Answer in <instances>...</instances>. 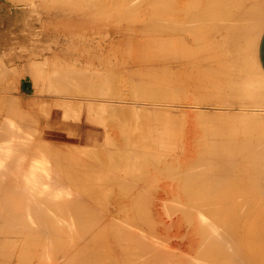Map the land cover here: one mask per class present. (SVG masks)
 <instances>
[{
	"label": "rangeland",
	"instance_id": "374dc122",
	"mask_svg": "<svg viewBox=\"0 0 264 264\" xmlns=\"http://www.w3.org/2000/svg\"><path fill=\"white\" fill-rule=\"evenodd\" d=\"M22 1V2H21ZM0 0V68H1V70H0V72L2 73L3 71H4V74L2 73L1 75V77H2V79H0V82H2V80H3V82L2 83H0V85H2V87H4V84H6V83H8L10 80V83H8V84H6L5 85V87H9L10 88V91H9V89L8 88H4V90H0V93L1 94H3V96L5 97V95H6V93L7 94H9V95H6V97L4 98V101L2 100V98L1 97H3L2 95H0L1 97V100H0V104H1V101H2V104L1 105H5V107L4 106H2V107H4V108H2L1 106H0V113L2 114V112H5L4 114H3V116L1 115V119H0V123H2V126H4V128H7V129H12L13 128V130H15L16 132H17V135H18V140H19V142H23V141H28V142H32L33 143V145H34V147H35V150H38V148L40 147L39 145L41 144L40 142H43V141H46L47 143H46V145L48 146H46L45 144V147L48 149V150H50L49 152L51 153V155H53V156H55V154H57L58 153V155H56V156H59L60 155V151H65V149L67 150V148H66V146L67 145H69V147L71 146V145H74L75 144V147L74 146H71L70 147V149L72 150V149H74V152H76V151H78L79 153L81 152V150L80 149H78L79 147H77L76 146V144L77 145H82L81 147H83V145H86V146H88V148H87V150H86V148H83L84 150H85V152H83V150H82V152L83 153H78V155H79V157H78V155H74V153H72L73 152V150H72V152L71 151H69L70 149H68L67 150V152H70V153H65V152H62L61 153V157L64 155L65 157H66V159L64 158V160H61V159H63V158H58V157H52L50 154H48V152H47V150H46V152H47V154L49 155L48 156V159H49V157H50V159H51V161L48 163V165H50V167L48 166V168H50L49 170H50V178H49V183H48V187H47V192L45 193V195H46V197H45V195H44V197L39 201V202H35L34 204L32 203V204H30V205H26V203H25V205L23 204H21V203H19V202H17L18 203V205H16V203H13V205H12V207H10L9 205H4L5 206V208H4V206L2 205V206H0V210H3V208L6 210V209H8V208H6V207H9L13 212H14V215L16 216H19L18 218H19V220H20V222H19V220L17 221H15L16 223H14V220L15 219H18L17 218V216L15 217L14 215H9L8 217L7 216H5V217H7L8 218V220L9 221H7L6 219H0V220H2L3 222L1 223V221H0V226L3 228L4 226H6V228L7 227H9V225H11V223H13L12 225L13 226H10L11 228L10 229H12V228H14V227H16L17 228V230H15V231H17V232H15V233H18V234H14V230H10L9 228V230H7L5 227L3 228L4 230H2V235H0V238H2V236L4 235V237H7V239H9L10 237V235L13 233L14 235H12V237H11V240L10 241H12V242H10L9 241V243L7 242L8 240L6 239V238H4L3 237V239L5 240H1L0 241V244L2 245V244H4L5 243V245H3L2 247H0V264H71V262L73 261L74 262V260L75 259H73V258H78L79 260H75V262L73 263L72 262V264H85L83 261H82V258H81V255L80 254H82L85 250H89V253H90V255H88V256H90V257H92L93 256V258L92 259H96L95 261L97 262V263H94V264H99V259H101V261H100V263L102 262H104V264H106V262L108 261V263L110 264H112L113 262V264H121L122 263V261L123 262H125V263H128V262H130V263H128V264H136L137 263V260H138V263L137 264H176V262L178 261H180L179 263L180 264H192V263H194V264H232L233 262H236L237 264H264V217H263V219L261 218V219H259V221H256V220H250V221H248L249 220V218L245 221V222H243V224H241V226H240V228L238 227V237L235 235V237H233L232 238V241H233V243H236V241L238 242V240H239V246L237 245V244H233L232 242H231V245H232V247L231 246H228L229 247V249L230 250H228V247H221V246H219V244L217 243V245H216V243L213 241V244H211V240H212V231H211V227H209V226H207L206 225V222H205V225H203V223H202V219L199 217L200 215L198 214L199 212H198V209L199 208H196L198 205H200V203H202L203 201L201 200L202 198H203V200L205 199V195L204 194H195L194 193V191L192 190V189H189L188 187V182H189V179H188V182H187V177L189 178L190 177V174L188 175V173L187 172H189V171H191V169L189 170V171H186L187 169H188V166H186L185 167V171H186V173H183V171H184V169L181 167V169H183L182 171H181V169H180V166H178V169H180V170H178L179 172L181 171L182 172V175H183V177L184 178H182V181H180L181 179H180V177L182 176L181 175V173H179L178 175V177H176L177 175V173H176V169H177V165L176 166H174V165H172L171 167L169 166V168H168V170H166L165 168V165L163 166L162 165V161H163V159H165L166 158V162H172L173 163V160H176V162L174 163V164H176L177 163V159L176 158H178L177 156L179 155V161H180V159H184V162H185V159H187V157H188V153H189V151L191 150V143H192V145L194 146V144L197 146V144H198V146L196 147H194V149H196L195 151H198V149H201V151L199 150V153L198 154H200V155H198L199 156V158L200 157H202L201 155L202 154H204V153H206V149H207V152H209L212 148H210V147H212V146H214V143H218L220 146H221V142H222V136H215L214 137V131L215 130H218V131H220V126H222L223 124H222V119H224V118H222V117H219V116H222L221 114H223V113H220V111L222 112V110H219V109H215V110H213V109H211V110H209L208 111V113H209V115H210V117H206V115H208V114H206L205 115V117H204V115H199L198 114V112H199V109L198 108H193L192 107V105H197V104H195V103H193V102H201V99L198 97V95H199V93H198V95L196 94L197 93V91L195 90V89H193V84L191 85L190 83L192 82H190V80L191 79H189L190 77L189 76H191L192 75V72H190V71H187V69H186V64H187V68H190V66L188 65V60L185 58V60H183V59H181L182 57H181V53L184 51L183 49H184V47H182V45L180 46V42H178V43H176V45H175V48H178L177 49V55L176 56H178V58L179 59H181L182 60V62L184 61V64L185 65H183L184 67H185V69H180L181 71H179L182 75L180 76L179 74L180 73H178V72H175V71H172V72H170L171 73V76H173V77H171V79H174V81L172 80V81H170V78H168V80L167 79H164V78H167V77H165V73H166V71H160L161 69H159V68H157V65H159L160 66V68H162L161 67V62H158L159 64H157L156 63V61H155V63L157 64L155 67L153 66V65H155L154 64V60L155 59H153L154 58V56H156V59H158V57L159 56H157V54H160L161 56V58L164 56L165 58H167V59H169L171 56H173L174 55V53H172L171 52V50H170V48L169 47H167L166 46V50L165 51H163L162 52V54L163 53H165V54H161V48H162V46H159V47H157L158 48V52H157V54H156V51H157V49H156V47H155V45H154V47H155V49L153 48V47H151V48H153L155 51H153V53L154 54H156V55H153L152 53V55H153V58H152V62H153V65L151 64L152 62L151 61H149V64L147 63L148 62V58L146 59L147 60V62H145L144 60V62L146 63V67H147V64H148V66H149V69H146L145 68V66H144V62L143 63H141V64H143L142 66H141V64H138V63H140L141 61H140V57L138 58V56H133L132 57V55H137L138 53H135V51H134V53L132 54L131 52H130V54L128 53V51L126 50V49H128L129 51L130 50H132V49H134V47H135V49L134 50H136V48H138V50H136V52H139L140 54V56H141V54L143 53L142 52V50L146 47L145 46V44L146 43H143L144 41L145 42H151L152 40H154V42L153 43H155V42H160L161 40V36H159V35H157V36H159V37H156V33L155 34H152V36L154 37H152V39L149 37V36H151V35H148L149 34V32H148V34L147 33H145L146 31H144V32H142L143 31V28L144 27H148L149 26V24L151 25V21L153 22V20H156L157 21V19H158V17H159V14H160V12L159 11H157V10H160V6H158L159 5V2L157 3L155 0V2L154 3H156L155 5H154V3L152 2V0H150V2H152V3H150V2H148V0H147V2H146V4L144 5V4H141V5H143L144 7L143 8H145V9H141L142 7H141V5L139 4V3H135V5H136V7L138 8V7H141V8H139V9H137L136 7H135V5L134 4H132V5H129V6H133L132 8L134 9V12H135V10H136V12L134 13L132 10L133 9H131V7H129L128 9H129V11H130V9H131V14H133V16L131 15V14H129V12H128V10L127 9H125V8H127V6H128V4H130L131 2H132V0L130 1V3L128 2V0H126V1H122V0H116L117 2H119L120 4H118L117 3V5L119 6V8H118V6L116 5V1L114 2V0H108V1H110V2H108L107 0H101V1H103L104 3H106V6H105V4L103 3V2H100L99 3V1L100 0H94V2L95 1H98V2H96V4L97 3H99V6H98V8L100 7L101 9H100V11H99V9L97 10L96 8H97V5H96V7H94V9H93V7L91 8V12H88L89 10H87V8H86V13L88 14V15H85V12H84V10H85V8L84 7H86L85 6V4L87 5V4H89L88 2H89V0H85L87 3H85V1L84 0H80V1H82V3L80 2V1H78V0H74V1H71V0H67V2L69 1V5H68V3L67 2H65L64 0H63V2L64 3H67V4H64V3H62V1L60 0L59 1V3H62L63 4V7H65V8H70V7H68V6H70V4H71V2H72V5L74 6V8L72 9H69L70 11H68V9H67V11L63 8H59V9H57L59 6H60V4L58 3V7H56V5L53 7V6H51L49 3H45V5L47 6V7H45V5L43 4V2H46V1H44V0ZM25 1V2H24ZM43 1V2H42ZM84 1V2H83ZM93 1V0H92ZM112 1L115 3H113L112 4ZM134 1V0H133ZM136 1V0H135ZM134 1V2H135ZM158 1V0H157ZM240 1V0H239ZM250 1V4H252V3H254L253 5H257V4H255L256 2H255V0H245L243 3H241V4H237L238 5V8H237V10H240V8L242 7L243 8V6H247V7H250L251 5L248 3ZM253 1V2H252ZM42 2V3H41ZM50 2H54L53 0L52 1H50ZM55 2H56V0H55ZM74 2V3H73ZM78 2V4L79 5H83V6H79L78 4H76ZM90 2H91V0H90ZM93 2V3H94ZM122 2V3H121ZM126 2L127 4H124V3ZM252 2V3H251ZM26 3V4H25ZM30 3H31V5H30ZM36 4V5H34V4ZM38 3V4H37ZM84 3V4H83ZM102 3V4H101ZM133 3V2H132ZM42 4V5H41ZM48 4V5H47ZM55 4V3H54ZM76 6H78V7H75V5ZM91 4H92V2H91ZM90 4V5H91ZM104 4V5H103ZM112 5V6H114L113 8L112 7H110L109 8V10H110V14H115L116 15V17H115V15L113 16V18H111L112 17V15H109L108 14V9H107V11H106V9L104 10L103 8H108L107 6H110V5ZM121 4H124V5H122L121 6ZM149 4V5H148ZM152 4V5H151ZM44 5V6H43ZM66 5H68L67 7H66ZM90 5H88V6H90ZM93 5V4H92ZM94 5V6H95ZM103 7H101V6ZM147 5V6H146ZM239 5H241V6H239ZM30 6V7H29ZM72 6V7H73ZM105 6V7H104ZM126 6V7H125ZM151 6V7H150ZM155 6V7H154ZM91 7V6H90ZM120 7L122 8V10L120 11L119 9H120ZM135 7V8H134ZM152 7L156 10L157 8H159V9H157L155 12L152 10ZM50 8V9H49ZM53 8V9H52ZM78 8V9H77ZM79 8H83V10L82 9H79ZM116 8H118V9H116ZM124 8V9H123ZM263 8V7H262ZM46 9V10H45ZM56 9L57 10H59L58 12L56 11ZM78 10V14H76L77 12L75 11V12H73V10ZM90 9V8H89ZM103 9V10H102ZM114 9H116V10H114ZM141 9V10H140ZM150 9V10H149ZM234 9H236V8H234ZM33 10H34V12H33ZM53 10H55V11H53ZM60 10H62L63 12H65L63 15H64V17H65V19H63L64 17L62 16V15H59V14H62L63 12L62 11H60ZM80 10H82L83 11V13H82V11H80ZM94 10H97V11H94ZM120 11V12H122V14H124V15H121V13H119V12H117V13H113V12H116V11ZM123 10H125L124 12L128 15H131L135 20H137V21H139L140 22V24L139 23H137V21H133V18L131 17V16H126L125 15V13L123 12ZM141 11L142 12V14H141V12H138V11ZM148 10H149V12H148ZM11 11V12H10ZM48 11V12H47ZM93 11V12H92ZM104 11V12H103ZM127 11V12H126ZM30 12H32V13H30ZM47 12V13H46ZM60 12V13H59ZM67 12H69V13H67ZM71 12H73L74 14H76V15H74L73 13H71ZM102 12V14L104 15H100V13ZM143 12H146V13H143ZM156 14H154V13ZM70 14V15H68V17H67V14ZM82 15H81V14ZM92 13V14H91ZM94 13H97L95 16L93 15ZM107 13V14H106ZM138 13H140L141 15H143V17L146 19V17L144 16L145 14H146V16H147V18L148 19H144V18H142L141 16H140V14L139 15H137ZM149 13V14H148ZM90 14V15H89ZM106 14V15H105ZM118 14H120L121 16H120V18H117V16H118ZM148 14V15H147ZM154 14V15H153ZM262 14H263V17H264V11H262ZM38 15V16H37ZM71 15H74L75 16V19H74V17L73 16H71ZM81 15V16H80ZM84 15H85V17H86V19H87V23H86V20H85V17H84ZM92 15V16H91ZM135 15H137L138 16V18H140V20L139 19H136L137 18V16H135ZM151 15H152V17H151ZM158 15V16H157ZM29 16H31V17H29ZM61 16L63 17V18H61ZM83 16V17H82ZM89 16H91V22H93L94 23V21L96 22V23H91L90 21H88V19H89ZM97 16V18H99V19H97L96 18V20L98 21H102L103 22V19H102V17H104V23L103 24H105V23H107V21H109L108 20V18H111V20H115V22L117 21H120L121 22V24H117V25H120V26H118V27H120L119 29H118V27L115 25V26H113V22L112 21H110V23L108 22L107 24H105V27H104V25L102 26L101 24H102V22L100 23H98L96 20H94L95 18L94 17H96ZM98 16H100V17H98ZM107 16H109V17H107ZM123 16H125V18L124 19H122V17ZM140 16V17H139ZM76 17H77V19H76ZM78 17H81V19L80 18H78ZM93 17V18H92ZM107 18V20H106V18ZM119 17V16H118ZM153 18V20L151 19V18ZM47 18H50V19H47ZM60 18V19H59ZM67 18H68V23H66L67 22ZM69 18H71V19H69ZM73 18V19H72ZM84 18V20H85V23H83V19ZM132 18V19H131ZM157 18V19H156ZM40 19V20H39ZM63 19V20H62ZM92 19H93V21H92ZM117 19H119V20H117ZM128 20L129 21V24H126V23H128V21H126L125 23H124V21L125 20ZM144 19V20H143ZM64 20H65V24H63L64 23ZM76 21V22H79L78 24H76V22H74L73 23V21ZM79 20V21H78ZM147 20H151L150 22H148L147 23V25H143L142 24V22L144 21H146L147 22ZM50 23H49V22ZM82 23H81V22ZM131 21H133L132 23H131ZM142 21V22H141ZM156 21H154L153 22V24L156 22ZM40 22V23H39ZM54 22V23H53ZM62 23V25H64L63 27H67L68 25H69V27H71V29L73 28L72 26H71V24L72 25H74L75 27H76V25L77 26H79L78 27V31H76V29H77V27H76V29H73V31H76V32H72V30H71V32H69L70 30V28L67 30V32H69L68 34H67V32L65 31L66 30V28H62V25H61V23ZM71 22V24H69ZM116 22V23H117ZM119 22V23H120ZM122 22H123V24H122ZM134 22H136L138 25H136V26H138L137 27V29L138 30H140V28L142 27V31H138L137 29H136V26L134 27V25H135V23ZM51 23H53V26H52V24ZM59 24V26H58V24ZM89 23H90V25H89ZM130 23H131V25H130ZM46 24V25H45ZM48 24H50V25H48ZM83 24H86V26H84V27H82L83 26ZM88 24V25H87ZM96 24V25H95ZM98 24H100V25H98ZM115 24V23H114ZM142 24V25H141ZM152 24V25H153ZM65 25H67V26H65ZM82 25V26H81ZM95 25V26H94ZM140 25V26H139ZM156 24H154L153 26L154 27H152V28H154V30L157 32V30H158V28H157V26H155ZM46 26V27H45ZM90 27V26H93V27H90L91 29L93 28V32H95V33H97L98 31H97V29H99L100 28V26H102V28H101V30H99V31H101V32H98L97 33V36H96V34H94L92 31H90L89 29L87 30V28L86 27ZM99 26V27H98ZM106 26H110L111 28H107L106 29ZM59 27V28H58ZM81 27V28H80ZM95 27V28H94ZM98 27V28H97ZM103 27H104V29H106L105 31L103 30ZM116 27V28H115ZM127 27V28H126ZM129 27H130V31H129ZM134 27V29H136L135 31H133L132 30V28ZM151 27H148V28H151ZM30 28V29H29ZM39 28V29H38ZM55 28V29H54ZM85 29V31L83 32L81 29ZM126 29V32H125V29ZM151 28V30L150 29H148V30H150V31H152L153 29ZM48 29V30H47ZM52 29V30H51ZM96 29V30H95ZM113 29V30H112ZM115 29H117V30H115ZM122 29V30H121ZM49 30H51L50 32H49ZM53 30H55V31H53ZM62 30H64L65 32H61ZM86 30H87V32H89V34H87L86 33ZM103 30V31H102ZM108 30H111V31H114V32H111V31H108ZM119 30V31H118ZM121 30V31H120ZM145 30H147V28L145 29ZM206 30H208V28H206ZM25 31V32H24ZM81 31V32H80ZM97 31V32H96ZM107 31V32H106ZM124 31V32H123ZM127 31H129V32H127ZM154 31V32H155ZM160 30H158V32H159ZM12 32V33H11ZM39 32V33H38ZM84 33L85 35H88L89 37H92V39H93V35H94V37H95V39H99L100 37H102L103 38V40H101V38L99 39V40H95V41H91L92 39L91 38H88V36L87 37H84L85 35H83L82 36V34H81V38H83L84 37V39L85 38H88V40L87 39H85V41H84V39L82 40L80 37H78V36H80V35H77L78 33ZM104 32V33H103ZM134 32L136 33L135 34V36H133L134 35ZM158 32H157V34H158ZM48 33V34H47ZM75 33H77V34H75ZM93 33V34H92ZM99 33H100V35H99ZM104 35V37H103V35ZM109 33H110V35H109ZM114 33H115V35H114ZM118 33V34H117ZM124 33V34H123ZM132 34L133 33V35L132 36H129V35H127V34ZM142 33V34H141ZM55 34V35H54ZM61 34V35H60ZM65 34H67V35H65ZM69 34H70V36H69ZM73 34H75L74 36H73ZM92 34V35H91ZM120 34V35H119ZM144 34V35H143ZM35 35V36H34ZM71 35H72V38H71ZM98 35L100 36V37H98ZM102 35V36H101ZM111 36L110 37V40H109V38H107V37H109V36ZM114 35V36H113ZM116 35L117 36H120V37H117V40L115 39L116 38ZM140 35V36H139ZM142 35V36H141ZM148 35V36H147ZM155 35V36H154ZM161 35V34H160ZM210 35H212V34H210ZM50 36V37H49ZM57 36V37H56ZM77 36V37H76ZM25 37V38H24ZM60 37V38H59ZM69 37H70V39H69ZM74 37V38H73ZM98 37V38H97ZM105 37H106V39H105ZM125 38V39H123V38ZM128 37H132L133 39H135V40H133L132 38L130 39L131 41H130V44H131V42L133 43V44H137V46H132V47H130V45H129V40H126V39H128ZM138 37V38H137ZM148 37V38H147ZM156 37V38H155ZM40 38V39H39ZM55 38H56V40H55ZM66 38V39H65ZM76 38V39H75ZM113 38V39H112ZM119 38V39H118ZM136 38H137V40H136ZM140 38V39H139ZM145 38V39H144ZM211 38H213L212 36H210V37H207V39H205L206 41H205V44H204V42H203V44L204 45H201L202 47L204 46V48H202V50L204 49V51H203V54H200V52L202 53V50L200 51L199 50V54H198V52H197V54H198V60H200V62L198 61V60H196L195 59V63H194V60H193V63L194 64H196L197 63V61L199 62V64L202 62V63H204V64H200V66H198L199 64H197V70H196V68L195 69H193V70H195V71H198V69H199V72H200V70L201 69H204L205 70V68L204 67H207V69H209V72H211L210 74L208 73V74H204V72L201 70V72H203V75H204V78H203V75H201V76H199V73H198V76L199 77H202L203 78V80L204 81H206V79L207 78H205L207 75V77H209V75L210 76H212L211 74H213L212 72H214L215 71V69H213V68H215L214 66H216V62H214L213 63V61H215L216 59H214L213 61H211L212 59H211V57H213L212 56V54H213V52H212V48L211 47H213L214 48V46L212 45H210V44H212V42H213V39H212V41L210 40ZM9 39V40H8ZM58 39V40H57ZM79 41H78V40ZM112 39V40H111ZM122 39V41H120ZM34 41V42H31V41ZM65 40V41H64ZM101 40V41H100ZM106 40H108V41H106ZM118 40H119V42H118ZM10 41H11V43H10ZM19 41L20 42H22L23 44V46L19 43ZM61 41V42H60ZM82 41L84 42V43H82ZM88 41H90V43H88ZM126 41L128 42V43H126ZM139 41V42H138ZM208 41L210 42L211 41V43H208ZM27 42V43H26ZM50 42H51V45H50ZM53 42V43H52ZM113 42H114V44H113ZM136 42H138V43H136ZM142 42V43H141ZM147 42V43H148ZM150 42L148 43V44H150ZM66 43V44H65ZM75 43H76V45H75ZM77 43H79V44H77ZM93 43H95V44H98V46L96 47V45H94ZM110 43V45L108 46V44ZM126 45H125V44ZM34 46H33V45ZM39 44V45H38ZM59 44V45H58ZM61 44V45H60ZM85 44H87V46L85 45ZM89 44V45H88ZM99 44L101 45V46H104V47H102V49L101 48H99L98 49V47H99ZM105 44V45H104ZM107 44V45H106ZM112 44L113 45H115V44H117L116 46H112ZM142 44V45H141ZM144 44V45H143ZM192 44H194V45H192V48H193V46H195V43H192ZM207 44L209 45L208 47H209V49L211 48V50L209 51V49L207 48ZM70 45V46H69ZM82 45H85L86 46V48H82ZM118 45H119V50H118ZM122 45H124V46H127L128 45V47H123ZM152 45V44H151ZM200 45H197V46H200ZM30 46L32 47V48H30ZM60 46V47H59ZM70 48H69V47ZM91 46H95V49L96 50H98V51H94L92 48L93 47H91ZM100 46V47H101ZM109 47V48H106V47ZM110 46H112V47H110ZM141 46H145V47H142L141 48ZM149 47H147L148 49L150 48V45H148ZM157 46V45H156ZM196 46V47H197ZM20 47V48H19ZM29 47V48H28ZM43 47V48H42ZM50 47V48H49ZM66 47V48H65ZM72 47V48H71ZM90 47V48H89ZM115 47V48H114ZM140 47V48H139ZM188 47H190V45L188 46ZM26 48V49H25ZM59 48H61V49H59ZM69 48V49H68ZM88 48L90 49V52H87L88 54H90L89 56H91L93 53H96V54H98V56L96 55V54H93L94 56H91L92 57V59H90L91 57H89L88 55H87V53H85L86 52V50H88ZM112 48V49H111ZM120 48L122 49V50H120ZM150 48V49H151ZM183 48V49H182ZM191 47L189 48V50L191 51V49H192ZM200 48V47H199ZM207 48V49H206ZM77 49V50H76ZM105 49V50H104ZM110 49H111V51L112 52H110ZM116 49V50H115ZM139 49H141V52H140V50ZM167 49H169V50H167ZM188 49V48H187ZM186 49V52L188 51ZM195 49V48H194ZM201 49V48H200ZM5 50V54H7V56L2 52V51H4ZM10 50V52H7V51H9ZM25 52H24V51ZM33 52H32V51ZM35 50V51H34ZM58 50V51H57ZM59 50H60V52H59ZM72 51V54H71V51ZM74 50H76V51H74ZM81 50V51H80ZM82 50H83V52H82ZM101 50H102V52H101ZM109 50V51H108ZM125 52H124V51ZM144 50H147V49H144ZM143 50V51H144ZM164 50V49H163ZM55 51H57V53L55 52ZM74 51V52H73ZM122 51V52H121ZM148 51V50H147ZM151 51V50H150ZM170 51V53H168ZM181 51V52H180ZM195 51H197L196 49L194 50V52H193V50L191 51V52H193V53H196ZM208 53H206V52ZM213 51H214V49H213ZM92 52V53H91ZM107 52H108V54H107ZM120 52V53H119ZM185 51H184V53L183 54H185L186 53ZM191 52H189V55H190V53ZM215 52V51H214ZM3 53V54H2ZM38 53H40V54H38ZM43 53V54H42ZM54 53H56V54H58L59 56H57L56 58L54 57ZM76 53V54H75ZM84 53V54H83ZM115 53V54H114ZM124 54V55H122V54ZM127 53H128V56L126 57V55H127ZM144 53H146V52H144ZM143 53V54H144ZM167 53V54H166ZM181 55H180V54ZM193 53H191L192 55H194ZM38 56H37V55ZM46 54V55H45ZM55 54V55H56ZM61 54V55H60ZM103 54V55H102ZM111 54H112V56H111ZM113 54H114V56L115 57H113ZM118 54V55H117ZM121 54V55H120ZM132 54V55H131ZM150 56L151 54H149V53H146V56H148V55ZM186 54H188V52L186 53ZM185 54V55H186ZM206 54V55H205ZM53 55V56H52ZM63 55H65V57L63 56ZM82 55V56H81ZM107 57H106V56ZM109 55L111 56V57H113L112 59L113 60H111V61H113V63L115 62L114 61V59H116V57H117V59L119 60V61H117V59H116V61L118 62L117 64L116 63H114L115 65L113 66V65H111L112 64V62L110 63L109 61H110V57H109ZM131 55V56H130ZM145 55V54H144ZM144 55L142 56V57H144ZM171 55V56H170ZM200 55V56H199ZM202 55H204L205 56V58L204 59H206V60H203V57L204 56H202ZM215 55V54H214ZM45 56V57H44ZM123 56V57H122ZM131 57V59H129L130 57ZM196 56L197 55H195L194 56V58H196ZM210 56V57H209ZM44 57V58H43ZM50 57V58H49ZM53 57V58H52ZM67 57V58H66ZM85 59H84V58ZM94 57V58H93ZM103 57H104V59H103ZM118 57H120V58H118ZM127 58L126 59V61L128 62H126L125 60H123V58ZM134 57H137V60L138 61H140V62H138L137 63V60L136 59H134ZM151 57V56H150ZM159 57V58H160ZM169 57V58H168ZM191 57V56H190ZM208 57V58H207ZM34 58V59H33ZM37 58V59H36ZM47 58V59H46ZM55 58V59H54ZM59 60H58V59ZM63 58V59H62ZM106 58H108V59H106ZM122 58V59H121ZM133 58V59H132ZM146 57H144V59H145ZM192 58V57H191ZM202 58V59H201ZM214 58H215V56H214ZM3 59V60H2ZM54 60L53 62H52V60ZM57 59V61L55 62V60ZM66 59H68V60H73V62H71V63H69V65L70 64H73V63H79V61L81 62V63H79V64H76V67L75 68H80V70H84L83 72H81V71H79V72H77L79 75L81 74V75H84L85 74V71L86 72H92L91 74H95V76H99L98 74H100L101 75V77H103L102 75H106V74H108L109 72V77L111 76V75H113L112 77H110V79L108 78V76H107V78L111 81H109V80H107V85H109V83L111 84V85H109L110 86V88H111V90H112V85L114 84V86H116V88L118 87L117 85H115V84H119V89L117 88L116 90H115V88H114V86H113V90L115 91V93H114V96H115V94L116 95H120V96H122L123 97V95H124V97L125 98H122V97H118L119 98V100H124V101H126V102H128V103H125V105H128L129 106V104H130V106L129 107H131V104L133 105V103H131V102H134V104H136V106H138L139 107V109L141 110H139V109H135V111H134V109H130L129 108V111H128V107H127V111L128 112H125L126 110V108L124 109L123 107H121L122 105L124 106V104H122L121 103V105H120V103H117L118 104V106H119V108H118V106H117V110L119 109V111H120V107H121V111H122V108L124 109V112H125V117H124V112L123 113H121V111L118 113V111L116 112L115 110H113V108H112V110H111V108H110V110H111V113H110V110H108L109 111V113L110 114H112V116L108 113V114H106L108 111H107V109H105L104 108V110H105V112L103 113L102 112V109H100L101 110V112H102V114L100 113V111L97 109V108H95V109H97L96 111L98 112L99 111V118L98 119H100L99 121H101V123H97V125L95 124V125H93L94 123H95V121H97V118H96V116H97V114H95V116H94V113H96V112H94L93 110H95V109H93V108H91L90 110H92L93 112H91V113H89L88 111H87V109H88V105H87V103H86V101H83V103H82V106H80V107H78V109H79V113H81V114H79V115H77L78 117H77V121H76V119L74 120V116H73V113L72 114H70V115H72L71 117L70 116H68L69 114L68 113H66L67 111H69V109H70V107H71V109L70 110H72V108H76V107H73V105L75 104V103H77V101L75 102V101H72L73 102V105H71V103H70V105L68 104V106H66L67 105V103H66V105L64 106V101H63V106H64V108H66V107H69V109H67L66 111H65V109H63L62 110V108H63V106H62V103H60L59 101H60V97L62 96V94L63 93H65V91L63 90L64 88V86L63 85H65V84H63V83H59V82H56V83H54V82H52V81H54V80H56V81H58L60 78H61V76L63 77V74H66L67 72H69V70H67V72L65 73V71H63L62 72V70L60 71V69H58L57 67H58V65L59 64H61V62H62V64L63 65H61L62 67H63V69H68L67 67H65L66 65L65 64H68V63H65V62H67V61H65ZM76 59H79L78 61L76 60ZM96 59V60H95ZM98 59V60H97ZM100 59H102L103 61L104 60H108V62H109V64L106 62V61H104V62H106L107 64H108V67H109V65L112 67L111 69L109 68L108 69V67H105L104 68V66H106L107 64L105 63L104 64V62L102 61V60H100ZM128 59L130 60V61H128ZM143 58H141V60H142ZM193 59V58H192ZM192 59H190V62H192ZM33 60V61H32ZM44 60H46V61H44ZM51 61V63L53 64L52 66H55L56 68H57V70L58 71H56L55 72V70H56V68L55 67H53V68H55V70H53V68H51L52 66H50L51 65V63H50V61ZM62 60V61H61ZM64 60V61H63ZM74 60H75V62H74ZM83 60V61H82ZM92 60L95 62V65H94V62H92ZM132 60H133V62H132ZM136 60V62H134ZM202 60V61H201ZM255 60L256 59H254V61H252V64H251V67H252V71L254 72L253 73V75L254 74H256V76H255V80H257L258 82H256L257 84H261L260 85V87L262 86V93H264V80L263 79H261V76L256 72L257 71V65L255 64ZM2 61V62H1ZM28 61V63H26ZM30 61V62H29ZM34 61H40L39 63H35ZM44 61V62H43ZM60 61V62H59ZM87 61V62H86ZM89 61V62H88ZM101 62V63H103V64H101V66L99 65L100 63H97V62ZM120 61L122 62V61H124V62H126L127 63V65H126V63H124L126 66H123V67H121L120 66V68H122V71H123V69L125 68V67H128V68H130V69H128V70H126V72H128L127 74H129V78L130 79H135V77L133 78V76H135L134 74V72L136 71V76H137V78H139L138 77V72H139V74H141V72H145L144 74H146V71L144 70V68L148 71V70H150V69H155V68H157V69H159V71H157V69L156 70H154L153 72H149L150 74H152V73H155V74H152L153 76L154 75H156V72H159L160 74H157V75H159V78H162L163 80H167V81H165L166 82V84L164 83V81L163 80H161V79H157L158 80V82H159V80H161L159 83L157 82V80L156 79H154V78H157V77H155L154 76V78L152 77V76H150L149 78L150 79H152L153 78V80L154 81H148L147 80V82L148 83H146L145 82V84H148V85H144V81L146 80V79H148L147 78V75L144 77V74H142L143 75V78H146V79H143L142 78V76L140 77V79H138V81L141 83L140 85H141V87L142 86H145L146 88H147V90H150V93H148L149 95H145L146 93L144 92V91H147L146 90V88L145 87H142V89L144 88V90H143V93L141 94L143 97L141 98L142 100H139V99H137V96L139 97L140 95H137V94H139V93H141L142 92V89H140L141 90V92L139 91V83L137 82V81H134L135 83V86H134V84H133V86L135 87V89H133L134 87L132 86V82L133 81H131V83H130V81H129V78L128 77H126V78H128L127 80L129 81V82H127L126 81V78L124 77L125 75H123V72H125V71H121V69H119V67H117L118 66V64L120 65V64H123V62L122 63H120ZM158 61V60H157ZM159 61H160V59H159ZM187 61V62H186ZM204 61V62H203ZM11 62V63H10ZM33 62H34V64H36V66H37V64H41V65H39L40 67L41 66H43L44 68H46V69H48V71H49V76L47 75V73H48V71L45 69V71L46 72H41V73H43V76H42V74H41V76H40V74H39V72H37V74H39L38 76H40V77H38L39 78V80L37 81V78H36V75H34V78H33V73H35L36 72V70L38 71L39 69H38V67H36L34 64H33ZM92 62V63H91ZM129 62H130V64H129ZM11 65H10V64ZM15 63V64H14ZM30 63V64H29ZM32 63V64H31ZM88 63V64H87ZM132 63H135V65L136 66H138V67H140L141 66V68L143 69V71H138L137 72V70H139V69H135V71L132 73L133 74V76H131L130 74L131 73H129V70L131 71V69L133 68V70H134V68H135V66L133 67V65L134 64H132ZM137 63V64H136ZM207 63V64H206ZM213 63V64H212ZM26 64V65H25ZM47 64V65H46ZM83 64V65H82ZM86 64H87V66H86ZM128 64H129V66L130 65H132V67L130 66H128ZM210 65V68H209V65ZM212 64V65H211ZM5 65V66H4ZM7 65V66H6ZM25 65V66H24ZM31 65H33L34 66V68L36 69H34L33 68V66H31ZM77 65H79L80 67H78ZM93 65V66H92ZM99 65V66H98ZM103 65V66H102ZM117 65V66H116ZM153 66V67H150V66ZM3 66V67H2ZM23 66V68H21ZM31 66V67H30ZM68 66V65H67ZM71 66V65H70ZM74 66V65H73ZM158 66V67H159ZM6 67V68H5ZM8 67H10V68H8ZM25 67V68H24ZM28 67H30V68H32V69H30V68H28ZM39 67V68H40ZM43 67H41L42 69V71H44V68ZM47 67H49L51 70H53V72L55 73H53L52 71H50V69L49 68H47ZM60 67V66H59ZM72 67V66H71ZM71 67H69V68H71ZM83 67V68H82ZM90 67H92L94 70H95V72H94V70L93 71H91V69L92 68H90ZM99 67H101L102 68V70H103V72H102V70H101V68L99 69ZM117 67V68H116ZM137 67V68H138ZM200 67H202L201 69H200ZM217 67H220L218 64H217V66H216V71L217 72H221V71H219L221 68H217ZM2 68H5V69H7L6 71H5V69H2ZM12 68V69H11ZM75 68H71V69H74V71H75ZM88 68H90L89 70H88ZM107 68V69H106ZM140 68V69H141ZM23 69V70H22ZM24 69H26V70H24ZM62 69V68H61ZM70 69V70H71ZM121 71H119V70ZM126 69V68H125ZM141 69V70H142ZM206 69V70H207ZM218 69V70H217ZM16 70V71H15ZM21 70V71H20ZM33 70L35 71V72H33ZM111 70V71H110ZM118 70V71H117ZM164 70V69H163ZM166 70H168V69H166ZM170 70H172V69H169V71ZM175 70V69H174ZM185 71V72H187L188 74H190V75H188L187 76V73H185V72H182V71ZM189 70V69H188ZM210 70H212V71H210ZM214 70V71H213ZM222 70V69H221ZM8 71V72H7ZM30 71L31 72H33V73H30ZM60 71V72H59ZM73 71V72H74ZM99 71V72H98ZM151 71V70H150ZM177 71V70H176ZM11 72V73H10ZM12 72L14 73V74H12ZM57 72H58V75L62 72V75L60 74V76H58L57 75ZM75 72V73H76ZM102 72V73H101ZM111 72H112V74H111ZM126 72L124 73V74H126ZM148 72H147V74H148ZM163 72H164V74H163ZM175 72V73H174ZM190 72V73H189ZM207 72H208V70H207ZM217 72H216V74H217ZM223 72V71H222ZM221 72V73H222ZM29 73L31 74V75H29ZM76 73V74H77ZM82 73H84V74H82ZM104 73V74H103ZM121 73V74H120ZM162 73V74H161ZM169 72H167V74H168ZM169 73V74H170ZM178 73V74H177ZM183 73H185L186 74V76H184L185 74H183ZM193 73L194 74H196L197 75V73H195L194 71H193ZM206 73V72H205ZM23 75V77H21V76H19L18 77V75ZM36 74V73H35ZM52 74H54V77H53V75ZM114 74H116V75H114ZM126 74V76H128ZM150 74H148V75H150ZM167 74H166V76H167ZM169 74H168V76H169ZM172 74H175V75H172ZM177 74V75H176ZM216 74H214L215 75V78H213V80L211 79V81H210V77L207 79L208 81H206V83L209 85V88H211L212 87V90H214V91H212V92H216L217 94H218V92H220L221 93V89H222V86H226V85H228L229 84V82L228 81H226L225 80V78L223 79V77H220V79L222 78L223 80H220L221 82H218L216 79H218L219 78V76H218V78L216 77L217 75ZM4 75H6V77L4 76ZM10 75V76H9ZM17 75V76H16ZM87 75V74H86ZM120 75H123L122 77H121V79L124 77V79H120ZM164 75V76H163ZM206 75V76H205ZM213 75V76H214ZM4 76V77H3ZM7 76L9 77V78H7ZM44 76H45V78H47V79H45L44 78ZM47 76V77H46ZM90 76V75H89ZM105 76V77H106ZM119 76V77H118ZM162 76V77H161ZM212 76V77H213ZM10 77H11V79H10ZM14 77L16 78V80L18 79V78H20V79H18V81L19 82H16V80L14 79ZM44 78V79H42V78ZM52 77H53V79H52ZM58 77V78H57ZM88 77V76H87ZM85 78V79H87V80H89L90 79V81H93V79H94V81L96 80V78L97 77H94V75H91V77H94V78H92V80H91V77H89V78ZM100 77V78H101ZM105 77L103 78L104 80H105ZM114 77V79H120L118 82H117V80H116V82L114 81V83L112 82L113 81V78ZM170 77V76H169ZM177 77H181V78H177ZM4 78H6V79H4ZM14 80H13V79ZM32 78V79H31ZM36 78V79H35ZM99 77H98V80L100 79ZM137 78L135 79V80H137ZM175 78H177V81L175 80ZM42 79V80H41ZM48 79H50V81L48 80ZM102 79V78H101ZM101 79L98 81L97 80V82L95 81H93L94 83H100V81H101ZM179 79V80H178ZM187 79V80H186ZM189 79V80H188ZM7 80H9L8 82H6L5 83V81H7ZM35 80V81H34ZM50 82V84H49V87H48V81ZM123 80H125V81H123ZM156 80V81H155ZM225 80V81H224ZM13 81H15L16 83H14V85H13V83H11V82H13ZM37 81V82H36ZM44 81L46 82V84L44 83ZM120 81L123 83V82H125L124 84H128V83H130V85H128V87H127V85H125L124 86V84H122L121 85V83H120ZM179 81V83L177 84V82ZM209 81H210V83L212 84H210L209 83ZM218 82V84L216 83V82ZM226 82L225 84L223 83V85H222V82ZM44 84H43V83ZM48 82V83H47ZM101 82H105V81H101ZM136 82H137V84H136ZM153 82V83H152ZM154 82H155V84L156 83H158L159 85H155L154 84ZM161 82H163L164 84L162 85V83ZM170 82H173L174 84L172 85V86H168L167 84H170ZM213 82V83H212ZM216 84H215V83ZM38 83V84H37ZM52 83V84H51ZM142 83H143V85H142ZM176 83V84H175ZM228 83V84H227ZM20 84H22V86L20 85ZM56 84V85H55ZM63 84V85H62ZM151 84H154V85H152V87L151 86H149V85H151ZM172 84V83H171ZM10 85V86H9ZM12 85V86H11ZM46 85H47V89H46ZM52 86V88H50L51 86ZM54 85L56 86V87H54ZM57 85L59 86L58 88H57ZM63 86L62 88H61V86ZM161 85V86H160ZM184 85V86H183ZM214 85V86H213ZM215 85H218L217 87L218 88H216L215 89ZM258 85V86H259ZM17 86V87H16ZM19 86V87H18ZM97 86V85H96ZM121 86H122V90L124 91V93L122 92V90H121ZM129 86H132L133 88V90H130V92L128 91H126V89H131V87H129ZM163 86H165V89L164 90H162L163 88ZM167 86V87H166ZM211 86V87H210ZM219 86H220V88L221 89H219ZM11 87H12V90L13 89H18V90H11ZM27 87V88H26ZM42 87H44L43 89H42ZM95 87V86H94ZM123 87H126V88H123ZM149 87H150V89H149ZM154 87H156V88H154ZM1 88V87H0ZM50 88V89H49ZM56 88V89H55ZM60 88L63 90V93H62V91L60 90ZM155 89L156 91V93H155V95H154V93H152V95H151V92H153L152 91V89ZM168 88H169V90H168ZM173 88V89H172ZM178 88V89H177ZM180 88V89H179ZM192 88V89H191ZM8 89V90H7ZM49 89V90H48ZM52 89V90H51ZM55 89V90H54ZM97 89V88H96ZM95 89V90H96ZM100 89V88H99ZM107 89V88H106ZM153 89V90H154ZM167 89V90H166ZM171 89V90H170ZM219 89V90H218ZM5 90H7V91H5ZM45 90H47L48 92H46ZM52 91V93H51V91ZM59 90V92H57V93H55V91H58ZM117 90H119L118 92H117ZM121 90V91H120ZM166 90V91H165ZM180 90H182L181 92H178V91ZM189 90V91H188ZM39 91H45V93L43 94V92H39ZM50 91V92H49ZM109 91H110V89H109ZM108 90H102L101 89V92H103V93H106V94H108V95H110V93H111V91L109 92ZM113 91V92H114ZM161 91V92H160ZM165 91V92H164ZM18 92V93H17ZM100 92V93H101ZM121 92V93H120ZM125 92H127V93H125ZM131 92H134V93H131ZM149 92V91H148ZM164 92V93H163ZM54 93V94H53ZM58 93H60V94H58ZM123 93V94H122ZM145 93V94H144ZM159 93V94H158ZM179 93V94H178ZM40 94H42L44 97H47V95H48V97H47V99H49V98H51L50 100H54L55 98L57 99V103H59V107H56V106H58V104L56 105V103H55V105L53 106V103L55 102V101H50V103L51 104H47L48 105V107H46L45 108V106L44 105H41V108H43L44 110H46V109H49L50 108V110H46V111H44V112H47V111H49V112H47L49 115H48V117L46 116V117H43L44 115H40L42 112H39V110H38V107L40 106L39 104H41V102H40V100H42V103L44 104V102H47V103H49L48 102V100L46 101V98L44 99V97L42 96V95H40ZM46 94V95H45ZM50 94V95H49ZM58 94V95H57ZM129 94V95H128ZM172 94V95H171ZM180 94H181V96H180ZM52 95V96H51ZM59 95H61V96H59ZM168 95H169V97H168ZM187 95V96H186ZM11 96H14V97H16V99H18V101H20L19 103H18V101H16V100H14L13 99V97L12 98H10L11 100H9V99H6V98H9V97H11ZM19 96V97H18ZM23 96V97H22ZM50 96V97H49ZM133 97V99H132V101L131 100H129V99H131V98H128V97ZM135 96V97H134ZM148 96H149V98H148ZM167 96V97H166ZM186 96V97H185ZM192 96V97H191ZM222 96V95H221ZM264 96V95H263ZM116 97V96H115ZM180 97H183L182 99L180 98ZM189 97V98H188ZM20 98V99H19ZM28 98V99H27ZM39 98V99H38ZM120 98H122V99H120ZM127 98V99H126ZM143 98H145V99H147V100H145V99H143ZM171 98V99H170ZM187 98V99H186ZM198 98V99H197ZM12 99H13V101H12ZM59 99V100H58ZM117 99V98H116ZM135 99V100H134ZM154 99V100H153ZM189 99V100H188ZM263 99V98H262ZM8 100V101H7ZM24 100V101H23ZM44 100V101H43ZM118 100V99H117ZM128 100V101H127ZM137 100V101H136ZM141 102H139V101ZM162 100V101H161ZM180 100V101H179ZM14 101H16V104H17V106H15L16 104H15V102ZM21 101H23L24 102V104H23V102H21ZM170 101V102H169ZM182 101V102H181ZM235 101H237L236 103L238 104V99L237 100H235ZM6 102H8V104L6 103ZM10 102V103H9ZM13 102V103H12ZM39 102V103H38ZM61 102H62V100H61ZM138 102V103H137ZM144 102H145V104H144ZM154 102V103H153ZM160 102V103H159ZM172 102V103H171ZM12 103V104H11ZM140 103V104H139ZM192 103V104H191ZM20 104V105H19ZM21 104H23V106L21 105ZM39 106H38V105ZM61 104V105H60ZM116 103H115V106L117 105ZM139 104V105H138ZM219 104H223L222 103V101H220L219 102ZM76 105V104H75ZM78 106L80 105V103L78 102V104H77ZM152 105V106H151ZM173 105V106H172ZM10 106H13L12 108L14 109L15 107L17 108H15L16 109V111H15V109L13 110ZM43 106V107H42ZM50 106V107H49ZM51 106H53V107H51ZM62 106V107H61ZM98 106V105H97ZM151 106V107H150ZM154 106H155V111H154ZM61 107V108H60ZM96 107V106H95ZM99 107V106H98ZM143 107V108H142ZM171 108V110H170V108ZM259 107V106H258ZM20 108V109H19ZM37 108V109H36ZM56 108V109H55ZM90 108V107H89ZM100 108H101V106H100ZM103 108V107H102ZM145 108H147L148 110H150L149 112H148V110L147 109H145ZM248 108V107H247ZM260 108H261V105H260ZM262 110L263 111H261V112H258V111H256V112H254V113H257V114H259V116L261 117L260 118V120H262V122H263V119H262V117H264V106H262ZM2 109H4V110H2ZM7 109H8V111H7ZM21 109H24V110H27V112L28 111H30L29 113H35V115H36V113H37V117L36 118H40V122H39V127L37 128L38 129V131L36 130V128L34 129L33 128V125H29L28 127H25L24 125H28V124H31V122H32V119L28 122V120L27 119H24V120H27V122H25V121H23L22 120V118L21 117H19L20 119H18V114L16 113V112H19V115L20 116H22V117H24L23 115H25L24 113V110L23 111H21L20 112V110ZM42 109V110H43ZM77 109V108H76ZM76 109H74V110H76ZM142 109H144V110H142ZM193 109V110H192ZM204 109V108H203ZM248 109H250V110H254V108L252 109V108H248ZM1 110H2V112H1ZM17 110H19V111H17ZM38 110V111H37ZM41 110V109H40ZM59 110V111H58ZM137 110V111H136ZM147 110V111H146ZM152 110V111H151ZM162 110V111H161ZM77 112H78V110H76ZM107 111V112H106ZM131 111H134V114L133 113H129V112H131ZM144 111V112H143ZM154 111V112H153ZM159 111V112H158ZM166 111V112H165ZM194 111H196V112H194ZM10 112V113H9ZM15 112V113H14ZM23 112V113H22ZM63 112H64V114L66 113V116L68 117V118H71L69 121H67V117L66 116H64V118H63ZM136 112V113H135ZM143 112V113H142ZM148 112V113H147ZM155 112H156V114H155ZM164 112V113H163ZM174 112V113H173ZM187 112V113H186ZM189 112V113H188ZM219 114H218V113ZM263 112V113H262ZM7 113V114H6ZM23 115H22V114ZM47 113H45V114H47ZM70 113H71V111H70ZM89 113V114H88ZM150 113V114H149ZM154 114V116L156 117V115L157 114H159L158 116L159 117H156V118H153V114ZM167 113V114H166ZM178 113V114H177ZM215 113L217 114V116L215 115ZM253 113V112H252ZM10 114V115H9ZM39 114V115H38ZM44 114V113H43ZM87 114V115H86ZM91 114V115H90ZM105 114V115H104ZM118 114V115H117ZM119 114H123L122 116V118L121 117H119V116H121V115H119ZM132 114L135 116V119H140V120H138L139 122H140V124H142V125H139V123H138V121H136V123H134V122H132L133 120H131V119H134V117L132 116ZM136 114V115H135ZM140 114L143 116V117H145L146 118V120H143V119H145V118H143L142 119V116H140ZM145 114H149L148 116L152 119L151 120V124H149L150 125V127L149 126H147L148 125V120H149V117L147 116V115H145ZM163 114V115H162ZM27 115V114H26ZM29 115V114H28ZM34 115V114H33ZM74 115H76L75 113H74ZM109 115V116H108ZM117 115V116H116ZM130 115V116H129ZM137 115H139V116H137ZM162 115V116H161ZM179 117H178V116ZM184 115V116H183ZM186 115V116H185ZM195 115H197V116H195ZM208 115V116H209ZM15 117V118H13V117ZM32 116V115H31ZM30 116V117H31ZM58 116V117H57ZM87 116H89L88 117V119L90 118V116H92V117H95L94 118V122L92 121V124H91V121H90V119L88 120L87 119ZM102 116V118H100ZM127 116L128 117H130L131 118V116H132V118L130 119V118H128V119H126L127 118ZM171 116V117H170ZM177 116V117H176ZM181 116V117H180ZM200 118H199V117ZM213 116H215V117H213ZM258 115H256V117L258 118L259 117ZM6 117V118H5ZM30 117L28 118V116H27V118L28 119H30ZM34 117V116H33ZM33 118V120H37L36 118ZM65 117H66V119H65ZM91 117V119L93 120V118ZM98 117V116H97ZM108 118V117H110V118H108V119H106V118ZM113 119H115V120H113ZM115 117H119L118 119H119V121L121 122V121H124V123L123 122H121L122 123V125H121V123H119V121H118V119L117 118H115ZM141 117V118H140ZM169 117L171 118V122L170 121H168V120H170L169 119ZM173 117H176V118H173ZM188 117V118H187ZM3 118V119H2ZM11 120H14V121H12V123H14V125L13 124H11V121L9 122V120L10 119ZM24 118H26V116L24 117ZM45 118H47V119H45ZM58 118V119H57ZM148 118V119H147ZM215 118H218V120L216 119L215 120ZM7 119H9V120H7ZM74 120V122H72L71 120ZM104 119V120H103ZM106 119V120H105ZM124 119V120H123ZM155 120V123H154V120ZM157 119H158V121H157ZM175 119V120H174ZM186 119V120H185ZM191 119H192V121H191ZM201 122H199L198 120ZM205 121H204V120ZM3 120V121H2ZM5 120H6V122L8 121V126L9 127H7V125H6V122H5ZM23 121V122H25V123H22L21 121ZM64 120V122H62ZM110 120V121H109ZM131 120V121H130ZM225 120V119H224ZM259 120V121H260ZM2 121V122H1ZM42 121H45V122H42ZM107 121V122H106ZM111 121H114V122H111ZM128 121H129V123H128ZM135 121V120H134ZM148 121V122H147ZM174 121V122H173ZM184 121V122H183ZM4 122H5V124H4ZM16 122H19V123H16ZM35 122V123H34ZM42 122V123H41ZM81 122V123H80ZM98 122V121H97ZM107 123V129H106V127H105V124ZM110 122V123H109ZM116 122V124H114ZM117 122H118V126H117ZM127 122V123H126ZM161 122V123H160ZM170 122V123H169ZM193 122H195L194 124H193ZM211 122V123H210ZM214 122V123H213ZM21 123V124H20ZM27 123V124H26ZM33 123H34V125L37 123L36 121H33ZM32 123V124H33ZM88 123V124H87ZM109 123V124H108ZM112 123V125H114V126H112V125H110ZM133 123V125L135 126V129H134V126L133 125H131V124ZM138 123V124H137ZM150 123V122H149ZM187 123V124H186ZM264 123V122H263ZM15 124H17L16 126H19V128L22 130V131H24V132H21V130H19L18 128L16 129V126H15ZM22 124H24V125H22ZM42 124H43V126H42ZM56 124H58V126H56ZM125 124H127V125H125ZM128 124H129V126H128ZM144 124V125H143ZM155 126H154V125ZM173 124V125H172ZM189 124V125H188ZM220 124H222V125H220ZM22 127H21V126ZM38 125H35L34 127H36V126H38ZM116 125V126H115ZM123 125H125V126H123ZM152 125V126H151ZM158 127H157V126ZM170 125H172V126H170ZM185 125H187V126H185ZM190 125H191V127H190ZM192 125H194V126H192ZM200 125H201V127H200ZM211 125V126H210ZM12 126V127H11ZM53 126H55L54 128H53ZM111 126L113 127L112 129H110V131H109V128H111ZM129 128H128V127ZM133 128H131V127ZM139 126V127H138ZM140 126H142L143 128H140ZM145 126H146V128H145ZM162 126H163V128H162ZM166 126H167V128H166ZM168 126H170V127H168ZM210 126V127H209ZM23 127H25V129L23 128ZM47 127L49 128V129H47ZM58 127V128H57ZM115 127V128H114ZM124 127V128H123ZM137 127V128H136ZM149 127V128H148ZM154 127H156V128H154ZM160 127V128H159ZM166 129H165V128ZM194 127V128H193ZM223 127V126H222ZM26 128H28V130L26 131ZM31 128H33L32 130H35L36 131V133H37V135H36V133L35 132H31V133H28L29 135H31V136H29L28 134H27V132H30L29 130ZM126 128V129H125ZM138 128H140V129H138ZM190 128V129H189ZM200 128V129H199ZM202 128V129H201ZM207 128V129H206ZM215 128H217V129H215ZM57 129V130H56ZM62 129H67V130H62ZM115 129V130H114ZM117 129V130H116ZM121 129V130H120ZM123 129L125 130V131H127V133L125 132V134H124V131H123ZM127 129H131L130 130V132L131 131H134V130H137L136 132H132V134H130L131 136H127L128 135V130ZM184 129V130H183ZM213 131H211V130ZM31 130V131H32ZM69 130V131H68ZM72 130H74V131H72ZM76 130H78V131H76ZM81 130V131H80ZM85 130H86V132H85ZM109 131L110 133H109V135L106 133V131ZM122 131V132H120V131ZM142 130V131H141ZM149 130H150V133H149ZM152 130H154L153 132H151ZM202 130H204V131H202ZM69 133H68V132ZM70 131H72L71 133H70ZM77 132V134H76V132ZM107 131V132H108ZM119 131V132H118ZM140 131V132H139ZM156 131V132H155ZM158 131V132H157ZM198 131H200V133L198 132ZM202 131V132H201ZM208 131V132H207ZM18 132H19V134H18ZM129 132V133H130ZM139 133V134H135V133ZM156 133V134H153V133ZM197 132H198V134H197ZM20 133H21V135H20ZM24 133V134H23ZM33 133H34V135H33ZM75 133V134H74ZM152 133V134H151ZM194 133H196L197 135V138H198V140H197V138H195L194 137V135L192 136L194 139H192V137H190L189 135H192V134H194ZM24 135V137H23V135ZM45 134V135H44ZM70 134H72V135H70ZM116 134V135H115ZM124 134V135H123ZM135 134V135H134ZM158 134V135H157ZM182 134V135H181ZM185 134V135H184ZM28 137H27V136ZM77 135V136H76ZM106 135V136H105ZM112 135V136H111ZM142 135H144V136H142ZM151 135V136H150ZM153 135V136H152ZM202 135V136H201ZM34 136V137H33ZM53 136H55L54 138H53ZM79 136V137H78ZM127 136V137H126ZM133 136H135L136 137V139H135V137L133 138ZM139 136V137H138ZM142 136V137H141ZM156 137V139H155V137ZM184 136V137H183ZM207 136V137H206ZM29 137H31V141H30V138ZM56 137H59L58 139L56 138ZM107 137V138H106ZM112 137V138H111ZM129 137V138H128ZM131 137V138H130ZM137 137L138 138H140L139 140L141 141L142 139H144L143 140V145H142V143H141V145H140V142L138 141V142H136L138 139H137ZM152 137H154V139L156 140H154L153 141V138ZM201 137V138H200ZM38 138V139H37ZM83 138V140H81ZM128 140H130V139H132V141H130L131 143H127V142H129V140L127 141L126 139ZM207 138V139H206ZM23 139V140H22ZM25 139V140H24ZM39 139H41L42 141H40ZM112 139H113V141H112ZM119 139V140H118ZM124 139H125V141L126 142H124ZM134 139H135V142H133L134 141ZM176 139V140H175ZM196 139V140H195ZM202 139H203V141H202ZM216 139V140H215ZM21 140V141H20ZM37 140H39V141H37ZM81 140V141H80ZM111 140V141H110ZM182 140H183V142H182ZM191 140H194L193 142H191ZM201 140V141H200ZM37 141V142H36ZM50 141V142H49ZM80 141V142H79ZM105 141V142H104ZM109 141H110V143H109ZM117 141H120V142H117ZM190 141V142H189ZM196 141H199L198 143L196 142ZM40 144H39V143ZM49 142V143H48ZM95 142V143H94ZM99 144H98V143ZM102 142V143H101ZM115 142H116V145H115ZM142 142V141H141ZM150 142V143H149ZM156 142V143H155ZM205 142V143H204ZM36 145H35V144ZM38 143V144H37ZM43 143H45V142H43ZM42 143V144H43ZM54 145H53V144ZM60 144V145H58V144ZM65 143H67V144H65ZM79 143V144H78ZM111 143H113L112 145H111ZM124 143H126V144H124ZM134 143H139L138 144V146H137V144L136 145H134ZM158 143V144H157ZM184 143V144H183ZM194 143V144H193ZM206 143H208L206 146H205V144ZM56 144V145H55ZM62 144H63V146H62ZM64 144L66 145V146H64ZM118 144H119V146H118ZM126 146V150L129 148V149H132V150H130V152H133V149H134V147L136 148V146H137V153L136 152H133V153H131L130 154V152H129V150H127L128 151V153L129 154H127V152L126 151H124L125 149H124V145ZM131 145V146H128V145ZM144 144H145V146H144ZM147 144V145H146ZM157 144V145H156ZM50 145V146H49ZM51 145H53V146H55V147H52ZM93 145H95V146H93ZM99 145V147H97ZM108 145V146H107ZM111 145V146H110ZM121 145H123V146H121ZM134 145V146H133ZM201 145V146H200ZM39 146V147H38ZM61 146V147H60ZM106 146V147H105ZM110 146V147H109ZM146 149H144L143 147ZM154 146V147H153ZM156 146L158 147V148H156ZM38 147V148H37ZM59 147V151L57 152V148ZM64 147V148H63ZM68 147V146H67ZM73 147V148H72ZM80 147V148H81ZM85 147V146H84ZM90 147V148H89ZM102 148V151H101V149H99V148ZM104 147H105V151H107V152H105L103 149H104ZM112 147V148H111ZM119 148L120 150H118L117 148ZM123 147V148H122ZM128 147V148H127ZM132 147V148H131ZM154 149H153V148ZM181 147V148H180ZM188 147V149L186 150V148ZM199 147V148H198ZM205 147H208V148H205ZM53 148H55V151H53L54 149ZM91 148H93V149H91ZM116 148V149H115ZM124 149L123 151H121L122 149ZM189 148H190V150H189ZM78 149V150H77ZM99 149V150H98ZM111 149V150H110ZM140 149H142L143 151H145V153H143V151L142 152H140ZM157 149H160V150H157ZM93 151V153L91 152V151ZM95 150L97 151L96 152V155H98L99 156V158L101 157V156H103L104 157V159H103V157H101L100 158V161L102 162V164H104V165H106V166H104V165H102V164H100L101 162L99 161V158L97 159V158H95V156H93V155H95L94 153H95ZM114 150H116L117 152H115ZM151 151V152H149V151ZM154 150H156V152L158 153V154H162L161 156H163V158H161L160 157V155L159 156H156L155 154H157L156 152H154ZM164 150V151H163ZM193 150V149H192ZM191 150V151H192ZM98 151H99V153H98ZM109 151H110V153H109ZM113 151H114V153H113ZM119 151H121V153L122 152H126V153H124V154H119L118 152ZM147 151V152H146ZM190 151V153H191V155L189 154V157L191 156H193L192 155V153H193V151L191 152ZM54 152H56V153H54ZM111 152L113 153V154H115L114 156L116 157V159L115 158H113L114 156H112L113 154H111ZM187 152V153H186ZM19 152H14V154H15V159H16V157H17V155H19L18 154ZM54 153V154H53ZM101 153V155H99ZM117 153L119 154V155H121L122 157H123V155H125L124 157H126V155H127V157L126 158H124V160L126 161L124 164H123V168H124V166H125V168L126 169H129V170H125V173L126 172H128L127 174H124L123 172H124V169L121 167L120 168V166H118V163H117V160H118V158H120L121 156H119V155H117ZM135 153V154H134ZM139 153V154H138ZM153 153H155L154 155H153V157H157L156 159L154 158L153 159V157H152V154ZM170 153H171V156H170ZM180 153H181V155H180ZM187 154V157L185 158V157H183L182 155H184V154ZM65 154H70V155H74V156H76V157H74L73 155L72 156H70L69 155V157L71 158V157H73V159L71 158H69L72 162H73V165H72V162H69V161H67V158H68V156L67 155H65ZM76 154V153H75ZM86 154H89V155H87L86 156ZM91 154H93V155H91ZM106 154H108V155H106ZM134 154V155H133ZM144 154V155H143ZM150 154V155H149ZM169 154V155H168ZM177 155V156H175V155ZM130 155V156H129ZM131 155L134 157V159H133V157H131ZM137 155V156H136ZM143 155V156H142ZM63 156V157H64ZM92 156V157H91ZM107 156H108V158H107ZM118 156V157H117ZM139 156V157H138ZM145 156H149L147 159L145 158ZM170 156V157H169ZM185 156V155H184ZM91 157V158H90ZM95 159H94V158ZM130 157V158H129ZM144 157V158H143ZM165 157V158H164ZM173 157H174V159H173ZM182 157V158H181ZM189 157H188V159H189ZM190 157V158H191ZM9 157H7L6 159H8ZM12 158V157H11ZM11 158H9V160H8V163H12L11 165H13L12 167L11 166H9V167H7V170H6V172H5V178H4V185H7V186H9V187H16V188H20V189H23V191L25 190L24 189V187H25V184L24 183H22V182H24V180L22 179L21 180V178L23 177V173H22V168H21V166L18 164L17 165V162H18V160H17V162L15 161V160H13V161H11ZM75 158H77L78 160H75ZM90 158V159H89ZM127 158H129L128 160H126ZM140 158V159H139ZM169 158V159H168ZM54 159V161H52ZM58 159H59V161H58ZM80 159V160H79ZM92 159H94V160H92ZM98 161H97V160ZM108 159H109V161H108ZM113 159H114V161H115V163H117V166H115L116 164L114 163H112V162H114L113 161ZM132 159V160H131ZM138 159L140 160V161H145L144 163L143 162H140V161H138ZM142 159V160H141ZM150 159V161L151 162H153V163H151L150 161H148ZM160 159V160H159ZM191 159H193V158H191ZM135 160V161H134ZM147 160V161H146ZM154 160V161H153ZM155 160H157V161H155ZM190 160V159H189ZM189 160H187V161H189ZM16 163H15V162ZM58 161V162H57ZM60 161H64V165L62 164L63 162H61V163H59ZM119 161V160H118ZM128 161V162H127ZM138 161V162H137ZM161 163H160V162ZM164 161V162H165ZM182 161V160H181ZM186 161V162H187ZM51 162H52V164H51ZM54 162V163H53ZM65 162H67V163H65ZM75 162H79V163H81L82 164V162H83V164H85L86 163V165H82L83 166V168H80V165H79V163H75ZM98 162V163H97ZM134 162H136V163H134V164H136V165H134L133 163ZM139 162H140V164H139ZM147 162V163H146ZM190 162V161H189ZM59 164V165H57V164ZM71 163V164H70ZM108 163V164H107ZM127 163V164H126ZM130 163V164H129ZM146 163V164H145ZM157 163V164H156ZM158 163H160V164H158ZM188 163V162H187ZM53 164H55V165H53ZM65 164H68V165H65ZM78 164V165H77ZM100 164V165H99ZM113 164V167L111 166ZM132 164V165H131ZM145 164V165H144ZM154 164V165H153ZM190 164H191V162H190ZM189 163H188V165H190ZM14 165L16 166V168H17V171H19V172H17L16 171V169H14ZM52 165H53V167L54 168H52ZM128 165H130L131 166V168H130V166L128 167ZM139 165V166H138ZM140 165H141V167H140ZM147 165H149L150 166V168H149V166H147ZM151 165H152V167H151ZM158 165L160 166V167H158ZM162 165V166H161ZM60 166L62 167V169L60 168ZM66 166V167H65ZM77 166V167H76ZM87 166V167H86ZM115 166V167H114ZM137 166V167H136ZM147 166V168H145V171L143 170L144 168L143 167H146ZM59 167V168H58ZM72 167H74V169L72 168V171L70 170ZM86 167V168H85ZM90 167V168H89ZM111 167V168H110ZM116 167H118V169H121V170H119V171H117V168ZM162 167H165V168H163L162 169ZM174 167V168H173ZM190 167V166H189ZM68 168H70V169H68ZM93 168V169H92ZM99 168V169H98ZM114 168V169H113ZM134 168V171L132 170ZM135 168H137L136 169V171H137V175L138 174H140L139 175V180H138V182H137V179H134V181H132V180H129V179H131V178H127V177H129L130 176V173H131V177H134V178H136V176H133V174L134 173H136V171H135ZM155 168V169H154ZM158 168V169H157ZM191 168H192V170H193V167H192V164H191ZM21 169V170H20ZM64 169V170H63ZM68 169V170H67ZM76 169H78V170H76ZM80 169V170H79ZM82 169V170H81ZM91 169V170H90ZM113 169V170H112ZM123 169V170H122ZM146 169H149V171L148 170H146ZM152 169L154 170V172L152 171ZM157 169V170H156ZM63 172H65V173H61V171ZM70 170V172L69 173H67V175H66V172H68ZM74 170H75V172H74ZM84 170H88V174H86V176H87V181H85L84 183V187H85V194H87L89 197H91L92 195H94V196H92L90 199L87 197V195H86V207L88 208H86L87 209V211L89 212V214L87 215L88 217H91L90 215H92V217L90 218L91 220L89 221L88 220V226L86 225V228H88L89 230V232H87V234H88V236L86 237V239H88V240H91V241H88V240H86L85 239V241L84 240H82V239H84L85 238V236L84 237H82L83 236V234H82V232L81 231H79V230H81V227H80V225L78 224V223H80L79 222V213H78V211L80 210V200H81V188H82V186L80 185L81 184V177L83 178V177H85V176H81V174L82 173H86V171H84ZM115 170V171H114ZM140 170H142L141 172H140ZM156 170V171H155ZM161 170V171H160ZM165 170V171H164ZM170 170V171H169ZM98 171V172H97ZM121 171H123V172H121ZM15 172H17V173H15ZM21 172V173H20ZM106 172V173H105ZM109 172H111V173H109V175H108V173ZM113 172V173H112ZM132 172H134V173H132ZM143 172V174H141ZM149 172V173H148ZM155 172H156V176L155 175H153V174H155ZM160 172H161V175H159L160 174ZM192 172V171H191ZM191 172H189V173H191ZM63 175H61V174ZM71 173H73V174H71ZM81 173V174H80ZM95 173V174H94ZM97 173H99V174H97ZM21 175V176H19V175ZM53 174V175H52ZM75 174H76V176H75ZM104 174V175H103ZM111 174H114L112 177H110L111 176ZM119 174V175H118ZM124 174V175H123ZM129 174V175H128ZM148 174V175H147ZM149 174L151 175V176H149ZM184 174H187V177H185V175ZM66 175V176H65ZM99 175V176H98ZM108 175V176H107ZM117 175H118V177H117ZM126 175H128V176H126ZM136 175V174H135ZM143 175V176H142ZM146 175H147V178L146 179H144V180H142V179H140L141 178V176L142 177H146ZM158 175V176H157ZM174 175H176V176H174ZM73 176V177H72ZM91 176V177H90ZM107 176V178H105ZM121 176H123L122 178L123 179H121V180H124V181H128V182H130L129 184H131L132 183V185H133V187H137L138 186V188H136V189H134V190H132L131 188H132V185H129L128 184V186L129 187H127V185H126V183H124L125 185H122V186H120L121 184H119V183H122L123 184V182L124 181H121L120 179L119 180H117L119 177H121ZM165 176H167L166 178H164ZM64 177H68L67 179H65ZM70 177V178H69ZM93 177L95 178V179H97L98 177H100V178H98L97 179V181H95L94 179H93ZM103 177V178H102ZM113 177H115V179L113 178ZM151 177V178H150ZM159 177V178H158ZM175 177V178H174ZM61 178H64L63 180L61 179ZM77 178V179H76ZM86 178V177H85ZM105 178V179H104ZM109 178V179H108ZM127 178V179H126ZM172 178V179H171ZM180 180H179V179ZM185 178H186V180H185ZM69 179H71L70 181H69ZM100 179L101 180H103V182L101 181V182H98V181H100ZM150 179V180H149ZM176 181H175V180ZM74 182H73V181ZM77 180V183L79 182V184H77L76 185V183H75V181ZM106 180H108V181H106ZM112 180V181H111ZM115 180V181H114ZM135 180H136V183H135ZM150 181V183H149V181ZM54 181V182H53ZM88 181H90V183H88ZM116 181H118V182H116ZM119 181H121V182H119ZM145 181V182H144ZM147 181V182H146ZM174 183H172V182ZM178 181H180L179 183H178ZM184 181H186V182H184ZM9 182V183H8ZM60 182V183H59ZM63 182V183H62ZM66 182H68V184L66 183ZM92 182V183H91ZM98 182V183H97ZM127 182V183H128ZM175 182H176V184H175ZM66 183V184H65ZM71 183V184H70ZM75 183V184H74ZM117 183L119 184V185H117ZM148 183V184H147ZM178 183V184H177ZM185 183H186V186H185ZM10 184V185H9ZM11 184H13V185H11ZM57 184V185H56ZM74 186H73V185ZM95 184V185H94ZM97 184V185H96ZM103 184V185H102ZM182 184V186H180ZM24 185V186H23ZM56 185V186H55ZM80 185V186H79ZM91 185V186H90ZM94 185V186H93ZM115 185V186H114ZM137 185V186H136ZM143 185H145V186H143ZM148 185V186H147ZM184 185V186H183ZM57 186H59V187H57ZM72 186V187H71ZM76 186V187H75ZM97 186V187H96ZM99 186V187H98ZM110 186V187H109ZM118 188H120V187H124L125 186V190H127V191H124V188H122L123 189V198H124V196H127L129 193L128 192H131V194H129V195H131V196H129V197H126V198H124L125 200H126V202L127 203H131L130 205H132L130 208H132V209H130V210H132V212H130V210H126L127 211V213H126V216H125V214L124 213H122V216H121V212H123V210H121V212H120V214H119V216L121 217V219L119 218V216H118V214L116 215V219H113V221L111 220H108V219H110V215H109V213H107V215H106V211H110V210H114V208L116 207V203H115V205L113 206V200L115 199V197H116V199L117 198H122L121 196H119V197H117L119 194H121L122 195V191H121V188L120 189H117V187ZM130 186H131V188H130ZM151 186H153L154 188H155V190L153 189H151ZM158 186V187H157ZM169 186H171V187H173V188H175V186H176V188L175 189H177V190H175V189H173L172 188V190L169 188ZM178 186V187H177ZM63 187V188H62ZM66 187V188H65ZM71 187V188H70ZM77 187H79V189L77 188ZM87 187H91V189L89 190ZM93 187V188H92ZM96 187V188H95ZM101 187H102V189H101ZM127 187V188H126ZM141 187V188H140ZM188 188V190H187V188ZM50 190H49V189ZM53 190H52V189ZM56 188V189H55ZM95 188V189H94ZM107 190H106V189ZM110 188V189H109ZM130 188V189H129ZM144 188V189H143ZM149 188V189H148ZM158 190H157V189ZM180 188H185L183 191H185V192H182L181 191V189ZM55 189V190H54ZM84 189V188H83ZM94 189V190H93ZM101 189V190H100ZM129 189V190H128ZM138 189V190H137ZM146 189V190H145ZM161 189V190H160ZM167 189V192L169 191V190H171V191H174V192H172L171 193V191H169L167 194H165V192L163 191V190H166ZM169 189V190H168ZM50 192H52V193H50ZM52 190V191H51ZM58 190H63L64 192H65V190H67V192L68 193H64L63 191H61L60 192V194L58 193ZM76 190H78V191H76ZM90 192H94V194H92L91 192L89 193L88 191ZM119 190H120V193H119ZM150 190V191H149ZM152 190V191H151ZM187 190V191H186ZM191 190V191H190ZM26 191V190H25ZM54 191V192H53ZM56 191V192H55ZM97 191V192H96ZM100 191H101V193H103V196H105V198L102 196V194L100 193ZM104 191H107V192H104ZM108 191H109V193H110V191H111V193L109 194L108 193ZM137 191H138V193L139 194H137ZM143 191V192H142ZM146 191V192H145ZM164 192V193H161V192ZM191 193H193V194H190V192ZM48 192H49V195H48ZM125 192H127V194L125 195ZM140 192H142V193H140ZM149 192V193H148ZM152 192H153V195H152ZM154 192H156V193H154ZM177 192H181V194L178 196V194L179 193H177ZM55 193H57V194H59L60 196H56L55 198L56 199H58V200H56L55 198L53 199V197L55 196ZM76 193V194H75ZM100 193V194H99ZM104 193H105V195H104ZM107 193V194H106ZM143 193H145V194H143ZM169 193H171V194H169ZM176 193V194H175ZM188 193V194H187ZM53 194V195H52ZM64 194V195H63ZM66 194H67V196H69L68 197V200H67V196H66ZM69 194V195H68ZM98 194V195H97ZM160 194H162L161 195V197L159 196ZM165 194V195H164ZM174 194V195H173ZM183 194V195H182ZM50 195L52 196V198L50 197ZM99 195H100V197H99ZM134 195V196H133ZM139 196V197H136V196ZM141 195V196H140ZM144 195H146L145 196V198L147 197V199L145 200V198H144ZM166 195H169V196H167L166 197ZM171 195H173L174 197H175V200H174V198H173V196H171ZM177 195V196H176ZM195 195V196H194ZM197 195V196H196ZM48 196H49V198H48ZM96 196V197H95ZM102 196V197H101ZM115 196V197H114ZM132 196L134 197V199L132 198ZM165 196V197H164ZM60 197V198H59ZM65 198V199H62L61 200V198ZM95 199H97V200H95ZM114 197V198H113ZM160 197V198H159ZM162 197H163V199L165 200L166 198H168V199H166L167 200V202L165 203L164 202V200H161V203H160V200H158V198L159 199H162ZM178 197H179V199H178ZM182 197V198H181ZM183 197H185V198H183ZM194 197V198H193ZM102 198H104V199H102ZM112 198V199H111ZM129 198V199H128ZM137 198H138V200H137ZM191 198H193L192 200H190ZM197 198V199H196ZM46 199V200H45ZM49 199V200H48ZM60 199V200H59ZM73 199H75V200H73ZM91 199H92V201H91ZM102 201H100V200ZM110 199V200H109ZM142 199H144V200H142ZM156 199V200H155ZM170 199H172V200H170ZM176 199L177 200H179V201H176ZM188 199V200H187ZM53 201V204L54 205H52L51 203H52V201ZM71 200V201H70ZM77 200V201H76ZM118 200V199H117ZM123 199H121L120 201H122ZM124 200V201H125ZM130 202H129V201ZM137 200V201H136ZM148 200V201H147ZM152 200V201H151ZM185 200V201H184ZM197 201V204H196V201ZM46 201H47V203H46ZM49 201L51 202L50 204V206H51V208H50V206L49 207H47V205H49ZM59 201H61V202H59ZM64 201V202H63ZM66 201V202H65ZM94 201V202H93ZM116 201V200H115ZM119 201V202H120ZM132 201V202H131ZM136 201V202H135ZM141 202V205L144 207L146 204V206H147V209H148V216L149 217H147V214H145V216L146 217H144V212H141L143 209H142V206H140V204L138 203V202ZM146 201V202H145ZM163 201V202H162ZM169 201V202H168ZM175 201V202H174ZM181 201H184L183 203L184 204H182L181 203ZM188 201V202H187ZM195 203H194V202ZM43 202H44V204H43ZM57 202V203H56ZM59 202V203H58ZM67 202H69V203H67ZM70 202H72V203H70ZM75 202V203H74ZM97 202V203H96ZM108 202H110V203H108ZM118 202V203H119ZM151 202V203H150ZM153 202H156L155 204L153 203ZM158 202V203H157ZM180 203L179 205H178V203ZM187 202V203H186ZM200 202V203H199ZM41 203V204H40ZM67 203V204H66ZM98 203H99V205H98ZM134 203V204H133ZM139 205H138V204ZM143 203L145 204V205H143ZM148 203H149V205L151 204H153L152 205V208H151V205H150V207L148 206ZM167 203H168V205H167ZM171 203V204H170ZM173 203V204H172ZM176 203V204H175ZM189 203V204H188ZM47 204V205H46ZM62 205L63 204V206H60V205ZM70 204H71V206H70ZM120 204V203H119ZM119 204H117V206H119ZM157 204L159 205V206H157ZM182 204V205H181ZM187 204V205H186ZM20 205V206H19ZM31 205H33V206H31ZM44 207H43V206ZM58 205H59V208H58ZM66 205V207H64ZM74 205H75V207H74ZM107 206V208L105 209V207ZM130 205H127V207H128V209H129V206ZM134 205V206H133ZM137 205H138V207H137ZM171 205V206H170ZM176 205V206H175ZM186 207H185V206ZM260 205L262 206L263 204H259L258 206L256 205L255 207H254V211L258 208V207H260ZM16 206V207H15ZM23 208H22V207ZM26 206H28V207H26ZM35 206H37V208H38V211L36 210L37 208L35 207ZM40 206V207H39ZM52 206H53V208H52ZM57 207V209H56V207ZM69 206V207H68ZM89 206H91V207H89ZM145 206V207H146ZM162 206H163V209L164 210H162ZM168 206H169V208H168ZM179 206H183V207H185V208H183L182 207V209L184 210H187V211H189V212H191L190 214H191V217H190V214H189V212H187V211H185L186 213L184 214V212H183V210H181L180 208L181 207H179ZM187 206L191 209H186L187 208ZM14 207V208H13ZM35 207V208H34ZM43 207V208H42ZM47 207V208H46ZM55 207V208H54ZM79 207V208H78ZM95 207V208H94ZM102 207V208H101ZM104 207V208H103ZM119 207H123V206H119ZM134 207V208H133ZM141 207V208H140ZM145 207H144V209H145ZM154 207V208H153ZM167 208V210L168 209H170L169 211H167L166 210V208ZM173 207V208H172ZM178 207V208H177ZM193 207H195L197 210H195V208H193ZM22 208V209H21ZM29 208V209H28ZM42 208V209H41ZM67 208V209H66ZM74 208V209H73ZM141 210H140V209ZM158 208V209H157ZM176 208V209H175ZM10 209H8V210H10ZM18 210V212H15V210ZM19 209H21V210H19ZM26 209H28V211L29 212H27V210ZM33 209H35V210H33ZM45 209L47 210H49L48 212H50V214L47 212V211H45ZM54 209H56V210H53ZM68 209L70 210V211H68ZM92 209V211H90ZM94 209V210H93ZM99 209V210H98ZM110 209V210H109ZM126 209V207L124 208V210ZM146 209V210H147ZM149 209H151L150 210V215H149ZM171 209H173V210H171ZM175 209V210H174ZM10 210V211H11ZM16 210V211H17ZM58 210H60L59 211V213H61V211H62V213L60 214V216H62L63 215V213H64V215L62 216V217H64V218H66V219H63L62 217H60V216H58ZM67 210V211H66ZM73 210V211H72ZM78 210V211H77ZM106 210V211H105ZM112 210V211H113ZM136 210V211H135ZM145 210V211H146ZM157 210V211H156ZM22 211H26V212H24V213H22ZM53 211V212H52ZM55 211L57 212V214L55 213ZM66 211V212H65ZM96 211V212H95ZM104 211V212H103ZM120 211V210H119ZM144 211V210H143ZM193 211H194V214H193ZM195 211H197V212H195ZM21 212V213H20ZM30 212H32V214H30ZM37 212L38 213H40V214H37ZM71 212V213H70ZM76 212H77V214H76ZM90 212H92V213H90ZM99 212V213H98ZM100 212H101V214H100ZM131 214H130V213ZM137 214H136V213ZM154 212V213H153ZM157 212H158V217H160V218H157ZM166 212H168L167 213V215H166ZM175 212V213H174ZM180 212V213H179ZM15 213H17V214H15ZM27 213V214H26ZM29 213V214H28ZM47 213V214H46ZM52 213V214H51ZM66 213V214H65ZM74 213H75V215H74ZM95 213V214H94ZM96 213H97V215H96ZM111 213V212H110ZM130 215H129V214ZM142 213V214H141ZM146 213V212H145ZM153 213V214H152ZM172 213V214H171ZM196 213H197V215H196ZM252 213H253V211H252ZM252 213H251V215H252ZM26 214V215H25ZM37 214V216H35ZM45 214V215H44ZM68 214H69V216H68ZM72 215V218L71 219H68L71 215ZM94 214V215H93ZM135 214H136V216L137 217H135ZM141 216V217H143L142 219H141V217H139V215ZM152 214V215H151ZM168 214L171 216H173V214H175L173 217H172V219H170V221H169V217L170 216H168ZM46 215H48V218L50 219L49 220V222H48V220H47V218L45 219V217H46ZM51 215H57L58 216V218L57 217H55V218H53ZM65 215L67 216V217H65ZM77 215V216H76ZM128 215H129V217H128ZM143 215V216H142ZM156 216V218H154L155 216ZM161 215V216H160ZM185 215V216H184ZM192 215L193 216H196V217H194L193 219H192ZM24 216H32L31 218L29 217H25V219H24ZM35 216V217H34ZM41 216V217H40ZM74 216H76L75 218H74ZM104 216V217H103ZM132 216H134L133 218H132ZM155 219V220H161V222L159 221L158 223H155V222H157V221H154V220H152V217ZM187 216H189V217H187ZM9 217H11V219L9 218ZM36 217L38 218V219H36ZM41 219H40V218ZM52 217V218H51ZM123 217H124V220H123ZM126 217H127V219H126ZM132 218V221H131V219H129V218ZM150 217H151V220H152V224L154 225V224H156V225H154V226H152V224L151 225H149L148 227H149V230L152 228V229H154L153 231H152V233H150L151 231H149L148 230V227L146 226V224L147 223H150V221H149V219H150ZM197 217L199 218V219H197ZM23 220H22V219ZM62 218V220H65L66 222L68 221V223H66V222H64V221H62V222H60L61 219ZM95 219V222H96V225H97V223H98V225L96 226H94V228L95 229H92V223H93V221H94V219ZM102 220V218H105V220L103 221H101L100 219ZM137 218H140L139 220L137 219ZM146 218V219H145ZM149 218V219H148ZM184 218V219H183ZM187 218V219H186ZM190 218V219H189ZM53 219H55V221L53 220ZM77 219V220H76ZM89 219V218H88ZM119 219L121 220V221H119ZM133 219H137L136 221H134ZM192 219V220H191ZM195 219H196V221H195ZM200 219L202 220V221H200ZM27 220H28V223H27ZM30 220H31V222H30ZM36 220V221H35ZM60 220V221H59ZM73 220V221H72ZM97 220V221H96ZM128 220V221H127ZM179 220H181V222L179 221ZM7 221V222H6ZM21 221L23 222H26V224L24 223V227L25 228H23L22 227V225H23V223H21ZM35 221V222H34ZM38 221V222H37ZM43 221V222H42ZM51 221V222H50ZM57 221V222H56ZM78 221V222H77ZM119 222V224H121V225H119V224H117V226H119V229H120V227L121 228H123V226H124V228H123V230H124V232H123V230L122 231H116L117 230V226L116 227H114L113 228V226H114V224H111V222L112 223H115V222ZM123 221V222H122ZM125 221V222H124ZM130 221V222H129ZM135 222L136 224H135V226H131V224H133V223H131V222ZM139 221H141V222H139ZM182 221H184V223L182 222ZM188 221V222H187ZM194 221V222H193ZM202 223V224H200V222ZM211 221V220H210ZM5 222L6 223H8V225L7 224H5ZM33 222L36 224H33ZM42 222V223H41ZM56 222V224L55 225H53L54 223ZM60 222V223H59ZM69 222H70V224H69ZM138 222H139V224H138ZM144 222V223H143ZM146 222V223H145ZM170 222V223H169ZM191 222V223H190ZM193 222V223H192ZM199 222V223H198ZM204 222V221H203ZM212 222H214V223H216L217 225L218 224H220V223H218V221L215 219V220H213L212 219ZM18 223L20 224V228L18 227L19 225H18ZM40 223V224H39ZM46 223V224H45ZM49 223H51V225L49 224ZM65 225H64V224ZM73 223V224H72ZM75 223V224H74ZM77 223V224H76ZM101 223V225L103 226H101L100 225V227H101V231L103 232H101L100 231V227H99V224ZM123 223H126V224H124L123 225ZM127 223H131L130 225L129 224H127ZM161 223V224H160ZM172 223V224H171ZM174 223V224H173ZM180 223H182V224H180ZM196 223V224H195ZM14 224H16V225H18V226H14ZM31 224H33V225H31ZM45 227H43L42 225ZM59 224H63L64 226V228H63V232L61 231V232H58L59 234H55V229L57 230V231H59L60 229H61V227H60V225L58 226ZM67 224H69L68 226H70V227H68V228H71L72 227V229L74 228V230L72 231V229H71V231H70V229H67ZM71 224L73 225V226H71ZM95 224V223H94ZM140 226V229H138L139 227H138V225ZM142 224L144 225V226H142ZM158 224V225H157ZM30 226L31 225V227L32 228H34V230H32V228H31V230L29 229V227H26V226ZM35 225V226H34ZM38 225H40V226H38ZM49 225V226H48ZM54 227H53V226ZM76 225V226H75ZM126 225V226H125ZM131 226L130 228H129V226ZM148 225V224H147ZM182 225V226H181ZM190 225V226H189ZM199 225V226H198ZM201 225H203V226H201ZM41 229V231H39V228ZM51 226V227H50ZM109 226V227H108ZM128 226V227H127ZM152 226V227H151ZM171 226V227H170ZM176 226V227H175ZM179 226V227H178ZM181 226V227H180ZM195 226V227H194ZM208 227V229L206 228V227ZM0 227V228H1ZM53 227V228H52ZM56 227H58L59 229H57ZM75 227H79V229L78 228H76L75 229ZM99 227V228H98ZM125 227H127L128 228V230L125 228ZM147 229H146V228ZM151 227V228H150ZM170 227V228H169ZM191 227V228H190ZM201 227H203V229H201ZM205 227V228H204ZM242 227V228H241ZM15 228V229H16ZM27 228V229H26ZM35 228H37L38 229V231H37V229L35 230ZM136 228H137V230H136ZM141 228H144L145 230H143L144 231V233L145 232H147V233H145V235H146V237H145V235L143 234V231L141 230ZM158 228V229H157ZM178 228H181V230H179L178 231ZM21 229H23V231L25 230V231H32V234L31 233H29V232H26L27 234H28V236H27V234H25V232L23 233V231L21 232L22 234L20 235L19 234V231ZM43 229V230H42ZM48 229V230H47ZM54 229V230H53ZM67 229V230H66ZM113 229V230H112ZM135 229V230H134ZM151 229V230H152ZM196 229H197V231H196ZM204 229H207V231L206 230H204ZM7 230V231H6ZM47 230V231H46ZM62 230V229H61ZM69 230V233H70V235H68L67 233V231ZM87 230V229H86ZM93 230H95L94 232H93ZM99 230V231H98ZM105 230V231H104ZM110 230V231H109ZM134 230V231H133ZM140 230L142 231V232H140ZM147 230V231H146ZM177 230V231H176ZM186 230V231H185ZM203 231V233L205 232V233H207L208 231V233L205 235V233L203 234L202 233V231ZM3 231H6V232H12V233H10V234H7V233H5V232H3ZM37 231V232H36ZM45 232L44 234H42L43 232ZM49 231V232H48ZM52 231V232H51ZM57 231H56V233H57ZM64 231H66V232H64ZM132 231V232H131ZM138 231V232H137ZM148 231H149V233H148ZM194 231V232H193ZM36 232V233H35ZM38 232H42L41 234L40 233H38ZM46 232H48V233H46ZM77 232V233H76ZM106 232V233H105ZM115 232H117V233H115ZM125 232H127V233H125ZM136 232V233H135ZM154 232H155V235L153 236V234H154ZM198 234H197V233ZM37 233H38V237H35V235H37ZM52 233V234H51ZM61 233V234H60ZM64 233V234H63ZM71 233H73L74 235L76 234V236H74V235H72ZM83 233H85V232H83ZM98 233H100V236H99V234ZM102 233V234H101ZM115 233V234H114ZM129 233V234H128ZM178 233V234H177ZM185 233V234H184ZM196 233V234H195ZM200 233V234H199ZM24 234V236H22ZM49 235L48 237H47V235ZM53 234H55V235H59L58 236V241H55L56 240V237L57 236H55V235H53ZM63 234V235H62ZM65 234H67V236L65 235ZM86 234V235H87ZM94 234V235H93ZM96 234H98V235H96ZM105 234V235H104ZM116 234H118V235H116ZM122 234V235H121ZM129 236H127V235ZM131 234V235H130ZM136 234V235H135ZM148 234V235H147ZM174 234V235H173ZM193 234H195V235H193ZM208 234H209V236H208ZM211 234V235H210ZM8 235V236H7ZM17 235H19L18 237H17ZM28 237H26V236ZM42 235V237L40 238V236ZM61 235H62V237H64V238H61ZM65 235V236H64ZM82 235V236H81ZM85 235V234H84ZM89 235H91V236H89ZM107 235V236H106ZM112 235V236H111ZM127 236L126 238H125V236ZM133 235V236H132ZM159 235V236H158ZM175 235H177L178 237H175ZM185 236V238H183L184 236ZM192 235V237H190ZM204 235L206 236V237H204ZM14 236V237H13ZM21 236V237H20ZM50 236H51V238H50ZM94 236V238H92ZM96 236V237H95ZM98 236H99V238H98ZM118 236V237H117ZM122 236V237H121ZM134 236H135V238H134ZM151 236V237H150ZM165 236V237H164ZM179 236L181 237V239L179 238ZM183 236V237H182ZM15 237H17V238H15ZM26 238V240H24V242H25V244L23 243V239L24 238ZM44 237L45 238H47V240L45 241L44 240ZM60 237V238H59ZM66 237V238H65ZM71 239H70V238ZM77 237H80V239L79 238H77ZM103 237V240L101 239ZM106 237H108V238H106ZM120 237V238H119ZM126 239H124V238ZM139 239H137V238ZM148 237H150L149 239L150 240H152V241H150L149 239H147ZM153 237V238H152ZM156 237V239H154ZM166 237H167V239H166ZM173 237H175L174 239H173ZM208 237H210V239L208 238ZM12 238H14L13 240H12ZM18 238H20V239H22L21 240V242H17V241H20V239L19 240H17ZM33 238H34V240H35V238L37 239L36 240V242L33 240ZM52 238H54V239H52ZM74 238H76V239H79V241L77 240L76 241V239L75 240H73ZM118 238V239H117ZM131 238L133 239V241L131 240ZM147 240H146V239ZM169 238H171L170 240H169ZM178 238V239H177ZM188 238V239H187ZM206 238V239H205ZM237 238V239H236ZM29 239V241L28 242H26L27 240ZM40 239V240H39ZM42 239V240H41ZM51 239V240H50ZM62 239V240H61ZM67 239V241H69L70 242V240H73V242L71 241L70 243L69 242H65L64 243V241ZM69 239V240H68ZM97 239V240H96ZM108 239V240H107ZM110 239H111V241H110ZM113 239V240H112ZM122 239H124L125 241V244H124V242H123V240ZM196 239V240H195ZM203 239V240H202ZM234 239H236V241L234 240ZM16 240V241H15ZM49 240L51 241V242H49ZM54 240V241H53ZM63 242V243H61V245L62 246H60V248H62V250L63 249H65V250H63V252L61 251V249H59L58 247H59V245H60V243H58V242H61V241ZM64 240V241H63ZM81 240L82 241H84V242H81ZM94 240V241H93ZM100 240V241H99ZM101 240H102V242H101ZM105 240V241H104ZM122 241V242H120V243H123L122 244V246L123 245H125V247L123 246V248L121 247V245H120V243H119V241ZM141 240V242H139ZM144 240V241H143ZM155 240V241H154ZM181 240V241H180ZM186 240V241H185ZM193 240V242H192V246H193V248H191V249H188L189 247L187 246L188 244H187V242L189 241H192ZM195 240V241H194ZM198 240V241H197ZM206 240L208 241V242H206ZM2 241H4V242H2ZM46 243H44V242ZM47 241L50 243V246H49V248L47 247L48 246V244H47ZM53 241V242H52ZM100 243H98V242ZM116 241H118V242H116ZM129 241H132V242H129ZM148 241H150V242H148ZM168 242V243H164V242ZM200 241H202V242H200ZM205 243H204V242ZM2 242V243H1ZM6 242H7V245H6ZM18 243V245H17V243ZM35 242V243H34ZM54 242L56 243V244H58V246H55V244H54ZM91 244H90V243ZM97 244V246L96 245H94L95 243ZM111 242V243H110ZM127 242V243H126ZM128 242H129V244L130 245H127L128 244ZM135 242V244H132V243H134ZM148 242V243H147ZM188 242V243H189ZM196 242V243H195ZM199 242V243H198ZM16 243V244H15ZM21 243V244H20ZM44 243V247L42 248L41 247V245ZM81 243V244H80ZM89 243V244H88ZM93 243V244H92ZM101 243L103 244V245H106V246H104V247H102L103 245H101ZM140 243V244H139ZM142 243H144V247H145V245L147 246V248L145 247H143V244ZM149 243H150V246H152V247H154L155 249H153V248H151L150 246H148L149 245ZM194 243H195V245H194ZM198 243V244H197ZM209 243V244H208ZM64 244H66L65 246H63ZM68 244H70L69 246H68ZM85 244V245H84ZM107 244H109V245H107ZM169 244V245H168ZM177 244H178V246H177ZM181 244V245H180ZM187 244V245H186ZM32 245H34L35 246V248H34V246H32ZM45 245H47L46 247H45ZM91 245H92V248H94V247H98V245H101L100 247V249H93L94 251H98V256L96 255V254H94V252L91 250V249H89V248H91ZM128 247H127V246ZM131 245H134V246H132V248H131ZM136 245V246H135ZM138 245V246H137ZM142 245V246H141ZM157 247H156V246ZM164 245V246H163ZM204 245V247H202ZM208 245V246H207ZM38 248H37V247ZM54 246V247H53ZM80 247V249H78L77 247ZM83 246V247H82ZM85 246V247H84ZM111 246V247H110ZM129 246H130V249H129ZM162 246V247H161ZM166 246V247H165ZM200 246V248L201 249H198V247ZM213 246V247H212ZM233 246H234V248H233ZM51 247V248H50ZM57 247V248H56ZM63 247H65V248H63ZM84 249H82V248ZM127 247V248H126ZM148 247H149V250H148ZM164 247H165V249H164ZM178 247V248H177ZM217 247V248H216ZM238 247V248H237ZM49 250H48V249ZM78 250H76V249ZM115 250H114V249ZM121 248L124 250V248H126V249H128V250H126L125 249V251H123V250H121ZM160 248V249H159ZM166 248H168V249H166ZM187 248V249H186ZM241 248V249H240ZM45 249H46V251H45ZM77 251H75V250ZM137 249H139L140 251L143 249V253L144 254H141L140 253V251L139 250H136ZM146 249V250H145ZM151 249V250H150ZM153 249V250H152ZM177 249H181V250H177ZM193 249H194V251H193ZM240 250V251H238V252H236V250ZM55 250H59V251H56V252H53V251H55ZM108 250L110 251V253L108 252ZM132 250H134V251H132ZM149 252H148V251ZM159 250V251H158ZM160 250H163V252H161ZM169 250V251H168ZM190 250V252L188 253V251ZM192 250V251H191ZM200 252H199V251ZM217 250H219V251H217ZM49 251V252H48ZM65 251V252H64ZM87 251H85L86 253H88ZM103 251V252H102ZM117 251V252H116ZM139 251V253H137ZM156 251V252H155ZM164 251L166 252V253H164ZM180 251H183V252H181L180 253ZM203 251V252H202ZM224 251V252H223ZM76 252V255L75 254H73V253H75ZM80 252V253H79ZM84 252V253H85ZM93 252V254H91ZM108 253V256H103V254L105 253V255H107V253ZM121 252H123V253H121ZM134 252V253H133ZM142 252V251H141ZM151 252H154V253H151ZM160 253V254H158V253ZM169 252H172V253H169ZM173 252H175V254L173 255ZM227 252H228V254H227ZM239 252H241V254L239 253ZM97 253V252H96ZM112 253H113V257H114V259H116L117 257L119 258V256L121 257H123L126 253H128V255H129V253H130V255L128 256L127 254V258H128V260L130 259H132L133 261H127L126 260V257H123V258H121V262H119V263H117L116 262V260H114V259H112V258H110L111 256H112ZM121 255H120V254ZM138 255H137V254ZM148 253H149V257H147L148 256ZM150 253L152 254V256L150 255ZM183 253V255L182 256H184V257H180L181 255L180 254H182ZM196 253V254H195ZM199 253V254H198ZM210 253V254H209ZM114 254H116V255H114ZM119 254V255H118ZM147 254V255H146ZM187 254H188V257H189V255H190V257L188 258L187 257ZM227 254V255H226ZM229 254H231V255H229ZM70 255V256H69ZM74 255V256H73ZM78 255V256H77ZM99 255H100V257H99ZM111 255V256H110ZM140 255V256H139ZM143 255V256H142ZM158 255V256H157ZM162 255V256H161ZM235 257H234V256ZM240 255H242V256H240ZM77 256V257H76ZM79 256H80V258H79ZM103 256V257H102ZM110 256V257H109ZM133 256H135V257H133ZM136 256H138L137 258H136ZM146 256V257H145ZM159 256H160V261H157V259L159 260ZM163 256L165 257V258H163ZM174 256H176V257H174ZM205 256V257H204ZM219 256V257H218ZM229 256L230 257H232V258H229ZM98 257V258H97ZM131 257V258H130ZM143 257V258H142ZM147 258V259H145V258ZM180 259H179V258ZM187 258V260H186V258ZM244 259V261H243V259ZM107 258V259H106ZM110 258V259H109ZM141 258V259H140ZM148 258H150V259H148ZM168 258V259H167ZM173 259V261H172V259ZM190 258H192L193 260L191 261V259ZM258 258H262V260H263V262L262 261H258L259 259ZM66 259V260H65ZM107 260V261H103V260ZM110 260V262H109V260ZM111 259H112V261H111ZM137 259V260H136ZM144 259L145 260H147V261H144ZM155 261H154V260ZM163 259V261H161ZM183 259H184V261H183ZM201 259V260H200ZM223 259V260H222ZM236 261H235V260ZM258 259V260H257ZM66 262H65V261ZM72 260V261H71ZM114 260V261H113ZM120 260V259H119ZM153 260V261H152ZM165 260H166V262H165ZM230 260H231V262H230ZM118 261V260H117ZM144 261V262H143ZM152 261V262H151ZM181 261H182V263H181ZM190 263H189V262ZM228 261V262H227ZM233 261V262H232ZM65 262V263H64ZM70 262V263H69ZM93 262V260H91V263ZM160 262V263H159ZM165 262V263H164ZM171 262V263H170ZM178 262H177V264H178ZM200 262H202V263H200ZM242 262V263H241ZM90 263V264H91ZM101 263V264H102ZM124 263V264H125ZM236 263H234V264H236ZM87 264H89V263H87ZM93 264V263H92Z\"/></svg>",
	"mask_w": 264,
	"mask_h": 264
},
{
	"label": "bare ground",
	"instance_id": "6f19581e",
	"mask_svg": "<svg viewBox=\"0 0 264 264\" xmlns=\"http://www.w3.org/2000/svg\"><path fill=\"white\" fill-rule=\"evenodd\" d=\"M14 1V0H13ZM16 1V0H15ZM21 1V0H20ZM27 1V0H26ZM29 1V0H28ZM44 1H46V2H43V4L45 5V3H51L50 5L51 6H55L56 4L58 5V3H59V1L60 0H56V2H55V0H53L54 2H50V1H52V0H44ZM62 1V3H64L63 2V0H61ZM65 1V0H64ZM71 1H74V0H71ZM78 1H80V0H78ZM85 1V0H84ZM83 1V2H84ZM104 1V0H103ZM103 1H99V3L100 2H103ZM108 1V0H107ZM116 0H114V2H115ZM119 1V0H118ZM122 1H126V0H122ZM131 1V0H130ZM130 1L128 0V2L130 3ZM135 1V0H134ZM133 0H132V2L130 3V4H128V6H127V8H125V9H127L128 10V12H129V14H131V9H133L132 7L133 6H129V5H132V4H134L135 5V3L137 4V3H139L140 5L141 4H146V2H147V0H136L135 2H134ZM154 0H152V2H153ZM157 3L159 2V5L158 6H160V10H157V9H159V8H157L156 10L157 11H159L160 12V14H159V17H158V19H157V21L156 20H153V18H151L152 17V15H151V19L153 20V22L154 21H156L154 24H156L155 26H157V28H158V30H160L159 32H158V30H157V32H158V34H157V32L154 30V28H152V27H154L153 25V22L151 21V20H147V22L145 21H141L142 22V24L143 25H147V23L148 22H150L151 21V25L149 24V26L148 27H151L153 30L152 31H150L151 30V28H148V27H144L143 28V31L141 30L142 29V27L140 28V30H138L137 29V27L138 26H136V25H138L137 23H139L140 24V22L139 21H137V20H135L132 16H133V14H131V15H129V16H131L132 18H133V21H137V23L136 22H134L135 23V25H134V27L136 26V29L138 30V31H142V32H144V31H146L145 33H147L148 34V32H149V34L148 35H151V36H149L151 39H152V34H155L156 33V37H159V36H161V41L160 42H155V43H153L154 42V40H152L151 42H150V44H148L147 42H143V43H146L145 44V46H141V48L142 47H145L144 49H147V50H142V52L144 53V52H146V53H149V54H153V55H156L157 54V52L159 51L158 50V48L157 47H159V46H162V48L160 49L161 50V54H162V52L163 51H165L166 50V46L167 47H169L170 48V50H171V52L172 53H174V55L173 56H171L169 59H167V58H165L164 56L161 58L160 56V54H157V56H159L158 57V59H156V56H154V58H153V55L151 54L150 56L148 55V56H146V53H142L141 52V49H139L140 50V52L142 53L141 54V56L139 55L140 53L139 52H136V50H138V48H136V50H134L135 49V47L134 46H137V44L135 45V44H133L132 42H131V44H130V39L132 38V37H128V39H126V40H129L128 42H129V45H130V47H134V49H132V50H128V49H126L127 51H128V53L130 54V52L133 54L134 53V51H135V53H138L137 55H132V57L133 56H138V58L140 57V61H138L137 60V57H134V59H136L137 60V63L138 62H140V63H138V64H141V63H143L144 61L145 62H147V60H148V64H149V61H151L152 60V58L153 59H155L154 60V64L155 65H153V60L151 61L152 63V65L155 67L157 64H159L158 62H161L160 64H161V67L162 68H160V66L159 65H157V68H159V69H161L160 71L162 72V71H166V73H165V77H167V78H164V79H167L168 80V78H170V81H174V79H171V77H173V76H171V73L170 72H172V71H175V72H178V73H180L179 71H181L180 69L182 68V69H185V67H186V69H187V71H190V72H192V75L191 76H189L190 78L189 79H191L190 80V84L192 85L193 84V89H195L196 91H197V95H198V93H199V95H198V97L201 99V102H193V103H195V104H197V105H192V107L195 109V108H198L199 109V112H198V114L201 116V115H204V117H205V115L206 114H208L209 115V113H208V111L209 110H211V109H213V110H217V109H219V110H222V112L220 111V113H223V114H221L222 116H219V117H222V118H224V119H222V124H220V125H222V126H220V131H218V130H215L214 131V137L215 136H222V142H221V146L218 144V143H214V146H212V147H210V148H212L209 152H207V149H206V153H204V154H202L201 156L202 157H200L199 158V156L198 155H200V154H198L199 153V150L201 151V149H198V151H195L196 149H194V147L196 146L194 143V146L192 145V143H191V150L193 151V153H192V157L191 158H193V159H191L190 157H189V154L191 155V153H190V148H189V153H188V157H189V159H188V157H187V152L184 154V155H182L183 157H187V159H185V162H184V159H180V161L178 160L180 157H179V155L177 156V155H175V156H177L178 158H176L177 159V163L176 164H174L175 162H176V160H173V163L171 162H166L165 160H166V158L165 159H163V161H162V165L164 166L165 165V167H162V169L163 168H165L166 170H168V168H169V166L171 167L172 165H174V166H176L177 164V171H176V175H174V176H176V177H178L179 175V173H181V175H182V170L184 169V171H183V173H186V171H189L190 169H191V171H189V172H191V173H189V172H187L188 173V175L190 174V177L188 178L187 177V174H184L185 175V177H187V182H188V179H189V182H188V188L189 189H192L193 191H194V193L195 194H204L205 195V199L203 200V198L201 199L203 202L202 203H200V205H198L196 208H199L198 209V214L200 215L199 217L204 221H202L201 219H200V221H202V223H203V225H205V222H206V225L207 226H209V227H211L210 229H211V231H212V240H211V244H213V241L216 243V245H217V243L219 244V246H225V247H228V246H231L232 247V245L233 244H239L238 242H239V240H238V242L236 241V239H234L235 241H236V243H233V241H232V238L233 237H235V235L238 237V227L240 228V226H241V224H243V222H245L249 217V220L251 219V217H252V215L255 213V211L258 209V208H260L261 207V205H260V207H258L255 211H254V207L257 205H259L260 203L261 204H263L264 205V117H262V119H263V122H262V120H260V116H259V114H257V113H254V112H256V111H258V112H261V111H263L262 109V106H264V93H262L263 91L261 90L262 89V86L260 87V85L259 84H257L256 82H258L257 80H255L256 78H255V76H256V74H254L253 75V71H252V67H251V64H252V61H254V59H256L255 60V64L257 65V73L261 76V79H263L264 80V73L262 72V70L260 69V66H259V64H258V60H257V47H258V43H259V39H260V36H261V34H262V31H263V29H264V17H263V14H262V11H264V0H255V4H257V5H253L254 3H252V4H250V1L248 2L251 6L250 7H245V6H243V8L241 7L240 8V10H237V8H238V5L237 4H241V3H243L245 0H155ZM154 1V2H155ZM243 1V2H242ZM22 2V1H21ZM25 2V1H24ZM30 2V1H29ZM41 2V3H42ZM65 2H67V0L65 1ZM81 3H82V1H80ZM91 2H92V4H91ZM91 2H90V0H89V4H85V6L86 7H84L85 8V10H84V12L86 11V8H87V10H89L88 12H91V8L93 7V9H94V7H96V5H97V10L99 9V11H100V7L98 8V6H99V3H97L96 4V2H98V1H95L94 2V0L92 1L91 0ZM94 2V3H93ZM108 2H110V1H108ZM113 1H112V4L114 3ZM148 2H150V0H148ZM147 2V3H148ZM152 2H150V3H152ZM153 2V3H154ZM55 3V4H54ZM62 3H59L60 4V6L58 7L57 5H56V7H58L57 9H65L66 11H67V9H68V11H70L69 9H73L74 8V6L72 5V2H71V4H70V6H68L69 5V1L67 2L68 3V5H66V7L68 6V7H70V8H65V7H63V4ZM67 3H64V4H67ZM74 3V2H73ZM85 3H87L86 1H85ZM104 3V2H103ZM111 3V2H110ZM116 3V5H117V3L118 4H120L119 2H115ZM114 3V4H115ZM122 3V2H121ZM124 3V2H123ZM245 3V2H244ZM26 4V3H25ZM34 4V3H33ZM38 4V3H37ZM76 4H78V2L76 3ZM84 4V3H83ZM91 4V5H90ZM96 4V5H95ZM102 4V3H101ZM105 4V6H106V3H104ZM103 4V5H104ZM124 4H127L126 2L124 3ZM124 4H121V6L122 5H124ZM156 3H154V5H155ZM30 5H31V3H30ZM34 5H36V4H34ZM42 5V4H41ZM43 5V6H44ZM48 5V4H47ZM75 5V4H74ZM79 5V4H78ZM88 5H90V6H88ZM95 5V6H94ZM102 5V6H103ZM110 5V4H109ZM149 5V4H148ZM152 5V4H151ZM157 5V4H156ZM53 6V7H54ZM73 6V7H72ZM79 6H83L82 4L81 5H79ZM101 6V5H100ZM101 6V7H102ZM104 6V7H105ZM118 6V5H117ZM147 6V5H146ZM239 6H241V5H239ZM30 7V6H29ZM45 7H47L46 5H45ZM75 7H78V6H76L75 5ZM108 8H103L104 10L106 9V11H107V9H108V14L109 15H112V17L111 18H113V16L115 15H113V14H110L111 12H110V10L114 7V6H112V5H110V6H107ZM110 7H112L110 10H109V8ZM126 7V6H125ZM129 7H131V9H130V11H129ZM135 7H136V5H135ZM134 7V8H135ZM142 7V8H141ZM141 7H136L137 9H139V8H141V9H145V8H143L144 6L143 5H141ZM151 7V6H150ZM155 7V6H154ZM263 7V8H262ZM90 8V9H89ZM115 8V7H114ZM118 8H119V6H118ZM118 8H116V9H118ZM234 8H236V9H234ZM50 9V8H49ZM53 9V8H52ZM56 9V11L58 12L59 10H57ZM78 9V8H77ZM73 10V12H77L76 14H78V10ZM79 9H82L83 10V8H79ZM102 9V10H103ZM116 9H114V10H116ZM124 9V8H123ZM140 9V10H141ZM154 8L152 7V10H153ZM46 10V9H45ZM82 10H80V11H82ZM97 10H94V11H97ZM113 10V9H112ZM120 11L122 10V8L120 7V9H119ZM146 10V9H145ZM150 10V9H149ZM149 10H148V12H149ZM155 9L153 10L154 12L156 11ZM53 11H55V10H53ZM60 11H62V10H60ZM120 11H116V12H113V13H117V12H119V13H121V15H124V14H122V12H120ZM125 10H123V12H124ZM133 12H134V9L132 10ZM138 11V10H137ZM147 11V10H146ZM156 11V12H157ZM11 12V11H10ZM33 12H34V10H33ZM48 12V11H47ZM46 12V13H47ZM63 12V11H62ZM73 12H71V13H73ZM87 12V13H88ZM93 12V11H92ZM104 12V11H103ZM127 12V11H126ZM135 12H136V10H135ZM134 12V13H135ZM138 12H141V11H138ZM153 12V13H154ZM155 12V13H156ZM30 13H32V12H30ZM60 13V12H59ZM65 12H63L62 14H59V15H62L63 17H64V14ZM67 13H69V12H67ZM66 13V14H67ZM82 13H83V11H82ZM86 12H85V15H88ZM125 13V12H124ZM143 13H146V12H143ZM154 13V14H155ZM74 14V13H73ZM76 14H74V15H76ZM81 14V13H80ZM84 14V13H83ZM92 14V13H91ZM97 13H94L93 15L95 16ZM107 14V13H106ZM105 14V15H106ZM140 13H138L137 15H139ZM141 14H142V12H141ZM140 14V16L142 17V18H144L143 17V15H141ZM149 14V13H148ZM147 14V15H148ZM153 14V15H154ZM68 15H70V14H67V17H68ZM74 15H71V16H73L74 17V19H75V16ZM82 15V14H81ZM80 15V16H81ZM85 15H84V17H85ZM90 15V14H89ZM100 15L102 16L103 14H102V12L100 13ZM120 14H118V16H117V18H120V16H121ZM125 15L126 16H128L126 13H125ZM137 15H135V16H137ZM156 15V14H155ZM38 16V15H37ZM61 16V18H63ZM92 16V15H91ZM91 16H89V19H88V21H90L91 22ZM104 16V15H103ZM139 16V17H140ZM145 17H146V19H148L147 18V16H146V14L144 15ZM158 16V15H157ZM29 17H31V16H29ZM83 17V16H82ZM87 17V16H86ZM86 17H85V20H86V23H87V19H86ZM98 17H100V16H98ZM107 17H109V16H107ZM115 17H116V15H115ZM78 18H80L81 19V17H78ZM88 18V17H87ZM93 18V17H92ZM95 19L94 20H96V18H97V16L96 17H94ZM106 18V17H105ZM111 18H108V20L109 21H107V23L109 22L110 23V21H114L113 22V26H120V25H117V24H121V20L120 21H116L115 22V20H111ZM125 18V16H123L122 17V19H124ZM131 18V19H132ZM47 19H50V18H47ZM60 19V18H59ZM63 19H65V17L63 18ZM62 19V20H63ZM69 19H71V18H69ZM73 19V18H72ZM76 19H77V17H76ZM97 19H99V18H97ZM102 19H103V22L102 21H97L98 23L100 22H102V26L104 25V27H105V24H107V23H105V24H103L104 23V17H102ZM121 19V18H120ZM136 19H139L140 20V18H138V16H137V18ZM145 19V18H144ZM143 19V20H144ZM145 19V20H146ZM40 20V19H39ZM66 20V19H65ZM65 20H64V23L63 24H65ZM83 20V23H85V20H84V18L82 19ZM106 20H107V18H106ZM117 20H119V19H117ZM77 21V20H76ZM75 20L73 21V23L74 22H76ZM79 21V20H78ZM92 21H93V19H92ZM126 21H128L127 19L124 21V23L126 22ZM133 21H131V23L133 22ZM49 22V21H48ZM51 22V21H50ZM49 22V23H50ZM69 21H68V18H67V22L66 23H68ZM81 22V21H80ZM120 22V23H119ZM40 23V22H39ZM54 23V22H53ZM53 23H51L52 24V26H53ZM61 23V22H60ZM62 23H61V25H62ZM79 22H76V24H78ZM82 23V22H81ZM91 23H93V22H91ZM94 23H96L95 21H94ZM93 23V24H94ZM115 23V24H114ZM131 23H130V25H131ZM58 24V23H57ZM69 24H71V22L69 23ZM80 24V23H79ZM122 24H123V22H122ZM126 24H129V21H128V23H126ZM141 24V25H142ZM153 24V25H152ZM46 25V24H45ZM48 25H50V24H48ZM60 25V26H61ZM88 25V24H87ZM89 25H90V23H89ZM96 25V24H95ZM94 25V26H95ZM98 25H100V24H98ZM58 26H59V24H58ZM59 26V27H60ZM64 25H62V28L64 29V28H66V32H67V30L69 29L70 31L69 32H71V30H72V32H76V31H78V27L79 26H77L76 25V27H77V29H76V27L74 26V25H72L71 24V26L73 27L72 29H71V27H69V25L67 26V25H65V26H67V27H63ZM82 26V25H81ZM84 26H86V24H83V26L82 27H84ZM102 26H100V28L99 29H97V31L98 32H101V31H99V30H101V28H102ZM140 26V25H139ZM46 27V26H45ZM58 27V28H59ZM90 27H93V26H90ZM90 27H86L87 28V30L90 28ZM99 27V26H98ZM97 27V28H98ZM104 27H103V30L105 31L107 28H111L110 26L108 27V26H106V29H104ZM121 27V26H120ZM120 27H118V29L120 28ZM134 27L132 28V30L134 29ZM68 28V29H67ZM81 28V27H80ZM85 28V27H84ZM95 28V27H94ZM116 28V27H115ZM127 28V27H126ZM147 28V30H145ZM206 28H208V30H206ZM30 29V28H29ZM39 29V28H38ZM55 29V28H54ZM73 29H76V31H73ZM91 29V28H90ZM89 29V30H90ZM125 29V28H124ZM136 29H134L133 31H135ZM148 29H150V30H148ZM48 30V29H47ZM52 30V29H51ZM51 30H49V32L51 31ZM82 31L84 30L85 31V29H81ZM87 30H86V33L87 34H89V32L90 31H94L93 30V28L89 31V32H87ZM96 30V29H95ZM102 30V31H103ZM113 30V29H112ZM115 30H117V29H115ZM122 30V29H121ZM120 30V31H121ZM53 31H55V30H53ZM64 30H62L61 32H65ZM83 31V32H84ZM96 31V32H97ZM108 31H111V30H108ZM119 31V30H118ZM129 31H130V27H129ZM129 31H127V32H129ZM155 31V32H154ZM25 32V31H24ZM69 32H67V34L69 33ZM71 32V33H72ZM81 32V31H80ZM75 33V34H77V35H80V36H78V37H80L81 38V34H82V36L83 35H85L83 32L82 33ZM97 32V33H98ZM107 32V31H106ZM111 32H114V31H111ZM124 32V31H123ZM125 32H126V29H125ZM153 32V33H152ZM12 33V32H11ZM39 33V32H38ZM91 33V32H90ZM94 34H96V36H97V33H95V32H93ZM92 33V34H93ZM104 33V32H103ZM137 33V32H136ZM135 32H134V35H133V33L130 35L129 33L127 34V35H129V36H135V34H136ZM152 33V34H151ZM48 34V33H47ZM67 34H65V35H67ZM75 34H73V36L75 35ZM91 34V35H92ZM102 34V33H101ZM118 34V33H117ZM124 34V33H123ZM142 34V33H141ZM161 34V35H160ZM210 34H212V35H210ZM55 35V34H54ZM61 35V34H60ZM99 35H100V33H99ZM98 35V37H100ZM103 35V34H102ZM101 35V36H102ZM109 35H110V33H109ZM108 35V36H109ZM114 35H115V33H114ZM113 35V36H114ZM120 35V34H119ZM144 35V34H143ZM147 35V36H148ZM157 35H159V36H157ZM35 36V35H34ZM69 36H70V34H69ZM88 35H85L84 37H87ZM95 36V37H96ZM112 36V35H111ZM111 36H109V37H107V38H109V40H110V37ZM140 36V35H139ZM142 36V35H141ZM155 36V35H154ZM210 36H212L213 38H211L210 40L212 41V39H213V42H212V44H210L211 46L213 45L214 46V48L213 47H211L212 48V52H213V54H212V56L213 57H211V61H213L214 59H216L215 61H213V63L214 62H216L220 67H217V68H221L219 71H223L222 73L220 72H217L216 71V66H217V64H216V66H214L215 68H213V69H215V71L214 72H212L213 74H211L212 76L214 75V74H216V72H217V78H218V76H219V78L218 79H216L218 82H221L220 80H223L224 78H225V80L226 81H228L229 82V84L228 85H226L225 83L226 82H222V85H223V83L226 85V86H222V89L220 88V86H219V89H221L220 91H221V93L220 92H218V94L215 92H212V91H214V90H212V87L211 88H209V85L206 83V81H208L209 79H210V81H211V79L213 80V78H215V75L212 77V76H210L209 75V77H207L206 75V77L205 78H209L208 80L206 79V81H204L203 80V78H204V75H203V72H204V74H210L211 72H209V69H207V67H204L205 68V70L204 69H201L202 67H200V69L203 71V72H201V70H200V72H199V69H198V71H195V70H193V69H195L196 67H197V64H199V62H200V60H198L199 58H198V54H199V50L201 51L202 50V48H204V46L202 47L201 45H204L205 44V39H207V37H210ZM50 37V36H49ZM57 37V36H56ZM75 37V36H74ZM73 37V38H74ZM77 37V36H76ZM84 37L83 38H81L82 40L84 39ZM95 37H94V35H93V39H92V37H89L88 36V38H91L92 40V42L93 41H95V40H99L100 38H101V40H103V38L102 37H100L99 39H95ZM97 37V38H98ZM103 37H104V35H103ZM117 37H120V36H117L116 35V40H117ZM155 37V38H156ZM25 38V37H24ZM60 38V37H59ZM71 38H72V35H71ZM88 38H85V39H87L88 40ZM123 38V37H122ZM138 38V37H137ZM137 38H136V40H137ZM148 38V37H147ZM154 38V37H153ZM40 39V38H39ZM66 39V38H65ZM69 39H70V37H69ZM76 39V38H75ZM85 39H84V41H85ZM95 39V40H94ZM105 39H106V37H105ZM113 39V38H112ZM111 39V40H112ZM119 39V38H118ZM123 39H125V38H123ZM133 39V38H132ZM140 39V38H139ZM145 39V38H144ZM9 40V39H8ZM55 40H56V38H55ZM58 40V39H57ZM78 40V39H77ZM80 40V39H79ZM78 40V41H79ZM100 40V41H101ZM133 40H135V39H133ZM65 41V40H64ZM106 41H108V40H106ZM120 41H122V39L120 40ZM204 42V44H203V42ZM211 41L209 42L208 41V43H211ZM31 42H34L33 40L31 41ZM61 42V41H60ZM86 42V41H85ZM118 42H119V40H118ZM123 42V41H122ZM127 41H126V43H128ZM139 42V41H138ZM138 42H136V43H138ZM178 42H180L179 44H180V46L182 45V47H184V51L186 52V49L188 50L187 52H188V54H183L184 53V51L180 54L181 55V59H183V60H185V58L188 60V65L190 66V68H187L188 66H187V64H186V66L184 67L183 65H185L184 64V61L182 62V60L181 59H179L178 58V56H176L177 55V49L178 48H175V45H176V43H178ZM10 43H11V41H10ZM19 43L22 45L23 43L22 42H20L19 41ZM27 43V42H26ZM53 43V42H52ZM82 43H84L83 41H82ZM88 43H90V41H88ZM142 43V42H141ZM192 43H195V46H193V48H192V45H194V44H192ZM25 44V43H24ZM23 44V45H24ZM66 44V43H65ZM77 44H79V43H77ZM91 44V43H90ZM94 45H96V47L98 46V44H95V43H93ZM113 44H114V42H113ZM112 44V46H116L117 44H115V45H113ZM125 44V43H124ZM139 44V43H138ZM152 44V45H151ZM201 44V45H200ZM22 45V46H23ZM26 45V44H25ZM24 45V46H25ZM33 45V44H32ZM39 45V44H38ZM50 45H51V42H50ZM59 45V44H58ZM61 45V44H60ZM75 45H76V43H75ZM86 46H87V44H85ZM85 45H82V48L84 47V48H86V46ZM89 45V44H88ZM105 45V44H104ZM107 45V44H106ZM110 45V43L108 44V46ZM126 45V44H125ZM132 45V46H131ZM142 45V44H141ZM144 45V44H143ZM148 45H150V48L151 47H153L154 49H155V47H156V49H157V51H156V54H154L153 53V51H155L153 48H147V47H149ZM154 45H155V47H154ZM157 45V46H156ZM190 45V47L192 48L191 49V51L193 50V52H194V50L196 49L197 51H195L196 53H193V52H191L190 50H189V48L190 47H188ZM197 45H200V46H197ZM34 46V45H33ZM70 46V45H69ZM68 46V47H69ZM101 45L99 44V47H98V49L99 48H101L102 49V47H104V46H101ZM112 46H110V47H112ZM124 48L125 47H128V45L127 46H124V45H122ZM197 46V47H196ZM209 45L207 44V48L209 49V47H208ZM60 47V46H59ZM91 47H93L92 49L94 50L95 49V46H91ZM106 47V46H105ZM132 47V48H133ZM138 47V46H137ZM201 49H200V48ZM20 48V47H19ZM29 48V47H28ZM30 48H32L31 46H30ZM43 48V47H42ZM50 48V47H49ZM66 48V47H65ZM70 48V47H69ZM68 48V49H69ZM72 48V47H71ZM90 48V47H89ZM88 48V50H86V52L85 53H87V52H90V49ZM106 48H109V47H106ZM115 48V47H114ZM118 50H119V45H118ZM140 48V47H139ZM160 48V47H159ZM195 48V49H194ZM206 48V49H207ZM211 48L209 49V51L211 50ZM26 49V48H25ZM59 49H61V48H59ZM87 49V48H86ZM112 49V48H111ZM111 49H110V52H112L111 51ZM123 49V48H122ZM121 48H120V50H122ZM164 49V50H163ZM213 49H214V51H213ZM62 50V49H61ZM77 50V49H76ZM76 50H74V51H76ZM105 50V49H104ZM116 50V49H115ZM151 50V51H150ZM153 50V51H152ZM167 50H169V49H167ZM24 51V50H23ZM32 51V50H31ZM35 51V50H34ZM58 51V50H57ZM57 51H55L56 53H57ZM71 51V50H70ZM73 51V52H74ZM81 51V50H80ZM95 52L96 51H98V50H94ZM109 51V50H108ZM124 51V50H123ZM203 51H204V49L202 50V53L200 52V54H203ZM4 54H5V50L4 51H2ZM7 52H10V50L9 51H7ZM25 52V51H24ZM33 52V51H32ZM59 52H60V50H59ZM82 52H83V50H82ZM99 52V51H98ZM101 52H102V50H101ZM122 52V51H121ZM125 52V51H124ZM181 52V51H180ZM189 52H191V53H193L194 55H192L191 53H190V55H189ZM197 52H198V54H197ZM206 52V51H205ZM2 53V54H3ZM56 53H54L53 55H54V57L56 58L57 56H59L58 54H56ZM61 53V52H60ZM92 53V52H91ZM120 53V52H119ZM128 53H127V55H126V57L128 56ZM134 53V54H135ZM168 53H170V51L168 52ZM207 53V52H206ZM38 54H40V53H38ZM43 54V53H42ZM56 54V55H55ZM71 54H72V51H71ZM76 54V53H75ZM84 54V53H83ZM93 54H96V53H93ZM91 55V56H94V55ZM107 54H108V52H107ZM115 54V53H114ZM114 54H113V57H115L114 56ZM122 54V53H121ZM120 54V55H121ZM125 54V53H124ZM124 54H122V55H124ZM163 54H165V53H163ZM162 54V55H163ZM167 54V53H166ZM176 54V55H175ZM208 54V53H207ZM215 54V55H214ZM6 56H7V54H5ZM37 55V54H36ZM46 55V54H45ZM52 55V56H53ZM61 55V54H60ZM87 55L89 56L90 54H88L87 53ZM97 56H98V54H96ZM103 55V54H102ZM118 55V54H117ZM130 55V56H131ZM144 55V57H146L145 59H144V57H142ZM195 55H197L196 56V58H194V56ZM206 55V54H205ZM38 56V55H37ZM64 57H65V55H63ZM82 56V55H81ZM91 56H89V57H91ZM106 56V55H105ZM111 56H112V54H111ZM110 55H109V57H110V63L112 62V64L111 65H115L114 63H118L117 61H119L118 59H117V57H116V59H117V61H116V59H114V63H113V61H111V60H113L112 58L113 57H111ZM129 56V57H130ZM193 58H191V57ZM200 56V55H199ZM202 56H204V55H202ZM214 56H215V58H214ZM45 57V56H44ZM43 57V58H44ZM107 57V56H106ZM123 57V56H122ZM149 57V58H148ZM210 57V56H209ZM50 58V57H49ZM53 58V57H52ZM54 58V59H55ZM67 58V57H66ZM84 58V57H83ZM94 58V57H93ZM118 58H120V57H118ZM141 58H143L142 60H141ZM148 58V59H147ZM205 58V56L203 57V60H206V59H204ZM208 58V57H207ZM34 59V58H33ZM37 59V58H36ZM47 59V58H46ZM58 59V58H57ZM57 59L55 60V62L57 61ZM63 59V58H62ZM85 59V58H84ZM90 59H92V57L90 58ZM103 59H104V57H103ZM106 59H108V58H106ZM122 59V58H121ZM126 59L127 58H123V60H125L126 61ZM129 59H131V57L129 58ZM128 59V61H130ZM133 59V58H132ZM147 59V60H146ZM151 59V60H150ZM159 59H160V61H159ZM190 59H192V62H190ZM195 59L196 60H198L197 61V63L196 64H194L196 61H195ZM202 59V58H201ZM3 60V59H2ZM52 60V59H51ZM59 60V59H58ZM68 59H66L65 61H67ZM77 61L79 60V59H76ZM96 60V59H95ZM98 60V59H97ZM100 60H102V59H100ZM136 60L134 61V62H136ZM144 60V61H143ZM158 60V61H157ZM193 60H194V63H193ZM33 61V60H32ZM44 61H46V60H44ZM43 61V62H44ZM50 61V60H49ZM54 60H52V62H53ZM62 61V60H61ZM64 61V60H63ZM71 60H68L67 62H65V63H68V64H65L66 66L65 67H67L68 69H63V67L61 66V65H63L62 64V62H61V64H59L58 65V69H60V71L62 70V72L63 71H65V73L67 72V70H69V72H67L66 74H63V77L61 76V78L58 80V81H56V80H54L53 79V77H54V72H53V70H55V66H52L53 64L51 63V61H50V63H51V65L50 66H52L51 68H53V67H55V68H53V70H51L49 67H47V68H49L50 69V71H52L54 74H52L53 75V77H52V79L54 80V81H52V82H54V83H56V82H59V83H63V84H65V85H63V86H61V88L63 87L64 89V91H65V93H63V90L60 88V90L62 91V96L61 95H59V96H61L60 97V103H62V106H63V101H64V106L66 105V103H67V105L66 106H68V104L70 105V103H71V105H73V102L72 101H77V103H75L74 105H73V107H76V108H72V110H70L71 109V107H70V109H69V107H66V108H64V106H63V108H62V110L63 109H65V111L67 110V109H69V111H67L66 113H68L69 115L68 116H72V115H70V114H72L73 112L76 114V115H74V113H73V118H74V120L76 119V121H77V115H79V114H81V113H79V109H78V107H80V106H82V103H83V101H86V103H87V105H88V109H87V111L89 112V113H91V112H96V113H94V116H95V114H97V116H96V118H97V121H95L94 120V118L95 117H92V116H90V121H91V124H92V121L94 122L95 121V123L93 124V125H97V123H101V121H99L100 119H98L99 118V114L101 113L102 114V112L104 113L105 112V110H104V108L105 109H107V111L108 110H110V108H111V110H112V108H113V110H117V106H118V104L117 103H120V105H121V103L122 104H124V106L122 105L121 107H125L124 109L126 110L125 112H128L129 111V108L130 109H134V111H135V109H139V107L138 106H136V104H134V102H131V103H133V105L131 104V107H129L130 106V104H129V106L128 105H125V103H128V102H126V101H124V100H119V94L118 95H116L115 94V96H114V93H115V91L113 90V86H114V84L111 86L112 87V90H111V88H110V86L109 85H111L110 83H109V85H107V80H109L110 79V77H112L113 75H111L110 77L108 76L109 75V73L108 74H106L107 76H108V78H107V76L106 75H102L103 77H101V75L100 74H98L99 76V78L101 79V81L103 80V81H105V82H101L100 81V83L98 84H96V83H94L95 81L97 82V80H98V77L97 76H95V74H91L92 72H86L85 71V74L84 73H82V74H84V75H79L77 72H79V71H81V72H83L82 70H80V68H75L76 67V64H79V63H81L80 61H79V63H76L75 62V60H74V62L75 63H73V64H70L73 68H75V71H74V69H71L72 67L69 65V63H71V62H73V60L70 62ZM83 61V60H82ZM103 61V60H102ZM104 61H106V60H104ZM103 61V62H104ZM155 61H156V63H155ZM202 61V60H201ZM207 61V60H206ZM2 62V61H1ZM30 62V61H29ZM35 63L37 62V63H39L40 61H34ZM34 62H33V64H34ZM60 62V61H59ZM87 62V61H86ZM89 62V61H88ZM92 62H94L93 60H92ZM91 62V63H92ZM108 64H109V62H108V60L106 61ZM106 62H104V64L106 63ZM123 62V64H118V66L117 67H119V69H121V71H122V68H120V66L121 67H123V66H126L127 65V63L126 62H124V61H122ZM121 61H120V63H122ZM132 62H133V60H132ZM144 62V63H145ZM204 62V61H203ZM11 63V62H10ZM9 63V64H10ZM26 63H28V61L26 62ZM97 63H100L99 65L101 66V64H103V63H101L100 61L99 62H97ZM106 63V64H107ZM124 63H126V65L124 64ZM136 63V64H137ZM202 63V62H201ZM200 63V64H201ZM205 63V62H204ZM204 63H202V64H204ZM212 63V64H213ZM15 64V63H14ZM30 64V63H29ZM32 64V63H31ZM88 64V63H87ZM87 64H86V66H87ZM108 64L106 65V66H104V68L105 67H108ZM129 64H130V62H129ZM129 64H128V66H129ZM132 64H134L133 65V67L135 66V68H134V70H133V68L131 69V71L129 70V73H131L132 71L134 72L135 71V69H139V70H137V72L138 71H143V69L141 68V66L143 65V64H141V66L140 67H138V66H136L135 65V63H132ZM148 64H147V67H146V63L144 64V66H145V68L146 69H149V66H148ZM200 64L198 65V66H200ZM207 64V63H206ZM211 64V65H212ZM11 65V64H10ZM26 65V64H25ZM24 65V66H25ZM35 66H36V64H34ZM39 65H41V64H37V66L36 67H38V71L34 68V66L33 65H31V66H33V68L36 70V72L33 70V72H35V73H33V72H31L30 71V73H33V78H34V75H36V78H37V81L39 80V78L38 77H40L41 76V74H42V76H43V73H41V72H46L45 71V69L46 68H44L43 66H41V67H43L44 68V71H42L41 69V67L39 66ZM47 65V64H46ZM68 65V66H67ZM74 65V66H73ZM83 65V64H82ZM94 65H95V62H94ZM98 65V66H99ZM123 65V66H122ZM150 66V67H153V66ZM209 65V64H208ZM5 66V65H4ZM7 66V65H6ZM30 66V67H31ZM60 66V67H59ZM78 67H80L79 65H77ZM93 66V65H92ZM103 66V65H102ZM112 66V67H113ZM131 67H132V65H130ZM129 66V67H130ZM159 66V67H158ZM1 67V66H0ZM3 67V66H2ZM30 67H28V68H30ZM40 67V68H39ZM69 67H71V68H69ZM110 65H109V67H108V69L110 68H112ZM116 67V68H117ZM138 67V68H137ZM143 67V66H142ZM6 68V67H5ZM5 68H2V69H5ZM8 68H10V67H8ZM21 68H23V66L21 67ZM25 68V67H24ZM57 68H56V70H55V72L56 71H58L57 70ZM62 68V69H61ZM83 68V67H82ZM90 68H92V67H90ZM90 68H88V70L90 69ZM101 67H99V69H100ZM114 68V67H113ZM126 68V69H125ZM124 69H123V71H125L126 72V70H128V69H130V68H128V67H125ZM142 70H141V69ZM144 68V70L146 71V74H144L145 72L143 71V72H141V74H139V72H138V77L139 78H137V76H136V71L134 72L135 74V76H133V72L130 74L131 76H133V78L135 77V79L137 78V80H133V79H130L129 78V74H127L128 72H126V74L128 75V76H126V74H124L125 72H123V75H125L124 77L126 78V77H128L129 78V81H130V83H131V81H133L132 82V86H133V84L135 83L134 81H137L138 83H139V91L141 92V90L140 89H142V87H145V86H142L141 87V83L139 82L141 79H140V77L142 76V78H143V75L142 74H144V77L147 75V78L148 79H146V78H143V79H146L145 81H144V85H148V84H145V82L146 83H148L147 82V80L148 81H154L153 80V78H154V76L155 77H157V78H154V79H158L159 78V75H157V74H160L159 72V69H157V68H155V69H150V70H148L150 73L151 72H153L154 70H156L157 69V71H159V72H156V75H152V74H155V73H152V74H150L146 69ZM198 68V67H197ZM197 68H196V70H197ZM209 68H210V65H209ZM12 69V68H11ZM30 69H32V68H30ZM71 69V70H70ZM79 69V70H78ZM107 69V68H106ZM118 69V70H119ZM164 69V70H163ZM166 69H168V70H166ZM169 69H172V70H170L169 71ZM175 69V70H174ZM189 69V70H188ZM208 70V72H207V70ZM0 70H1V68H0ZM7 69H5V71H6ZM23 70V69H22ZM24 70H26V69H24ZM47 71H48V69H46ZM78 70V71H77ZM94 69L92 68L91 69V71H93ZM101 70H102V68H101ZM104 70V69H103ZM103 70H102V72H103ZM117 70V71H118ZM177 70V71H176ZM218 70V69H217ZM2 71V70H1ZM16 71V70H15ZM21 71V70H20ZM59 71V72H60ZM74 71V72H73ZM77 71V72H76ZM111 71V70H110ZM120 71V70H119ZM120 71V72H121ZM193 71L195 72V73H197V75L196 74H194L193 73ZM210 71H212V70H210ZM8 72V71H7ZM37 72H39V74H40V76H38L39 74H37ZM62 72L60 73L61 75H62ZM77 74H76V73ZM94 72H95V70H94ZM99 72V71H98ZM101 72V73H102ZM147 72H148V74H150V75H148L147 74ZM167 72H169L168 74H169V76H168V74H167ZM174 72V73H175ZM182 72H185L184 70L182 71ZM189 72V73H190ZM206 72V73H205ZM3 74H4V71L2 72ZM1 72H0V79H2V74ZM11 73V72H10ZM29 73V75H31ZM173 73V72H172ZM177 73V74H178ZM185 73H187V72H185ZM185 73H183V74H185ZM198 73H199V76H201V75H203V78L202 77H199L198 76ZM12 74H14L13 72H12ZM60 74L58 75V72H57V75L58 76H60ZM87 74V75H86ZM104 74V73H103ZM111 74H112V72H111ZM121 74V73H120ZM162 74V73H161ZM163 74H164V72H163ZM166 74H167V76H166ZM176 74V75H177ZM191 74V73H190ZM190 74H188L187 73V76L188 75H190ZM201 74V75H200ZM22 75V74H21ZM20 74L18 75V77L19 76H21ZM47 75L49 76V71H48V73H47ZM90 75V76H89ZM91 75H94V77H97L96 78V80L94 81V79H93V81H90V79L89 80H87V79H85L87 76V78H89V77H91ZM114 75H116V74H114ZM123 75H120V79H121V77L123 76ZM172 75H175V74H172ZM180 76L182 75L181 73L179 74ZM5 77H6V75H4ZM3 76V77H4ZM10 76V75H9ZM17 76V75H16ZM38 76V77H37ZM106 76V77H105ZM150 76H152L153 78L152 79H150L149 77ZM164 76V75H163ZM184 76H186V74L184 75ZM186 76V77H187ZM21 77H23V75L21 76ZM20 77V78H21ZM47 77V76H46ZM94 77H91V80H92V78H94ZM105 77V80L103 79ZM119 77V76H118ZM124 77L122 78V79H124ZM162 77V76H161ZM220 77H223V79L221 78L220 79ZM7 78H9L8 76H7ZM20 78H18V79H20ZM35 78V79H36ZM42 78V77H41ZM44 78H45V76H44ZM44 78H42V79H44ZM58 78V77H57ZM128 78H126V81L127 82H129L127 79ZM174 78V77H173ZM177 78H181V77H177ZM177 78H175V80L177 81ZM4 79H6V78H4ZM10 79H11V77H10ZM13 79V78H12ZM14 79L16 80V78L14 77ZM13 79V80H14ZM18 79L16 80V82H19L18 81ZM32 79V78H31ZM41 79V80H42ZM45 79H47V78H45ZM99 79V80H100ZM113 79V83H114V81L116 82V80H117V82L120 80V79H114V77L112 78ZM121 79V80H122ZM138 79H140L139 81H138ZM159 79H161V80H163L162 78H159ZM182 79V78H181ZM188 79V80H189ZM220 79V80H219ZM49 81H50V79H48ZM47 80V81H48ZM98 80V81H99ZM155 80V81H156ZM161 80H159V82L161 81ZM167 80H163L164 81V83L166 84V82L165 81H167ZM179 80V79H178ZM187 80V79H186ZM215 80V79H214ZM213 80V81H214ZM9 80H7V81H5V83L6 82H8ZM11 81V80H10ZM10 81L8 82V83H10ZM35 81V80H34ZM36 81V82H37ZM48 81V82H49ZM110 81V80H109ZM123 81H125V80H123ZM125 81V82H126ZM169 81V80H168ZM210 81H209V83H210ZM2 82H3V80H2ZM2 82H0V83H2ZM15 81H13V82H11V83H13V85H14V83H16ZM21 82V81H20ZM47 82V83H48ZM51 82V81H50ZM50 82L48 83V87H49V84H50ZM111 82V81H110ZM125 82H121L120 81V83H121V85L122 84H124ZM137 82H136V84H137ZM157 82H158V80H157ZM158 82V83H159ZM216 82V81H215ZM214 82V83H215ZM218 82H216L217 84H218ZM8 83H6V84H8ZM43 83V82H42ZM44 83L46 84V82L44 81ZM43 83V84H44ZM130 83H128V84H124V86L125 85H127V87H128V85H130ZM153 83V82H152ZM158 83H156L157 85H159ZM162 83V85L164 84L163 82H161ZM172 83V84H171ZM179 83V81L177 82V84ZM213 83V82H212ZM215 83V84H216ZM6 84H4V87H2V85H0V90L2 89V90H4V88H8L9 89V91H10V88L9 87H5V85ZM17 84V83H16ZM38 84V83H37ZM52 84V83H51ZM154 84H155V82H154ZM154 84H151V85H149V86H151L152 87V85H154ZM155 84V85H156ZM174 83L173 82H170V84H167L168 86L170 85V86H172ZM176 84V83H175ZM211 84V83H210ZM220 84V83H219ZM218 84V85H219ZM18 85V84H17ZM21 86H22V84H20ZM56 85V84H55ZM54 85V87H56ZM97 85V86H96ZM115 85H117L118 87V89H119V84H115ZM142 85H143V83H142ZM154 85V86H155ZM156 85V86H157ZM212 85V84H211ZM218 85H215V89L216 88H218L217 86ZM259 85V86H258ZM10 86V85H9ZM12 86V85H11ZM51 86V85H50ZM95 86V87H94ZM123 86V85H122ZM122 86H121V90H122ZM132 86H129V87H131V89H126V91L128 92H130V90H133V89H135V84H134V88L132 87ZM161 86V85H160ZM184 86V85H183ZM214 86V85H213ZM17 87V86H16ZM19 87V86H18ZM59 86L57 85V88H58ZM167 87V86H166ZM27 88V87H26ZM44 87H42V89H43ZM50 88H52V86L50 87ZM49 88V89H50ZM97 88V89H96ZM100 88V89H99ZM107 88V89H106ZM114 88H115V90L117 89L116 88V86H114ZM123 88H126V87H123ZM133 88V89H132ZM146 88V87H145ZM154 88H156V87H154ZM153 88V89H154ZM163 89L162 90H164L165 89V86H163L162 87ZM7 89V90H8ZM46 89H47V85H46ZM48 89V90H49ZM56 89V88H55ZM54 89V90H55ZM96 89V90H95ZM101 89L102 90H108L109 91V89H110V91H111V93H110V95H108V94H106V93H103V92H101ZM149 89H150V87H149ZM152 89V91L153 92H151V95H152V93H154L156 90L154 89L153 90ZM173 89V88H172ZM178 89V88H177ZM180 89V88H179ZM192 89V88H191ZM218 89V90H219ZM7 90H5V91H7ZM11 90H12V87H11ZM13 90H18V89H13ZM12 90V91H13ZM44 90V89H43ZM52 90V89H51ZM50 90V91H51ZM120 90V91H121ZM136 90V89H135ZM143 90H144V88L142 89V92L141 93H139V94H137V95H140L139 97L137 96V99H139V100H142L141 98L143 97L141 94L143 93ZM146 90H147V88H146ZM167 90V89H166ZM165 90V91H166ZM168 90H169V88H168ZM171 90V89H170ZM212 90V91H211ZM217 90V89H216ZM46 92H48L47 90H45ZM45 91L43 92V91H39V92H43V94L45 93ZM49 91V92H50ZM109 91V92H110ZM114 91V92H113ZM119 90H117V92H118ZM134 91V90H133ZM149 91V92H148ZM164 91V92H165ZM178 91V90H177ZM182 91V90H181ZM180 90L178 91V92H181ZM189 91V90H188ZM57 92H59V90L58 91H55V93H57ZM101 92V93H100ZM122 92L124 93V91L122 90ZM127 92H125V93H127ZM145 93V95H149L148 93H150V90H147V91H144ZM161 92V91H160ZM163 92V93H164ZM18 93V92H17ZM51 93H52V91H51ZM121 93V92H120ZM122 93V94H123ZM131 93H134V92H131ZM156 93V92H155ZM155 93H154V95H155ZM182 93V92H181ZM54 94V93H53ZM58 94H60V93H58ZM57 94V95H58ZM159 94V93H158ZM179 94V93H178ZM0 95H2L3 96V94H1L0 93ZM6 95H9V94H7L6 93ZM6 95H5V97H6ZM40 95H42V94H40ZM46 95V94H45ZM50 95V94H49ZM125 95V94H124ZM124 95H123V97L122 96H120V97H122V98H125L124 97ZM129 95V94H128ZM172 95V94H171ZM222 95V96H221ZM43 96V95H42ZM52 96V95H51ZM118 96V97H117ZM180 96H181V94H180ZM187 96V95H186ZM185 96V97H186ZM1 97V96H0ZM4 96L3 97H1L2 98V100L4 101V98H5ZM13 97V99L14 100H16V101H18V99H16V97H14V96H11V97H9V98H6V99H9V100H11L10 98H12ZM19 97V96H18ZM23 97V96H22ZM44 97V96H43ZM47 97H48V95H47ZM47 97H44V99L46 98V101L48 100V102L49 103H47V102H44V104L42 103V100H40V102H41V104H37L39 107H38V110H39V112H42L40 115H44L43 117H48V113L47 112H49V111H47V112H44V111H46V110H50V108L49 109H46V110H44L43 108H41V105H44L45 106V108L46 107H48V105L49 104H51L50 103V101L52 102V101H55L54 103H53V106L55 105V103H56V105L58 104V106H56V107H59V103H57L58 101H57V99L55 98L54 100H50L51 98H49V99H47ZM50 97V96H49ZM128 97V96H127ZM135 97V96H134ZM167 97V96H166ZM168 97H169V95H168ZM192 97V96H191ZM1 98H0V100H1ZM118 100H117V99ZM122 98H120V99H122ZM128 98H131V99H129V100H131L132 101V99H133V97H128ZM148 98H149V96H148ZM181 99L183 98V97H180ZM189 98V97H188ZM263 98V99H262ZM13 99H12V101H13ZM20 99V98H19ZM28 99V98H27ZM39 99V98H38ZM127 99V98H126ZM143 99H145V98H143ZM171 99V98H170ZM187 99V98H186ZM198 99V98H197ZM238 99V104L236 103L237 101H235V100H237ZM59 100V99H58ZM61 100H62V102H61ZM135 100V99H134ZM138 100V101H139ZM145 100H147V99H145ZM154 100V99H153ZM183 100V99H182ZM189 100V99H188ZM8 101V100H7ZM16 101H14L15 102V104H16ZM24 101V100H23ZM23 101H21V102H23ZM44 101V100H43ZM137 101V100H136ZM162 101V100H161ZM180 101V100H179ZM220 101H222V105L221 104H219V102ZM20 101H18V103H19ZM78 102L80 103V105L78 106L77 104H78ZM140 102V101H139ZM170 102V101H169ZM182 102V101H181ZM7 104H8V102H6ZM10 103V102H9ZM13 103V102H12ZM11 103V104H12ZM17 103V104H18ZM39 103V102H38ZM115 103L117 104L116 106H115ZM138 103V102H137ZM141 103V102H140ZM139 103V104H140ZM154 103V102H153ZM160 103V102H159ZM172 103V102H171ZM1 104H2V101H1ZM0 104V106L2 107V106H4L5 107V105L3 104V105H1ZM17 104L15 105V106H17ZM23 104H24V102H23ZM23 104H21L22 106H23ZM48 104V105H47ZM138 104V105H139ZM144 104H145V102H144ZM192 104V103H191ZM20 105V104H19ZM61 105V104H60ZM99 107H98V106ZM260 105H261V108H260ZM53 106H51V107H53ZM61 106V107H62ZM96 106V107H95ZM100 106H101V108H100ZM152 106V105H151ZM150 106V107H151ZM173 106V105H172ZM259 106V107H258ZM4 107H2V108H4ZM11 108L13 107V106H10ZM50 107V106H49ZM60 107V108H61ZM90 107V108H89ZM94 107V108H93ZM103 107V108H102ZM121 107H120V111H121ZM127 107H128V111H127ZM254 108V110H250V109H248V108ZM16 108V107H15ZM14 108V109H15ZM18 108V107H17ZM16 108V109H17ZM91 108H93V109H95V108H97L99 111H100V113H99V111L97 112L96 110L97 109H95V110H90ZM118 108H119V106H118ZM122 108V111L124 112V109ZM143 108V107H142ZM170 108V107H169ZM204 108V109H203ZM1 109V108H0ZM13 109V108H12ZM13 109V110H14ZM16 109H15V111H16ZM20 109V108H19ZM37 109V108H36ZM41 109V110H40ZM43 109V110H42ZM56 109V108H55ZM74 109H76V110H78V112L76 111V110H74ZM100 109H102V112H101V110ZM145 109H147V108H145ZM2 110H4V109H2ZM2 110H1V112H2ZM24 109H21L20 110V112L21 111H23ZM37 110V111H38ZM111 110H110V113H111ZM112 110V111H113ZM140 110V109H139ZM142 110H144V109H142ZM148 110V109H147ZM146 110V111H147ZM170 110H171V108H170ZM193 110V109H192ZM215 110V111H216ZM7 111H8V109H7ZM17 111H19V110H17ZM59 111V110H58ZM70 111H71V113H70ZM91 111V112H90ZM106 111V112H107ZM118 111V113L120 112L119 111V109L117 110ZM116 111V112H117ZM121 111V113H123ZM134 111H131V112H129V113H133L134 114ZM137 111V110H136ZM141 111V110H140ZM150 110H148V112H149ZM152 111V110H151ZM154 111H155V106H154ZM153 111V112H154ZM162 111V110H161ZM212 111V110H211ZM218 111V110H217ZM24 114L25 115H23L22 113V115L25 117L26 116V118H24V117H22V116H20L19 115V112H16L18 115V119H20L19 117H21L22 118V120L23 121H25V122H27V120H28V122L32 119V122H31V124H28V125H24V124H22V125H24L25 127H28L29 125L31 126V125H33V128L35 129L36 128V130L38 131V127H39V122L41 121L40 120V118H36L37 117V113H36V115H35V113L33 112H31V113H29L30 111H28L27 112V110H24ZM125 112H124V117H125V115L127 114H125ZM144 112V111H143ZM142 112V113H143ZM147 112V113H148ZM159 112V111H158ZM166 112V111H165ZM194 112H196V111H194ZM210 112V111H209ZM253 112V113H252ZM5 112H2V116H3V114H4ZM10 113V112H9ZM15 113V112H14ZM44 113V114H43ZM45 113H47V114H45ZM66 113L64 114V112H63V118H64V116H66ZM88 113V114H89ZM99 113V114H98ZM109 113V111L106 113V114H108ZM109 113V114H110ZM136 113V112H135ZM164 113V112H163ZM174 113V112H173ZM187 113V112H186ZM189 113V112H188ZM218 113V112H217ZM263 113V112H262ZM7 114V113H6ZM27 114V115H26ZM29 114V115H28ZM34 114V115H33ZM132 114V116L134 117V119H131L132 118V116H131V118L130 117H128L127 116V118L126 119H128V118H130L131 120H133L132 122H134V123H136V121H138V120H140V119H135V116ZM150 114V113H149ZM148 114V115H149ZM153 114V113H152ZM155 114H156V112H155ZM160 114V113H159ZM159 114H157L156 115V117H159L158 115ZM167 114V113H166ZM178 114V113H177ZM219 114V113H218ZM1 115H0V117H1ZM10 115V114H9ZM32 115V116H31ZM39 115V114H38ZM46 115V116H45ZM87 115V114H86ZM91 115V114H90ZM105 115V114H104ZM111 116H112V114H110ZM118 115V114H117ZM116 115V116H117ZM119 115H121V116H119V117H123L122 115L123 114H119ZM128 115V114H127ZM136 115V114H135ZM143 115V114H142ZM141 114H140V116H142ZM145 115H147V114H145ZM147 115V116H148ZM163 115V114H162ZM161 115V116H162ZM208 115H206V117H210V115L208 116ZM215 115L217 116V114L215 113ZM256 115H258L259 117L257 118L256 117ZM27 116H28V118L30 117V119H28L27 118ZM37 119V120H33V118L34 117ZM80 116V115H79ZM109 116V115H108ZM130 116V115H129ZM137 116H139V115H137ZM178 116V115H177ZM176 116V117H177ZM184 116V115H183ZM186 116V115H185ZM195 116H197V115H195ZM13 117V116H12ZM58 117V116H57ZM67 117V116H66ZM66 117H65V119H66ZM88 117L89 116H87V119H88ZM91 117L93 118V120L91 119ZM119 117H115V118H119ZM149 117V116H148ZM155 116H154V114H153V118H156ZM171 117V116H170ZM169 117V119L170 120H168V121H172L171 120V118ZM176 117H173V118H176ZM179 117V116H178ZM181 117V116H180ZM199 117V116H198ZM213 117H215V116H213ZM6 118V117H5ZM13 118H15V117H13ZM95 118V119H96ZM100 118H102V116L100 117ZM106 118V117H105ZM108 118H110V117H108ZM108 118H106V119H108ZM112 118V117H111ZM141 118V117H140ZM143 118H145V117H143L142 116V119ZM188 118V117H187ZM200 118V117H199ZM1 119V118H0ZM3 119V118H2ZM10 119V118H9ZM9 119H7V120H9ZM12 119V118H11ZM9 120V122L11 121V124H13L14 125V123H12V121H14V120ZM24 119H27V120H24ZM45 119H47V118H45ZM58 119V118H57ZM71 118H68L67 117V121H69ZM88 119V120H89ZM105 119V120H106ZM113 119V118H112ZM120 119V118H119ZM119 119H118V121H119ZM148 119V118H147ZM218 120V118H215V120ZM74 120L72 119L71 121L72 122H74ZM104 120V119H103ZM113 120H115V119H113ZM124 120V119H123ZM130 120V121H131ZM135 120V121H134ZM143 120H146V118L145 119H143ZM151 118L149 117V122H148V125L147 126H149L150 127V125L149 124H151ZM154 120V119H153ZM175 120V119H174ZM186 120V119H185ZM198 120V119H197ZM204 120V119H203ZM260 120V121H259ZM3 121V120H2ZM1 121V122H2ZM21 121V120H20ZM23 121H21L22 123H25V122H23ZM33 121H36L37 123L35 124V125H38V126H36V127H34L35 125H34V123H33ZM39 121V122H38ZM110 121V120H109ZM116 121V120H115ZM141 121V120H140ZM157 121H158V119H157ZM191 121H192V119H191ZM199 121V120H198ZM205 121V120H204ZM5 122H6V120H5ZM5 122H4V124H5ZM27 122V123H28ZM42 122H45V121H42ZM41 122V123H42ZM62 122H64V120L62 121ZM107 122V121H106ZM111 122H114V121H111ZM121 122H123L124 123V121H121ZM120 121H119V123H121ZM142 122V121H141ZM169 122V123H170ZM174 122V121H173ZM184 122V121H183ZM200 122V121H199ZM8 121L6 122V125H7V127H9L8 126ZM16 123H19V122H16ZM26 123V124H27ZM33 123V124H32ZM81 123V122H80ZM104 123V122H103ZM110 123V122H109ZM108 123V124H109ZM127 123V122H126ZM128 123H129V121H128ZM138 123H139V125H142V124H140V122L138 121ZM137 123V124H138ZM154 123H155V120H154ZM161 123V122H160ZM172 123V122H171ZM195 122H193V124H194ZM201 123V122H200ZM211 123V122H210ZM214 123V122H213ZM21 124V123H20ZM88 124V123H87ZM105 124V123H104ZM114 124H116V122L114 123ZM131 124V123H130ZM187 124V123H186ZM196 124V123H195ZM17 124H15V126H16ZM110 125H112V123L110 124ZM121 125H122V123H121ZM125 125H127V124H125ZM125 125H123V126H125ZM131 125H133V123L131 124ZM135 125V124H134ZM133 125V126H134ZM144 125V124H143ZM154 125V124H153ZM173 125V124H172ZM172 125H170V126H172ZM189 125V124H188ZM21 126V125H20ZM42 126H43V124H42ZM56 126H58V124H56ZM107 126V123L105 124V127ZM112 126H114V125H112ZM111 126V128H109V131H110V129H112L113 127ZM116 126V125H115ZM117 126H118V122H117ZM128 126H129V124H128ZM127 126V127H128ZM132 126V127H133ZM136 126V125H135ZM135 126H134V129H135ZM152 126V125H151ZM155 126V125H154ZM157 126V125H156ZM170 126H168V127H170ZM185 126H187V125H185ZM192 126H194V125H192ZM211 126V125H210ZM209 126V127H210ZM12 127V126H11ZM22 127V126H21ZM25 127H23L24 129H25ZM55 126H53V128H54ZM131 127V126H130ZM131 127V128H132ZM139 127V126H138ZM148 127V128H149ZM158 127V126H157ZM190 127H191V125H190ZM200 127H201V125H200ZM19 129V130H21L20 128H19V126H16V129ZM33 128H29L30 130V132H27V134L28 133H31V132H35L36 133V131L35 130H32ZM58 128V127H57ZM115 128V127H114ZM124 128V127H123ZM129 128V127H128ZM137 128V127H136ZM140 128H143L142 126H140ZM140 128H138V129H140ZM145 128H146V126H145ZM154 128H156V127H154ZM160 128V127H159ZM162 128H163V126H162ZM165 128V127H164ZM166 128H167V126H166ZM165 128V129H166ZM194 128V127H193ZM47 129H49L48 127H47ZM106 129H107V127H106ZM126 129V128H125ZM133 129V128H132ZM190 129V128H189ZM200 129V128H199ZM202 129V128H201ZM207 129V128H206ZM215 129H217V128H215ZM28 130V128H26V131ZM32 130V131H31ZM57 130V129H56ZM62 130H67V129H62ZM115 130V129H114ZM117 130V129H116ZM121 130V129H120ZM119 130V131H120ZM128 130V135L127 136H131L130 134H132V132L134 133V132H136L137 130H134V131H131L130 132V130L131 129H127ZM184 130V129H183ZM211 130V129H210ZM25 131V130H24ZM24 131H22L21 130V132H24ZM69 131V130H68ZM67 131V132H68ZM72 131H74V130H72ZM72 131H70V133L72 132ZM76 131H78V130H76ZM75 131V132H76ZM81 131V130H80ZM108 131V130H107ZM106 131V133L109 135V131L107 132ZM118 131V132H119ZM123 131H124V134H125V132L127 133V131H125L124 129H123ZM142 131V130H141ZM154 130H152L151 132H153ZM202 131H204V130H202ZM201 131V132H202ZM212 131V130H211ZM66 132V131H65ZM79 132V131H78ZM85 132H86V130H85ZM120 132H122V131H120ZM130 132V133H129ZM140 132V131H139ZM156 132V131H155ZM153 133V134H156V133ZM158 132V131H157ZM199 133H200V131H198ZM198 132H197V134H198ZM208 132V131H207ZM213 132V131H212ZM25 133V132H24ZM23 133V134H24ZM69 133V132H68ZM149 133H150V130H149ZM18 134H19V132H18ZM22 134V135H23ZM75 134V133H74ZM76 134H77V132H76ZM123 134V135H124ZM135 134H139L138 132L137 133H135ZM134 134V135H135ZM152 134V133H151ZM196 133H194V134H192V135H189L190 137H192L193 135H194V137L195 138H197V135ZM20 135H21V133H20ZM29 135V134H28ZM32 135V134H31ZM31 135H29V136H31ZM33 135H34V133H33ZM36 135H37V133H36ZM45 135V134H44ZM70 135H72V134H70ZM116 135V134H115ZM158 135V134H157ZM182 135V134H181ZM185 135V134H184ZM199 135V134H198ZM27 136V135H26ZM77 136V135H76ZM106 136V135H105ZM110 136V135H109ZM112 136V135H111ZM126 136V137H127ZM142 136H144V135H142ZM141 136V137H142ZM151 136V135H150ZM153 136V135H152ZM202 136V135H201ZM23 137H24V135H23ZM28 137V136H27ZM34 137V136H33ZM55 136H53V138H54ZM79 137V136H78ZM135 136H133V138H134ZM139 137V136H138ZM137 137V141L136 142H140V145H141V143H142V145H143V140L144 139H142L141 141L139 140L140 138H138ZM155 137V136H154ZM154 137H152L153 138V141L156 139V137H155V139H154ZM184 137V136H183ZM207 137V136H206ZM18 135H17V132L15 131V130H13V128L12 129H7V128H4V126H2V123H0V206H4V205H11L10 207H12V205H13V203H16V205H18V203L17 202H19V203H21L22 205L24 204L25 205V203H26V205L28 204V205H30V204H34L35 202H39L43 197H44V195H45V193L47 192L46 190H47V187H48V183H49V178H50V168H48V166L50 167V165H48V163L51 161V159H50V157H49V159H48V154H50L51 155V151L50 150H48L46 147H45V145H46V141H43V142H45V143H43V142H38L40 145V147L38 148V150H35V147H34V145H33V143L32 142H28V141H26L25 139V141H21V142H19V140H18ZM30 138V141H31V137H29ZM57 139L59 138V137H56ZM107 138V137H106ZM112 138V137H111ZM129 138V137H128ZM131 138V137H130ZM132 138V139H133ZM201 138V137H200ZM38 139V138H37ZM126 139V138H125ZM125 139H124V142H126L125 141ZM132 139H128L129 140V142H127V143H131L130 141H132ZM135 139H136V137H135ZM135 139H134V141L133 142H135ZM192 139H194L193 137H192ZM207 139V138H206ZM23 140V139H22ZM40 141H42L41 139H39ZM39 140H37V141H39ZM81 140H83V138L81 139ZM80 140V141H81ZM119 140V139H118ZM127 140V139H126ZM127 140V141H128ZM176 140V139H175ZM196 140V139H195ZM197 140H198V138H197ZM216 140V139H215ZM36 141V142H37ZM79 141V142H80ZM111 141V140H110ZM110 141H109V143H110ZM112 141H113V139H112ZM156 141V140H155ZM194 140H191V142H193ZM201 141V140H200ZM202 141H203V139H202ZM50 142V141H49ZM48 142V143H49ZM105 142V141H104ZM117 142H120V141H117ZM182 142H183V140H182ZM190 142V141H189ZM197 143L199 142V141H196ZM37 143V144H38ZM43 143V144H42ZM95 143V142H94ZM98 143V142H97ZM102 143V142H101ZM121 143V142H120ZM150 143V142H149ZM156 143V142H155ZM205 143V142H204ZM35 144V143H34ZM45 144V145H44ZM53 144V143H52ZM58 144V143H57ZM65 144H67V143H65ZM64 144V146H66ZM79 144V143H78ZM99 144V143H98ZM113 143H111V145H112ZM124 144H126V143H124ZM123 144V145H124ZM137 143H134V145H136ZM139 144V143H138ZM138 144H137V146H138ZM158 144V143H157ZM156 144V145H157ZM184 144V143H183ZM199 144V143H198ZM198 144H197V146H198ZM208 143H206L205 144V146L207 145ZM36 145V144H35ZM48 145V144H47ZM46 145V146H47ZM54 145V144H53ZM53 145H51L52 147H55V146H53ZM56 145V144H55ZM58 145H60V144H58ZM110 145V146H111ZM115 145H116V142H115ZM123 145H121V146H123ZM133 145V146H134ZM139 145V146H140ZM147 145V144H146ZM50 146V145H49ZM62 146H63V144H62ZM68 146V147H67ZM66 146V148H67V150L68 149H70V147L71 146H74L75 147V144L74 145H71L70 147H69V145H67ZM76 146L77 147H79L78 149H82L83 150V152H85V150L83 149V148H86V150H87V148H88V146H86V145H83V147H81L80 145H77L76 144ZM85 146V147H84ZM93 146H95V145H93ZM108 146V145H107ZM109 146V147H110ZM118 146H119V144H118ZM128 146H131L130 144L128 145ZM137 146H136V148L134 147V149H133V152H136L137 150ZM138 146V147H139ZM144 146H145V144H144ZM196 146V147H197ZM201 146V145H200ZM48 147V146H47ZM61 147V146H60ZM81 147V148H80ZM97 147H99V145L97 146ZM106 147V146H105ZM105 147H104V151L106 150L105 149ZM143 147V146H142ZM154 147V146H153ZM152 147V148H153ZM64 148V147H63ZM73 148V147H72ZM90 148V147H89ZM112 148V147H111ZM117 148V147H116ZM115 148V149H116ZM123 148V147H122ZM121 148V149H122ZM126 148V146L124 145V149ZM128 148V147H127ZM132 148V147H131ZM144 148V147H143ZM156 148H158L157 146H156ZM181 148V147H180ZM199 148V147H198ZM205 148H208V147H205ZM54 150L53 151H55V148H53ZM59 149V147L57 148V152L60 150H58ZM77 149V150H78ZM91 149H93V148H91ZM99 149H101V151H102V148L100 147ZM98 149V150H99ZM118 150H120L119 148H117ZM124 149H122L121 151H123ZM145 149V148H144ZM154 149V148H153ZM188 149V147L186 148V150ZM46 150H47V152H48V154H47V152H46ZM67 150L65 149V151H60V155L59 156H56V155H58V153L57 154H55V156H53V155H51L52 157H60V158H63V159H61V160H64V158L66 159V157L64 156H62L61 157V153L62 152H67ZM72 150H73V152H72ZM70 149L69 151H71L72 153H74V155H78V151H76V152H74V149ZM82 150H81V152L80 153H83L82 152ZM94 150V149H93ZM111 150V149H110ZM127 150H129V152H130V150H132V149H127ZM126 149L124 150V151H126L127 152V154H129L128 153V151H127ZM136 150V151H135ZM146 150V149H145ZM157 150H160V149H157ZM203 150V149H202ZM50 151V152H49ZM88 151V150H87ZM91 151V150H90ZM115 152H117L116 150H114ZM114 151H113V153H114ZM121 151H119L118 153L119 154H124V153H126V152H122L121 153ZM143 150L142 149H140V152H142ZM149 151V150H148ZM164 151V150H163ZM191 151V152H192ZM14 152L16 153V152H19L18 154L19 155H17V157H16V159H15V154H14ZM92 153H93V151H91ZM96 150H95V155H93V154H91V155H93V156H95V158H99V156L98 155H96ZM105 152H107V151H105ZM133 152H130V154L131 153H133ZM147 152V151H146ZM149 152H151V151H149ZM154 152H156V150H154ZM202 152V151H201ZM54 153H56V152H54ZM53 153V154H54ZM67 153H70V152H67ZM76 153V154H75ZM79 153V154H80ZM98 153H99V151H98ZM109 153H110V151H109ZM112 152H111V154H113ZM117 153V155H119ZM137 153V152H136ZM143 153H145V151H143ZM157 153V152H156ZM135 154V153H134ZM133 154V155H134ZM139 154V153H138ZM155 153H153L152 154V157H153V155H154ZM65 155H67L68 156V158H67V161H69V162H72L70 159L72 158L73 159V157H69V155L70 154H65ZM73 155V154H72ZM72 155H70V156H72ZM73 155V156H74ZM87 155H89V154H86V156ZM99 155H101V153L99 154ZM106 155H108V154H106ZM115 154H113L112 156H114ZM144 155V154H143ZM142 155V156H143ZM150 155V154H149ZM156 156H159L160 154H155ZM154 155V156H155ZM162 155V154H161ZM160 155V157L161 158H163V156H161ZM169 155V154H168ZM180 155H181V153H180ZM119 156H121V155H119ZM125 155H123V157H124ZM130 156V155H129ZM137 156V155H136ZM170 156H171V153H170ZM169 156V157H170ZM7 157H9V158H11V161H13V160H15L16 162H17V160H18V162H17V165L19 164L20 166H21V168H22V173H23V177L21 178V180L23 179L24 180V182H22V183H24L25 184V187H24V189L26 190H24L23 191V189H20V188H16V187H9V186H7V185H4V178H5V172H6V170H7V167H9V166H13V165H11L12 163H8V160H9V158L8 159H6ZM74 157H76V156H74ZM78 157H79V155H78ZM88 157V156H87ZM92 157V156H91ZM90 157V158H91ZM101 157H103V156H101ZM100 157V158H101ZM118 157V156H117ZM122 156L120 157V158H118V160H117V163H118V166H120V168L123 166V164L126 162L125 160H124V158H126L127 157V155H126V157H124L123 158ZM131 157H133L132 155H131ZM139 157V156H138ZM147 156H145V158H146ZM149 157V156H148ZM147 157V158H148ZM59 158V159H60ZM70 158V159H69ZM89 158V159H90ZM94 158V157H93ZM94 158V159H95ZM97 158V159H98ZM100 158H99V161H100ZM107 158H108V156H107ZM113 158H115L116 159V157L114 156ZM130 158V157H129ZM129 158H127L126 160H128ZM144 158V157H143ZM146 158V159H147ZM155 157H153V159H154ZM157 158V157H156ZM155 158V159H156ZM182 158V157H181ZM13 159V160H12ZM56 159V158H55ZM59 159H58V161H59ZM94 159H92V160H94ZM96 159V160H97ZM102 159V158H101ZM103 159H104V157H103ZM133 159H134V157H133ZM140 159V158H139ZM138 159V161H140ZM169 159V158H168ZM173 159H174V157H173ZM50 160V161H49ZM75 160H78L77 158H75ZM80 160V159H79ZM132 160V159H131ZM142 160V159H141ZM160 160V159H159ZM182 160V161H181ZM187 160H189L190 162H191V164H192V167H193V170H192V168H191V164H190V162L189 161H187ZM10 161V160H9ZM14 161V162H15ZM52 161H54V159L52 160ZM57 161V162H58ZM98 161V160H97ZM108 161H109V159H108ZM113 161H114V159H113ZM135 161V160H134ZM137 161V162H138ZM147 161V160H146ZM148 161H150V159L148 160ZM154 161V160H153ZM155 161H157V160H155ZM165 161V162H164ZM175 161V162H174ZM190 164V165H188V163ZM15 162V163H16ZM61 162H63L62 164L64 165V161H60L59 163H61ZM101 162V161H100ZM128 162V161H127ZM140 162H143V161H140ZM140 162H139V164H140ZM145 162V161H144ZM143 162V163H144ZM151 162V161H150ZM160 162V161H159ZM54 163V162H53ZM65 163H67V162H65ZM75 163H79V162H75ZM98 163V162H97ZM113 164L115 163V161L114 162H112ZM117 163H115L116 165L115 166H117ZM133 163V162H132ZM134 163H136V162H134ZM133 163V164H134ZM147 163V162H146ZM145 163V164H146ZM151 163H153V162H151ZM161 163V162H160ZM160 163H158V164H160ZM50 164V163H49ZM51 164H52V162H51ZM57 164V163H56ZM71 164V163H70ZM100 164H102V162L100 163ZM99 164V165H100ZM108 164V163H107ZM113 164L111 165L112 167H113ZM127 164V163H126ZM130 164V163H129ZM144 164V165H145ZM157 164V163H156ZM172 164V165H171ZM53 165H55V164H53ZM53 165H52V168H54L53 167ZM57 165H59V164H57ZM65 165H68V164H65ZM72 165H73V162H72ZM78 165V164H77ZM79 165H80V168H83V166L82 165H86V163L85 164H83V162H82V164L81 163H79ZM102 165H104V164H102ZM132 165V164H131ZM134 165H136V164H134ZM154 165V164H153ZM161 165V166H162ZM69 166V165H68ZM104 166H106V165H104ZM114 166V167H115ZM126 166V165H125ZM125 166H124V168H125ZM130 165H128V167H129ZM139 166V165H138ZM147 166H149V165H147ZM147 166L146 167H143L144 169V171H145V168H147ZM178 166H180V169H181V167L183 168V169H181V171L179 172L178 170H180V169H178ZM186 166H188V169L185 171V167ZM190 166V167H189ZM66 167V166H65ZM77 167V166H76ZM87 167V166H86ZM85 167V168H86ZM107 167V166H106ZM137 167V166H136ZM140 167H141V165H140ZM151 167H152V165H151ZM158 167H160L159 165H158ZM13 168V167H12ZM59 168V167H58ZM60 168L62 169V167L60 166ZM71 168V167H70ZM70 168H68V169H70ZM73 169H74V167H72ZM72 168L70 169L71 171H72ZM90 168V167H89ZM111 168V167H110ZM117 168V171H119V170H121V169H118V167H116ZM123 168V167H122ZM123 168V169H124ZM130 168H131V166H130ZM149 168H150V166H149ZM174 168V167H173ZM187 168V167H186ZM14 169H16V171H17V168H16V166L14 165ZM67 169V170H68ZM84 169V168H83ZM93 169V168H92ZM99 169V168H98ZM114 169V168H113ZM112 169V170H113ZM122 169V170H123ZM136 169L137 168H135V171H136ZM151 169V168H150ZM155 169V168H154ZM158 169V168H157ZM156 169V170H157ZM21 170V169H20ZM64 170V169H63ZM70 170L68 171V172H66V175H67V173H69L70 172ZM76 170H78V169H76ZM80 170V169H79ZM82 170V169H81ZM91 170V169H90ZM125 170H129V169H124V172L123 171H121V172H123L124 174H127L128 172H126L125 173ZM133 171H134V168L132 169ZM146 170H148L149 171V169H146ZM155 170V171H156ZM61 171V170H60ZM84 171H86V170H84ZM115 171V170H114ZM142 170H140V172H141ZM151 171V170H150ZM149 171V172H150ZM152 171L154 172V170L152 169ZM161 171V170H160ZM165 171V170H164ZM170 171V170H169ZM17 172H19V171H17ZM17 172H15V173H17ZM74 172H75V170H74ZM88 172V170L86 171V173L84 174V173H80L81 174V176H85V177H81V186H82V188L80 189L82 192H81V200H80V210L78 211V213H79V222L80 223H78L79 225H80V227H81V230H79V231H81L82 232V234H83V236L82 237H84L85 236V238L84 239H82V240H84L85 241V239H86V237L88 236V234H87V232H89L88 230V228H86V225L88 226V220L90 221L91 219V217H92V215H90L91 217H88L87 215L89 214V212L87 211V207L85 206L86 205V195L87 194H85L86 192V190H85V187L83 186L85 183V181H87V176H86V174H88L87 173ZM98 172V171H97ZM148 172V173H149ZM179 172V173H178ZM21 173V172H20ZM61 173H65L64 171L62 172L61 171ZM60 173V174H61ZM106 173V172H105ZM108 173V172H107ZM109 173H111V172H109ZM109 173H108V175H109ZM113 173V172H112ZM132 173H134V172H132ZM71 174H73V173H71ZM95 174V173H94ZM97 174H99V173H97ZM123 174V175H124ZM136 174V175H135ZM141 174H143V172L141 173ZM19 175V174H18ZM53 175V174H52ZM62 175V174H61ZM64 175V174H63ZM62 175V176H63ZM65 175V176H66ZM74 175V174H73ZM104 175V174H103ZM107 175V176H108ZM114 174H111V176L110 177H112ZM119 175V174H118ZM118 175H117V177H118ZM129 175V174H128ZM128 175H126V176H128ZM139 175L140 174H138L137 175V171H136V173H134L133 174V176H136V178H134V177H131L132 175H131V173H130V176L129 177H127V178H131V179H129V180H132V181H134V179H137V182H138V180H139ZM144 175V174H143ZM142 175V176H143ZM148 175V174H147ZM147 175H146V177H142L141 176V178L140 179H142V180H144V179H146L147 178ZM153 175H155L156 176V172H155V174H153ZM159 175H161V172H160V174ZM19 176H21V175H19ZM75 176H76V174H75ZM99 176V175H98ZM107 176L105 177V178H107ZM149 176H151L150 174H149ZM158 176V175H157ZM73 177V176H72ZM91 177V176H90ZM123 176H121V177H119L117 180H121V179H123L122 178ZM167 176H165L164 178H166ZM65 179H67L66 177H64ZM64 178H61L62 180L64 179ZM70 178V177H69ZM98 178H100V177H98ZM97 178V179H98ZM103 178V177H102ZM104 178V179H105ZM114 179H115V177H113ZM126 178V179H127ZM151 178V177H150ZM159 178V177H158ZM175 178V177H174ZM182 178H184L183 177V175L180 177V181H182ZM77 179V178H76ZM93 179L95 180V181H97V179H95L94 177H93ZM109 179V178H108ZM148 179V178H147ZM172 179V178H171ZM71 179H69V181H70ZM150 180V179H149ZM148 180V181H149ZM175 180V179H174ZM185 180H186V178H185ZM64 181V180H63ZM73 181V180H72ZM103 182V180H101L100 179V181H98V182ZM106 181H108V180H106ZM112 181V180H111ZM115 181V180H114ZM121 181H124V180H121ZM121 181H119V182H121ZM140 181V180H139ZM176 181V180H175ZM180 181H178V183L180 182ZM54 182V181H53ZM74 182V181H73ZM97 182V183H98ZM105 182V181H104ZM103 182V183H104ZM109 182V181H108ZM116 182H118V181H116ZM128 181H124L123 182V184L122 183H119V184H121L120 186H122V185H125L124 183H126V185H127V187H129L128 186V184L130 183V182H128ZM145 182V181H144ZM147 182V181H146ZM172 182V181H171ZM174 182V181H173ZM172 182V183H173ZM184 182H186V181H184ZM9 183V182H8ZM60 183V182H59ZM63 183V182H62ZM67 184H68V182H66ZM65 183V184H66ZM75 183H76V185L77 184H79V182L77 183V180L75 181ZM74 183V184H75ZM88 183H90V181H88ZM92 183V182H91ZM106 183V182H105ZM135 183H136V180H135ZM149 183H150V181H149ZM177 183V184H178ZM71 184V183H70ZM83 184V185H82ZM118 183H117V185H119ZM137 184V183H136ZM148 184V183H147ZM174 184V183H173ZM175 184H176V182H175ZM10 185V184H9ZM11 185H13V184H11ZM57 185V184H56ZM55 185V186H56ZM73 185V184H72ZM79 185V186H80ZM95 185V184H94ZM93 185V186H94ZM97 185V184H96ZM103 185V184H102ZM129 185H132V183L131 184H129ZM24 186V185H23ZM74 186V185H73ZM91 186V185H90ZM115 186V185H114ZM137 186V185H136ZM143 186H145V185H143ZM148 186V185H147ZM180 186H182V184L180 185ZM184 186V185H183ZM185 186H186V183H185ZM57 187H59V186H57ZM72 187V186H71ZM70 187V188H71ZM76 187V186H75ZM97 187V186H96ZM95 187V188H96ZM99 187V186H98ZM110 187V186H109ZM117 187V186H116ZM126 187V188H127ZM158 187V186H157ZM178 187V186H177ZM60 188V187H59ZM63 188V187H62ZM66 188V187H65ZM78 189H79V187H77ZM84 188V189H83ZM89 190L91 189V187H87ZM93 188V187H92ZM94 188V189H95ZM121 188V191H122V195L121 194H119L117 197H119V196H123V189L122 188H124V191H127V190H125V186L124 187H120ZM120 188H118L117 187V189H120ZM130 188H131V186H130ZM129 188V189H130ZM136 189V188H138V186L135 188V187H133V185H132V190H134V189ZM141 188V187H140ZM169 188L172 190V188L173 187H171V186H169ZM175 188H176V186H175ZM175 188H173V189H175ZM187 188V187H186ZM188 188H187V190H188ZM49 189V188H48ZM52 189V188H51ZM56 189V188H55ZM54 189V190H55ZM61 189V188H60ZM93 189V190H94ZM101 189H102V187H101ZM100 189V190H101ZM106 189V188H105ZM110 189V188H109ZM128 189V190H129ZM144 189V188H143ZM149 189V188H148ZM151 189L153 190H155V188L153 187V186H151ZM157 189V188H156ZM181 189V191L182 192H185V191H183L185 188H180ZM50 190V189H49ZM48 190V191H49ZM53 190V189H52ZM51 190V191H52ZM107 190V189H106ZM138 190V189H137ZM146 190V189H145ZM151 190V191H152ZM158 190V189H157ZM161 190V189H160ZM169 190V189H168ZM171 190H169V191H171ZM175 190H177V189H175ZM186 190V191H187ZM61 191H63V190H58V193L60 194V192ZM76 191H78V190H76ZM88 191V190H87ZM150 191V190H149ZM164 192H165V194H167L168 192H167V189L166 190H163ZM161 192V193H164V192ZM191 191V190H190ZM189 191V192H190ZM50 192V191H49ZM49 192H48V195H49ZM54 192V191H53ZM56 192V191H55ZM64 192V191H63ZM65 192L66 193H68L67 192V190H65ZM64 192V193H65ZM89 192V191H88ZM91 192V191H90ZM89 192V193H90ZM95 192V191H94ZM94 192L92 193V194H94ZM97 192V191H96ZM104 192H107V191H104ZM143 192V191H142ZM142 192H140V193H142ZM146 192V191H145ZM167 192V193H166ZM172 192H174V191H171V193ZM50 193H52V192H50ZM100 193H101V191H100ZM99 193V194H100ZM108 193H109V191H108ZM110 193H111V191H110ZM109 193V194H110ZM119 193H120V190H119ZM129 194H131V192H128ZM149 193V192H148ZM154 193H156V192H154ZM171 193H169V194H171ZM177 193H179L178 194V196L181 194V192H177ZM59 194H57V193H55V196L53 197V199L58 195V196H60ZM76 194V193H75ZM102 194V196H103V193H101ZM107 194V193H106ZM127 194V192H125V195ZM127 195V196H124V198H126V197H129V196H131V195ZM137 194H139L138 193V191H137ZM143 194H145V193H143ZM164 194V195H165ZM176 194V193H175ZM188 194V193H187ZM190 194H193V193H191L190 192ZM53 195V194H52ZM64 195V194H63ZM69 195V194H68ZM95 195V194H94ZM94 195H92V196H94ZM98 195V194H97ZM104 195H105V193H104ZM152 195H153V192H152ZM159 195V194H158ZM161 195L162 194H160L159 196L161 197ZM174 195V194H173ZM173 195H171V196H173ZM183 195V194H182ZM66 196H67V194H66ZM91 196V197H92ZM101 196V197H102ZM134 196V195H133ZM132 196V198L134 199V197ZM141 196V195H140ZM145 196L146 195H144V198H145ZM167 196H169V195H166V197ZM177 196V195H176ZM195 196V195H194ZM197 196V195H196ZM203 196V195H202ZM45 197H46V195H45ZM50 197L52 198V196L50 195ZM61 197V196H60ZM59 197V198H60ZM68 197L69 196H67V200H68ZM87 197L90 199L91 197H89L88 195H87ZM96 197V196H95ZM99 197H100V195H99ZM104 198H105V196H103ZM115 197V196H114ZM113 197V198H114ZM136 197H139L138 195L136 196ZM159 197V198H160ZM165 197V196H164ZM48 198H49V196H48ZM57 198V197H56ZM55 198V199H56ZM94 198V197H93ZM104 198H102V199H104ZM123 197L122 198H117L116 199V197H115V199L113 200V206L115 205V203H116V207L114 208V210L112 211V210H110V211H106V215H107V213H109V215H110V219H108V220H112L113 221V219H116V215L119 213L120 214V212H121V210H123V212H121V216H122V213H124L125 214V216H126V213H127V211L128 210H130V209H132V208H130L132 205H130L129 203H127L126 202V200L124 199ZM130 198V197H129ZM128 198V199H129ZM158 198V200H160V203H161V200H164L163 199V197H162V199H159ZM173 198H174V200H175V197L173 196ZM182 198V197H181ZM183 198H185V197H183ZM194 198V197H193ZM193 198H191L190 200H192ZM62 199H65L64 197L63 198H61V200ZM95 199V198H94ZM101 199V200H102ZM112 199V198H111ZM121 199H123L122 201H120ZM147 199V197L145 198V200ZM166 199H168V198H166ZM164 200V202L166 203L167 202V200ZM178 199H179V197H178ZM197 199V198H196ZM46 200V199H45ZM49 200V199H48ZM56 200H58V199H56ZM60 200V199H59ZM66 200V199H65ZM73 200H75V199H73ZM95 200H97V199H95ZM100 200V199H99ZM100 200V201H101ZM110 200V199H109ZM116 200V201H115ZM125 200V201H124ZM137 200H138V198H137ZM136 200V201H137ZM142 200H144V199H142ZM156 200V199H155ZM170 200H172V199H170ZM188 200V199H187ZM52 201V200H51ZM54 201V200H53ZM53 201H52V203L49 201V205H47V207H49L51 204L52 205H54L53 204ZM71 201V200H70ZM77 201V200H76ZM91 201H92V199H91ZM120 201V202H119ZM129 201V200H128ZM135 201V202H136ZM148 201V200H147ZM152 201V200H151ZM176 201H179V200H177L176 199ZM185 201V200H184ZM184 201H181V203L182 204H184L183 202ZM196 201V200H195ZM198 201V200H197ZM197 201H196V204H197ZM59 202H61V201H59ZM58 202V203H59ZM64 202V201H63ZM66 202V201H65ZM94 202V201H93ZM102 202V201H101ZM120 204H119V203ZM130 202V201H129ZM132 202V201H131ZM146 202V201H145ZM163 202V201H162ZM169 202V201H168ZM175 202V201H174ZM188 202V201H187ZM186 202V203H187ZM194 202V201H193ZM46 203H47V201H46ZM51 203V204H50ZM57 203V202H56ZM62 203V202H61ZM67 203H69V202H67ZM66 203V204H67ZM70 203H72V202H70ZM75 203V202H74ZM97 203V202H96ZM108 203H110V202H108ZM139 204H140V206H142L141 205V202L139 201L138 202ZM137 203V204H138ZM151 203V202H150ZM154 204L156 203V202H153ZM158 203V202H157ZM178 203V202H177ZM195 203V202H194ZM41 204V203H40ZM43 204H44V202H43ZM117 204H119V206H123V207H119V206H117ZM134 204V203H133ZM138 204V205H139ZM171 204V203H170ZM173 204V203H172ZM176 204V203H175ZM180 203H178V205H179ZM181 204V205H182ZM189 204V203H188ZM45 205V204H44ZM60 205V204H59ZM59 205H58V208H59ZM98 205H99V203H98ZM127 205H130L129 206V209H128V207H127ZM138 205H137V207H138ZM143 205H145L144 203H143ZM147 205V204H146ZM145 205V206H146ZM151 205V204H150ZM150 205H149V203H148V206L150 207ZM153 205V204H152ZM152 205H151V208H152ZM156 205V204H155ZM160 205V204H159ZM158 204H157V206H159ZM167 205H168V203H167ZM187 205V204H186ZM262 205V206H263ZM14 206V205H13ZM20 206V205H19ZM31 206H33V205H31ZM43 206V205H42ZM60 206H63V204L62 205H60ZM70 206H71V204H70ZM106 206V205H105ZM134 206V205H133ZM144 206V207H145ZM171 206V205H170ZM176 206V205H175ZM185 206V205H184ZM16 207V206H15ZM22 207V206H21ZM24 207V206H23ZM22 207V208H23ZM26 207H28V206H26ZM36 208H37V206H35ZM34 207V208H35ZM40 207V206H39ZM44 207V206H43ZM42 207V208H43ZM46 207V208H47ZM56 207V206H55ZM54 207V208H55ZM64 207H66V205L64 206ZM69 207V206H68ZM74 207H75V205H74ZM78 207V208H79ZM89 207H91V206H89ZM126 207V209L124 210V208ZM144 207L142 206V209L144 210H142L141 212H144V217H146L145 216V214H147V217H149L148 216V209H147V206L145 207V209H144ZM179 207H181L180 209L181 210H183L182 209V207L183 206H179ZM186 207V206H185ZM185 207H183V208H185ZM4 208H5V206H4ZM3 208V210H0V219H6L7 221H9L8 220V216L9 215H14V212L9 208V207H6V208H8V209H10V210H8V209H4ZM14 208V207H13ZM21 208V209H22ZM41 208V209H42ZM50 208H51V206H50ZM52 208H53V206H52ZM87 208V209H86ZM95 208V207H94ZM102 208V207H101ZM104 208V207H103ZM107 208V206L105 207V209ZM134 208V207H133ZM141 208V207H140ZM139 208V209H140ZM154 208V207H153ZM166 208V207H165ZM168 208H169V206H168ZM173 208V207H172ZM178 208V207H177ZM189 207L187 206V208L186 209H188ZM193 208H195V207H193ZM195 208V210H197ZM21 209H19V210H21ZM29 209V208H28ZM28 209H26L27 210V212H29L28 211ZM56 209H57V207H56ZM56 209H54V210H56ZM67 209V208H66ZM74 209V208H73ZM147 209V210H146ZM158 209V208H157ZM176 209V208H175ZM174 209V210H175ZM190 209V208H189ZM17 210V209H16ZM15 210V212H18V210L16 211ZM33 210H35V209H33ZM37 211H38V208L36 209ZM35 210V211H36ZM53 210V209H52ZM53 210V211H54ZM71 210V209H70ZM69 209H68V211H70ZM94 210V209H93ZM99 210V209H98ZM120 210V211H119ZM127 210V211H126ZM141 210V209H140ZM146 210V211H145ZM150 210L151 209H149V215H150ZM162 210H164L163 209V206H162ZM166 210H167V208H166ZM170 209H168L167 211H169ZM171 210H173V209H171ZM185 210V209H184ZM183 210V212H184V214L186 213L185 211H187V210H185L184 211ZM191 210V209H190ZM45 211H49L48 209L46 210L45 209ZM52 211V212H53ZM57 211V210H56ZM55 211V213L57 214V212ZM59 211L60 210H58V213H59ZM63 211V210H62ZM62 211H61V213H62ZM67 211V210H66ZM65 211V212H66ZM73 211V210H72ZM90 211H92V209L90 210ZM136 211V210H135ZM157 211V210H156ZM252 211H253V213H252ZM24 212H26V211H22V213H24ZM96 212V211H95ZM104 212V211H103ZM111 212V213H110ZM130 212H132V210H130ZM129 212V213H130ZM146 212V213H145ZM170 212V211H169ZM187 212H189V211H187ZM195 212H197V211H195ZM21 213V212H20ZM49 214H50V212H48ZM61 213H59L58 214V216H60V214ZM71 213V212H70ZM90 213H92V212H90ZM99 213V212H98ZM128 213V214H129ZM136 213V212H135ZM138 213V212H137ZM136 213V214H137ZM154 213V212H153ZM152 213V214H153ZM167 213L168 212H166V215H167ZM175 213V212H174ZM180 213V212H179ZM191 212H189V214H190ZM251 213H252V215H251ZM15 214H17V213H15ZM27 214V213H26ZM25 214V215H26ZM29 214V213H28ZM30 214H32V212H30ZM37 214H40V213H38L37 212ZM37 214L35 215V216H37ZM47 214V213H46ZM52 214V213H51ZM66 214V213H65ZM76 214H77V212H76ZM95 214V213H94ZM93 214V215H94ZM100 214H101V212H100ZM119 214H118V216H119ZM131 214V213H130ZM129 214V215H130ZM136 214H135V217H137L136 216ZM142 214V213H141ZM151 214V215H152ZM172 214V213H171ZM187 214V213H186ZM193 214H194V211H193ZM45 215V214H44ZM63 215H64V213H63ZM62 215V216H63ZM71 215V214H70ZM73 215V214H72ZM72 215L68 218V219H71L72 218ZM74 215H75V213H74ZM96 215H97V213H96ZM129 215H128V217H129ZM139 215V214H138ZM142 215V216H143ZM158 212H157V218H160V217H158ZM175 214H173V216H174ZM196 215H197V213H196ZM5 216H7V217H5ZM15 216V215H14ZM17 216V215H16ZM15 216V217H16ZM34 216V217H35ZM53 218H55V217H57L58 218V216L56 215H51ZM62 216H60V217H62ZM68 216H69V214H68ZM77 216V215H76ZM76 216H74V218L76 217ZM155 216V215H154ZM153 216V217H154ZM161 216V215H160ZM168 216H170L169 214H168ZM172 215L169 217V221H170V219H172V217H173ZM185 216V215H184ZM198 216V215H197ZM19 216H17V218H18ZM25 217L27 218L28 216H24V219H25ZM30 217V216H29ZM28 217V218H29ZM32 217V216H31ZM30 217V218H31ZM41 217V216H40ZM39 217V218H40ZM51 217V218H52ZM65 217H67L66 215H65ZM104 217V216H103ZM134 216H132V218H133ZM134 217V218H135ZM139 217H141L140 215H139ZM152 217V216H151ZM151 217H150V219H149V221L151 220ZM152 217V220H154V221H157V220H155L154 218H156V216L153 218ZM187 217H189V216H187ZM190 217H191V214H190ZM194 217H196V216H193L192 215V219L194 218ZM10 219H11V217H9ZM33 218V217H32ZM47 218V220H48V222H49V218H48V215H46V217H45V219ZM63 219H66V218H64V217H62ZM62 218L59 220L60 222H62V221H64V222H66L65 220H62ZM89 218V219H88ZM119 218L121 219V217L119 216ZM132 218L130 217L129 219H131V221H132ZM143 217H141V219H142ZM156 218V219H157ZM22 219V218H21ZM36 219H38L37 217H36ZM41 219V218H40ZM56 219V218H55ZM55 219H53L54 221H55ZM73 219V218H72ZM94 219V218H93ZM96 219V218H95ZM95 219H94V221H93V223H92V229H95L94 228V226L96 225V222H95ZM100 219V218H99ZM119 219V221H121ZM126 219H127V217H126ZM138 220L140 219V218H137ZM136 219V220H137ZM146 219V218H145ZM184 219V218H183ZM187 219V218H186ZM190 219V218H189ZM191 219V220H192ZM197 219H199L198 217H197ZM212 219L213 220H217L218 221V223H220V224H216V223H214V222H212ZM18 221L19 220V218L18 219H15L14 220V223H16L15 221ZM23 220V219H22ZM26 220V219H25ZM57 220V219H56ZM77 220V219H76ZM101 220V219H100ZM102 220L104 221L105 220V218H102ZM101 220V221H102ZM123 220H124V217H123ZM134 221H136L135 219H133ZM143 220V219H142ZM152 220L150 221V223H147L146 224V226L148 227L149 225H151L152 223ZM211 220V221H210ZM248 220V221H249ZM1 221V223L3 222L2 220H0ZM6 221V222H7ZM36 221V220H35ZM34 221V222H35ZM58 221V220H57ZM56 221V222H57ZM73 221V220H72ZM97 221V220H96ZM128 221V220H127ZM131 222V223H133V224H131V226L133 225V226H135V222ZM161 222V220L159 219L157 222H155V223H158V222ZM180 222H181V220H179ZM195 221H196V219H195ZM199 221V222H200ZM5 222V224H7L8 225V223H6ZM19 222H20V220H19ZM24 222V221H23ZM22 221H21V223H23ZM30 222H31V220H30ZM33 222V224H35ZM38 222V221H37ZM43 222V221H42ZM41 222V223H42ZM51 222V221H50ZM56 222L53 224V225H55L56 224ZM59 222V223H60ZM78 222V221H77ZM115 222V221H114ZM123 222V221H122ZM125 222V221H124ZM130 222V221H129ZM139 222H141V221H139ZM139 222H138V224H139ZM183 223H184V221H182ZM188 222V221H187ZM194 222V221H193ZM192 222V223H193ZM198 222V223H199ZM25 224H26V222H24ZM24 223H23V225H22V227L23 228H25L24 227ZM27 223H28V220H27ZM66 223H68V221L66 222ZM95 223V224H94ZM99 223V222H98ZM98 223H97V225H98ZM119 224V222H115V223H112L111 222V224H114V226H113V228L114 227H116L117 226V224ZM142 223V222H141ZM144 223V222H143ZM146 223V222H145ZM170 223V222H169ZM191 223V222H190ZM201 222H200V224H202ZM13 223H11V225H9V227H7L6 228V226H4L7 230H9L11 227L10 226H13L12 225ZM33 224H31V225H33ZM40 224V223H39ZM46 224V223H45ZM50 225H51V223H49ZM64 224V223H63ZM63 224H59L60 225V227H61V229L59 230V231H57L56 229H55V234H59L58 232H63V228L65 227ZM69 224H70V222H69ZM69 224H67L66 226H67V229H70V231H71V229H72V227L71 228H68V227H70V226H68ZM73 224V223H72ZM71 224V226H73ZM75 224V223H74ZM77 224V223H76ZM124 224H126V223H123V225ZM127 224H129V223H127ZM129 224V225H130ZM137 224V225H138ZM161 224V223H160ZM172 224V223H171ZM174 224V223H173ZM180 224H182V223H180ZM196 224V223H195ZM16 224H14V226H15ZM19 225V226H18ZM18 225H16V226H18L19 228H20V224L18 223ZM31 225L30 226H26V227H29V229L31 230ZM36 225V224H35ZM34 225V226H35ZM42 225V224H41ZM52 225V226H53ZM58 225V224H57ZM58 225V226H59ZM96 225V226H97ZM100 225H101V223L99 224V227H100ZM119 225H121V224H119ZM128 225V226H129ZM154 225H156V224H154ZM153 224H152V226H154ZM158 225V224H157ZM203 225H201V226H203ZM38 226H40V225H38ZM37 226V227H38ZM43 226V225H42ZM49 226V225H48ZM64 226V227H63ZM76 226V225H75ZM102 226V225H101ZM122 226V225H121ZM126 226V225H125ZM127 226V227H128ZM131 226H129V228L131 227ZM142 226H144L143 224H142ZM151 226V227H152ZM182 226V225H181ZM180 226V227H181ZM190 226V225H189ZM199 226V225H198ZM1 227V226H0ZM3 227V228H4ZM44 227V226H43ZM51 227V226H50ZM54 227V226H53ZM52 227V228H53ZM63 227V228H62ZM98 227V228H99ZM103 227V226H102ZM109 227V226H108ZM127 227H125L127 230H128V228ZM138 229H140V226L138 225ZM150 227V228H151ZM155 227V226H154ZM171 227V226H170ZM169 227V228H170ZM176 227V226H175ZM179 227V226H178ZM195 227V226H194ZM206 227V226H205ZM204 227V228H205ZM2 227L0 228V235H2L3 233H2V230H4ZM9 228V229H8ZM16 227H14V228H12V229H10L11 231L12 230H14L13 232H14V234H18V233H15V232H17V231H15V230H17V228L15 229ZM39 228V227H38ZM45 228V227H44ZM57 229H59L58 227H56ZM76 228H78L79 229V227H75V229ZM117 228V232L118 231H122L123 230V228H124V226H123V228H121L120 227V229H119V226H117L116 227ZM132 228V227H131ZM146 228V227H145ZM191 228V227H190ZM207 229H208V227H206ZM242 228V227H241ZM27 229V228H26ZM37 228H35V230H36ZM66 229V230H67ZM87 229V230H86ZM100 229V231H101V227L99 228ZM145 230L144 228H141V230ZM147 229V228H146ZM152 229V228H151ZM149 230V227H148V230L149 231H151L150 233H152V231L154 230V229H152V230ZM158 229V228H157ZM201 229H203V227H201ZM207 229H204V230H206L207 231ZM238 229V230H237ZM6 230V231H7ZM20 230V229H19ZM22 231H23V229H21ZM19 231V234L21 235L22 233V231ZM32 230H34V228H32ZM43 230V229H42ZM48 230V229H47ZM46 230V231H47ZM54 230V229H53ZM74 230V228L72 229V231ZM113 230V229H112ZM135 230V229H134ZM133 230V231H134ZM136 230H137V228H136ZM140 230V232H142ZM179 230H181V228H178V231ZM6 231H3V232H5V233H7V234H10V233H12L11 231L9 232H6ZM37 231H38V229H37ZM36 231V232H37ZM39 231H41V229L39 228ZM56 231H57V233H56ZM95 230H93V232H94ZM99 231V230H98ZM105 231V230H104ZM110 231V230H109ZM147 231V230H146ZM149 231H148V233H149ZM155 231V230H154ZM177 231V230H176ZM182 231V230H181ZM186 231V230H185ZM196 231H197V229H196ZM202 231V230H201ZM25 232V234H27L26 232H29V233H31L32 234V231L30 232V231H23V233ZM35 232V233H36ZM43 232V231H42ZM42 232H38V233H42ZM49 232V231H48ZM48 232H46V233H48ZM52 232V231H51ZM64 232H66V231H64ZM68 233V235H70V233H69V230L67 231ZM83 232H85V233H83ZM102 232V231H101ZM117 232H115V233H117ZM123 232H124V230H123ZM132 232V231H131ZM138 232V231H137ZM156 232V231H155ZM155 232H154V234H153V236L155 235ZM194 232V231H193ZM209 232V231H208ZM207 232V233H208ZM38 233H37V235H35V237H38L39 235H38ZM45 232H43L42 234H44ZM77 233V232H76ZM103 233V232H102ZM101 233V234H102ZM106 233V232H105ZM114 233V234H115ZM125 233H127V232H125ZM136 233V232H135ZM145 233H147V232H145ZM145 233H144V231H143V234L145 235ZM149 233V234H150ZM197 233V232H196ZM195 233V234H196ZM202 233H203V231H202ZM205 233V232H204ZM203 233V234H204ZM207 233H205V235L207 234ZM13 233L9 236L10 238L9 239H7V237H4V235L2 236V238H0V241L1 240H4L3 239V237L4 238H6L8 241V243H9V241L11 240V237H12V235H14ZM49 234V233H48ZM52 234V233H51ZM55 234H53V235H55ZM61 234V233H60ZM64 234V233H63ZM62 234V235H63ZM67 234H65L66 236H67ZM72 235H74L73 233H71ZM85 234V235H84ZM87 234V235H86ZM99 234V236H100V233H98ZM98 234H96V235H98ZM129 234V233H128ZM178 234V233H177ZM185 234V233H184ZM195 234H193V235H195ZM198 234V233H197ZM200 234V233H199ZM33 235V234H32ZM47 235V234H46ZM62 235H61V238H64V237H62ZM64 235V236H65ZM94 235V234H93ZM105 235V234H104ZM116 235H118V234H116ZM122 235V234H121ZM127 235V234H126ZM131 235V234H130ZM136 235V234H135ZM148 235V234H147ZM174 235V234H173ZM204 235V237H206ZM211 235V234H210ZM8 236V235H7ZM19 235H17V237H18ZM22 236H24V234L22 235ZM26 236V235H25ZM27 236H28V234H27ZM26 236V237H27ZM49 235H47V237H48ZM55 236H57V235H55ZM59 236V235H58ZM58 236L56 237V240L55 241H58ZM74 236H76V234L74 235ZM89 236H91V235H89ZM99 236H98V238H99ZM107 236V235H106ZM112 236V235H111ZM119 236V235H118ZM117 236V237H118ZM125 236V235H124ZM128 236V235H127ZM127 236H125V238L127 237ZM133 236V235H132ZM156 236V235H155ZM159 236V235H158ZM184 236V235H183ZM182 236V237H183ZM186 236V235H185ZM185 236L183 237V238H185ZM208 236H209V234H208ZM14 237V236H13ZM17 237H15V238H17ZM21 237V236H20ZM29 237V236H28ZM27 237V238H28ZM42 237V235L40 236V238ZM68 237V236H67ZM96 237V236H95ZM122 237V236H121ZM129 237V236H128ZM145 237H146V235H145ZM151 237V236H150ZM150 237H148L147 239H149ZM165 237V236H164ZM175 237H178L177 235H175ZM175 237H173V239L175 238ZM190 237H192V235L190 236ZM24 238V237H23ZM50 238H51V236H50ZM60 238V237H59ZM66 238V237H65ZM70 238V237H69ZM77 238H79L80 239V237H77ZM92 238H94V236L92 237ZM106 238H108V237H106ZM120 238V237H119ZM124 238V237H123ZM124 238V239H125ZM134 238H135V236H134ZM137 238V237H136ZM153 238V237H152ZM179 238L181 239V237L179 236ZM209 239H210V237H208ZM5 239V240H6ZM14 238H12V240H13ZM20 238H18L17 240H19ZM52 239H54V238H52ZM71 239V238H70ZM73 239V238H72ZM76 238H74L73 240H75ZM79 239H76V241L78 240L79 241ZM102 240H103V237L101 238ZM118 239V238H117ZM124 239H122L123 240V242L126 240H124ZM138 239V238H137ZM146 239V238H145ZM146 239V240H147ZM154 239H156V237L154 238ZM166 239H167V237H166ZM171 238H169V240H170ZM176 239V238H175ZM178 239V238H177ZM188 239V238H187ZM206 239V238H205ZM4 240V241H5ZM21 240L22 239H20V241H17L18 243L19 242H21ZM24 240H26V238H24L22 241H23V243L25 244V242H24ZM33 240H34V238H33ZM36 238H35V242H36ZM40 240V239H39ZM42 240V239H41ZM44 240L46 241L47 240V238H45L44 237ZM51 240V239H50ZM49 240V242H51ZM62 240V239H61ZM60 240V241H61ZM69 240V239H68ZM73 240H70V242L72 241L73 242ZM81 240V242H84V241H82ZM86 240H88V239H86ZM97 240V239H96ZM102 240H101V242H102ZM108 240V239H107ZM113 240V239H112ZM131 240L133 241V239L131 238ZM139 240V239H138ZM150 240V239H149ZM196 240V239H195ZM194 240V241H195ZM203 240V239H202ZM4 241H2V242H4ZM16 241V240H15ZM29 241V239L26 241V242H28ZM54 241V240H53ZM52 241V242H53ZM64 241V240H63ZM88 241H91V240H88ZM94 241V240H93ZM100 241V240H99ZM105 241V240H104ZM110 241H111V239H110ZM132 241H129V242H132ZM144 241V240H143ZM150 241H152V240H150ZM150 241H148V242H150ZM155 241V240H154ZM181 241V240H180ZM186 241V240H185ZM198 241V240H197ZM1 242V243H2ZM7 242H6V245H7ZM10 242H12V241H10ZM16 242V243H17ZM34 242V243H35ZM44 242V241H43ZM48 241H47V244H48V246L47 245H45V247L47 246L48 248H49V246H50V243H49ZM67 243V242H69V241H67V239L64 241V243ZM69 242V243H70ZM98 242V241H97ZM116 242H118V241H116ZM120 242H122L121 240L119 241V243ZM129 242H128V244L127 245H130L129 244ZM139 242H141V240L139 241ZM147 242V243H148ZM169 242V241H168ZM168 242H164V243H168ZM189 242V241H188ZM187 242V246L189 247L188 249H191V248H193V246H192V242H193V240L192 241H190L189 243ZM200 242H202V241H200ZM204 242V241H203ZM206 242H208L207 240H206ZM231 242L233 243L232 245H231ZM15 243V244H16ZM18 243H17V245H18ZM45 243V242H44ZM44 243L41 245V247L43 246L44 247ZM57 243V242H56ZM55 242H54V244H55V246H58V244H56ZM58 243H60V245H59V249H61V251L63 252V250H65L66 248V244H64L63 246H65V247H63V248H65V249H63L62 250V248H60V246H62L61 245V243H63L62 241L61 242H58ZM85 243V242H84ZM90 243V242H89ZM88 243V244H89ZM95 243V242H94ZM99 243V242H98ZM111 243V242H110ZM127 243V242H126ZM196 243V242H195ZM195 243H194V245H195ZM199 243V242H198ZM197 243V244H198ZM205 243V242H204ZM21 244V243H20ZM46 244V243H45ZM81 244V243H80ZM91 244V243H90ZM93 244V243H92ZM100 244V243H99ZM122 244L123 243H120V245H121V247L123 248V246L125 247V245H123L122 246ZM124 244H125V242H124ZM132 244H135V242L134 243H132ZM140 244V243H139ZM143 244V247H144V243H142ZM209 244V243H208ZM3 245H5V243L4 244H0V247H2ZM70 244H68V246H69ZM85 245V244H84ZM94 245H96L97 246V244L95 243ZM101 245H103L102 243H101ZM101 245H98V249H100L101 247ZM107 245H109V244H107ZM126 245V246H127ZM147 245V244H146ZM145 245V247L147 248V246ZM169 245V244H168ZM181 245V244H180ZM32 246H34V245H32ZM104 246H106V245H103L102 247H104ZM132 246H134V245H131V248H132ZM136 246V245H135ZM138 246V245H137ZM142 246V245H141ZM148 246H150V243H149V245ZM153 246V245H152ZM152 246H150L151 248H153V249H155L154 247H152ZM156 246V245H155ZM164 246V245H163ZM177 246H178V244H177ZM208 246V245H207ZM239 246V245H238ZM37 247V246H36ZM42 247V248H43ZM54 247V246H53ZM83 247V246H82ZM81 247V248H82ZM85 247V246H84ZM111 247V246H110ZM128 247V246H127ZM126 247V248H127ZM144 247V248H145ZM157 247V246H156ZM162 247V246H161ZM166 247V246H165ZM165 247H164V249H165ZM202 247H204V245L202 246ZM213 247V246H212ZM3 248V247H2ZM34 248H35V246H34ZM38 248V247H37ZM47 248V249H48ZM51 248V247H50ZM57 248V247H56ZM78 249H80V247L78 246L77 247ZM95 249H97L96 247H94ZM94 248H92V245H91V248H89V249H91L93 252H94V254H98V251H94L95 249ZM121 248V250H123ZM126 248H124V250L123 251H125V249ZM178 248V247H177ZM217 248V247H216ZM233 248H234V246H233ZM238 248V247H237ZM76 249V248H75ZM74 249V250H75ZM83 249V248H82ZM85 249V248H84ZM83 249V250H84ZM94 249V250H93ZM114 249V248H113ZM116 249V248H115ZM114 249V250H115ZM129 249H130V246H129ZM133 249V248H132ZM152 249V250H153ZM160 249V248H159ZM166 249H168V248H166ZM187 249V248H186ZM198 249H201L200 248V246L198 247ZM241 249V248H240ZM49 250V249H48ZM77 250V249H76ZM75 250V251H76ZM126 250H128V249H126ZM136 250V249H135ZM137 250H139V249H137ZM136 250V251H137ZM146 250V249H145ZM148 250H149V247H148ZM147 250V251H148ZM151 250V249H150ZM177 250H181V249H177ZM228 250H230L229 249V247H228ZM45 251H46V249H45ZM56 251H59V250H55V251H53V252H56ZM78 251V250H77ZM76 251V252H77ZM85 251H87V250H85ZM84 251V252H85ZM132 251H134V250H132ZM140 251V250H139ZM139 251L137 252V253H139ZM142 251V252H141ZM140 251V253L141 254H144L143 253V249ZM159 251V250H158ZM161 252H163V250H160ZM169 251V250H168ZM192 251V250H191ZM193 251H194V249H193ZM199 251V250H198ZM217 251H219V250H217ZM238 251H240L239 249L238 250H236V252H238ZM49 252V251H48ZM65 252V251H64ZM76 252L75 253H73V254H75L76 255ZM82 253V254H80L81 255V258H82V261L85 263V264H87V263H91V260H93V264L94 263H97L96 261V259H92L93 258V256L92 257H90L91 255H90V253H89V250L87 251L88 253ZM93 252L91 253V254H93ZM97 252V253H96ZM103 252V251H102ZM108 252L110 253V251L108 250ZM117 252V251H116ZM126 252V251H125ZM149 252V251H148ZM156 252V251H155ZM181 252H183V251H180V253ZM190 252V250L188 251V253ZM200 252V251H199ZM203 252V251H202ZM224 252V251H223ZM80 253V252H79ZM107 253V252H106ZM121 253H123V252H121ZM134 253V252H133ZM136 253V254H137ZM151 253H154V252H151ZM150 253V255L152 256V254ZM158 253V252H157ZM164 253H166L165 251H164ZM169 253H172V252H169ZM240 254H241V252H239ZM93 254V255H94ZM120 254V253H119ZM118 254V255H119ZM127 255H128V253H126ZM125 254V255H126ZM158 254H160V253H158ZM175 254V252H173V255ZM196 254V253H195ZM199 254V253H198ZM210 254V253H209ZM227 254H228V252H227ZM226 254V255H227ZM88 255H90V256H88ZM114 255H116V254H114ZM121 255V254H120ZM123 256V257H126V256ZM129 255H130V253H129ZM128 255V256H129ZM138 255V254H137ZM147 255V254H146ZM181 256L180 257H184V256H182L183 255V253L182 254H180ZM229 255H231V254H229ZM70 256V255H69ZM74 256V255H73ZM78 256V255H77ZM76 256V257H77ZM98 256V255H97ZM103 256H108V253H107V255H105V253L103 254ZM102 256V257H103ZM111 256V255H110ZM109 256V257H110ZM140 256V255H139ZM143 256V255H142ZM158 256V255H157ZM162 256V255H161ZM234 256V255H233ZM232 256V257H233ZM240 256H242V255H240ZM99 257H100V255H99ZM115 257V256H114ZM114 257H113V253H112V256L110 257V258H112V259H114ZM122 256L120 257L119 256V258L117 257L116 259H114V260H116V262L117 263H119V262H121V258H123ZM133 257H135V256H133ZM138 256H136V258H137ZM146 257V256H145ZM144 257V258H145ZM147 257H149V253H148V256ZM153 257V256H152ZM174 257H176V256H174ZM187 257H188V254H187ZM189 257H190V255H189ZM188 257V258H189ZM205 257V256H204ZM219 257V256H218ZM232 257H230L229 256V258H232ZM235 257V256H234ZM79 258H80V256H79ZM98 258V257H97ZM109 258V259H110ZM131 258V257H130ZM143 258V257H142ZM163 258H165L164 256H163ZM179 258V257H178ZM186 258V257H185ZM242 258V257H241ZM73 259H77V260H79L78 258H73ZM107 259V258H106ZM103 260V261H107V260ZM108 259V260H109ZM112 259H111V261H112ZM120 259V260H119ZM141 259V258H140ZM145 259H147V258H145ZM144 259V261H147V260H145ZM148 259H150V258H148ZM168 259V258H167ZM172 259V258H171ZM180 259V258H179ZM191 259V261L193 260L192 258H190ZM233 259V258H232ZM243 259V258H242ZM66 260V259H65ZM64 260V261H65ZM75 260H74V262H75ZM96 260V261H95ZM100 261H101V259H99ZM113 260V261H114ZM118 260V261H117ZM126 260L127 261H133L132 259L130 260H128V258L126 257ZM137 260V259H136ZM139 260V259H138ZM138 260H137V263H138ZM154 260V259H153ZM152 260V261H153ZM186 260H187V258H186ZM201 260V259H200ZM223 260V259H222ZM235 260V259H234ZM72 261V260H71ZM80 261V260H79ZM100 261H99V264H101L100 263ZM135 261V260H134ZM133 261V262H134ZM140 261V260H139ZM143 261V262H144ZM151 261V262H152ZM155 261V260H154ZM157 261H160V256H159V260L157 259ZM161 261H163V259L161 260ZM172 261H173V259H172ZM183 261H184V259H183ZM236 261V260H235ZM243 261H244V259H243ZM66 262V261H65ZM64 262V263H65ZM73 262V261H72ZM72 262H71V264H72ZM73 262V263H74ZM81 262V261H80ZM109 262H110V260H109ZM136 262V261H135ZM165 262H166V260H165ZM164 262V263H165ZM174 262V261H173ZM178 262V261H177ZM177 262H176V264H177ZM180 262V261H179ZM178 262V264H180ZM189 262V261H188ZM228 262V261H227ZM230 262H231V260H230ZM233 262V261H232ZM70 263V262H69ZM91 263V264H92ZM114 263V262H113ZM112 263V264H113ZM125 262H123L122 261V263L121 264H124ZM128 263H130V262H128ZM128 263H125V264H128ZM136 263V264H137ZM160 263V262H159ZM171 263V262H170ZM181 263H182V261H181ZM190 263V262H189ZM200 263H202V262H200ZM234 263H236V262H233L232 264H234ZM242 263V262H241ZM62 264V263H61ZM67 264V263H66ZM78 264V263H77ZM102 264H104V262L102 263ZM106 264H109L108 263V261L106 262ZM111 264V263H110ZM116 264V263H115ZM120 264V263H119ZM147 264V263H146ZM150 264V263H149ZM186 264V263H185ZM192 264H194V263H192ZM204 264V263H203ZM237 264V263H236ZM247 264V263H246Z\"/></svg>",
	"mask_w": 264,
	"mask_h": 264
},
{
	"label": "crops",
	"instance_id": "0c3cea01",
	"mask_svg": "<svg viewBox=\"0 0 264 264\" xmlns=\"http://www.w3.org/2000/svg\"><path fill=\"white\" fill-rule=\"evenodd\" d=\"M257 60H258V64L260 66V69L264 73V29H263L262 34L260 36L258 47H257ZM263 217H264V205L255 211V213L252 215L250 220L254 219L256 221H259V219H261V218L263 219ZM258 259H257L258 261L263 262L262 258H258Z\"/></svg>",
	"mask_w": 264,
	"mask_h": 264
}]
</instances>
